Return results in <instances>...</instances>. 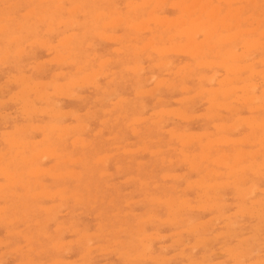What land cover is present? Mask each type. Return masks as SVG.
<instances>
[{
  "label": "rangeland",
  "instance_id": "374dc122",
  "mask_svg": "<svg viewBox=\"0 0 264 264\" xmlns=\"http://www.w3.org/2000/svg\"><path fill=\"white\" fill-rule=\"evenodd\" d=\"M27 1V2H24ZM0 0V59H1V63H0V86H2V88L0 87V115L4 117V119H2L3 117L0 116V156L4 155V153L6 155H4L3 157H0V163L4 161H7L5 163L9 164L11 163L10 160L13 159L12 161V165H14L13 163L15 162L16 164L14 166L9 164V168L8 165H6L5 163H1V167L2 164L4 165V168H7L8 170L11 169V175H10V171H7V169H0V191L2 189L5 190L3 191L2 197H0V208L3 207L4 205L7 207H5V209H1L0 210V218H5V219H0V264H19L22 260L23 264H32L35 262V264H62V263H67V264H192L195 261V264H197V262L199 261V264L204 263L203 264H216L217 262H219V264H235V263H243V264H264V240H262L260 242L261 239H263L264 237V224H262L264 222V211L262 212V210L264 209V173H262V171L264 170V111L262 112V110H264V77H262L264 75V63L261 60L262 58L264 59V44L261 45V42H264V0H226L227 2L229 1V3H227L224 0H195V4L193 2V0H160L162 3H160L159 0H60V2L63 4H61L59 2V0ZM48 1V2H47ZM71 1V2H70ZM154 1V2H153ZM159 3H156L158 2ZM166 1V2H165ZM179 1V3H178ZM182 1V5L181 2ZM185 1V5L184 4ZM201 1V3H200ZM203 1V2H202ZM208 1V2H206ZM212 1V2H211ZM232 1V2H231ZM252 1V2H251ZM16 2V3H15ZM18 2V3H17ZM23 2V3H22ZM47 2V3H46ZM130 2V3H129ZM135 2V3H134ZM143 2V3H142ZM146 2V4L144 3ZM172 2H175L176 4L174 5ZM205 2V3H204ZM211 2V3H210ZM214 2V3H213ZM221 2V4H220ZM242 2V3H241ZM248 2V4H247ZM256 2V3H255ZM13 3V5H12ZM16 5H15V4ZM21 3V4H20ZM58 3V4H57ZM143 5H141V4ZM153 5H152V4ZM194 5H193V4ZM21 6H18V5ZM64 7H60L61 5ZM140 4V5H139ZM163 4V5H162ZM187 4V5H186ZM201 4H203V6H201ZM205 4V5H204ZM208 6H207V5ZM231 4V5H230ZM260 4V5H259ZM73 5V7H71ZM149 5V6H148ZM174 5V6H173ZM191 6V8L189 9V7ZM193 5V6H192ZM211 5V7H209ZM221 5V6H220ZM253 5V6H252ZM256 5V7H255ZM259 5V6H258ZM10 6L12 8H10ZM58 6V8H57ZM79 8H78V7ZM144 6V8L142 7ZM159 6V7H158ZM171 6V7H170ZM176 6V7H175ZM179 6V7H178ZM185 6V10L182 9ZM189 6V7H188ZM205 6V7H204ZM215 6V7H214ZM245 6V7H243ZM258 6V7H257ZM52 7V8H51ZM56 7V8H55ZM134 7V8H133ZM158 7V8H157ZM188 7V8H187ZM194 7V8H193ZM197 7V8H196ZM207 8V10L203 9ZM216 9H214V8ZM231 7V8H230ZM238 8L235 10V8ZM244 11H243V8ZM61 8V9H60ZM70 8V10L68 9ZM73 8V9H72ZM95 8V11H94ZM99 8V9H97ZM153 8V10H152ZM196 8V9H195ZM220 10H218V9ZM224 8V9H223ZM242 8V10H241ZM11 9V12L9 13ZM16 9V12L13 13ZM30 9V10H29ZM34 9V11H33ZM40 9V10H39ZM44 9V10H43ZM46 9V11H45ZM64 9V10H63ZM72 9V10H71ZM93 9V10H92ZM129 9V11H128ZM176 9V10H175ZM188 9V10H187ZM226 9V10H225ZM228 9H233V10H228ZM241 11H240V10ZM247 9L249 11H247ZM21 10V11H20ZM29 10V13L27 12ZM43 10V11H42ZM60 10V11H59ZM75 10V13H73L72 11ZM92 10V11H91ZM104 10V11H103ZM154 11V13L152 11ZM162 10V12H161ZM188 12H187V11ZM203 10V11H202ZM215 10L217 12L220 13L218 15V17L216 18V16L213 18L211 16H214L213 14L210 15L212 13V11ZM18 11V12H17ZM69 11V12H68ZM115 11V12H114ZM136 11V13H135ZM146 11V12H145ZM151 11V12H150ZM182 11V12H181ZM193 11V13H192ZM197 11V12H196ZM206 11V12H205ZM211 11V12H210ZM240 11L241 15H240ZM253 11V12H252ZM263 11V12H262ZM6 12V13H5ZM35 12V13H32ZM101 12V14L99 13ZM102 12H103V16L106 13L105 18L102 16ZM111 12V13H110ZM114 12V13H113ZM118 12H120V14H118ZM145 12V13H144ZM150 12V14H149ZM161 12V13H159ZM196 12V13H195ZM227 12V14H226ZM233 12V13H232ZM234 12L238 14L237 17H235ZM32 13V14H31ZM71 13V14H70ZM99 13V14H98ZM111 15H110V14ZM134 13V14H133ZM138 13V14H137ZM157 13V14H156ZM192 13V14H191ZM232 13V15L230 14ZM252 13V15H251ZM260 13V14H259ZM6 14V15H5ZM26 14V15H23ZM31 14V16L29 17V15ZM85 14V15H83ZM98 14V15H97ZM113 14V15H112ZM142 14V15H141ZM153 14V15H152ZM156 14V15H155ZM209 14V15H208ZM259 14V15H258ZM40 15V16H39ZM42 15V16H41ZM52 15V16H51ZM71 15V16H70ZM149 15V16H148ZM152 15V17H151ZM165 15V16H164ZM199 15V16H197ZM229 15V16H228ZM240 15V16H239ZM6 17L5 19L1 18V17ZM27 16V17H24ZM54 16V17H53ZM90 16V17H89ZM99 18L97 19L96 17ZM110 16V18H109ZM166 17L167 19H169L171 22H169V20L167 21V19L165 18V20H163L162 18ZM181 16V17H180ZM185 16V17H184ZM188 16V17H187ZM192 16V17H191ZM209 16V17H208ZM227 16V20L225 21L226 23L224 24V20L225 17ZM250 16V17H249ZM258 16V17H257ZM8 17V18H7ZM14 17V19H13ZM29 17V18H28ZM42 19H41V18ZM52 17L55 19H52ZM63 19L61 20L60 19ZM127 17V18H126ZM150 17V18H148ZM155 17V18H153ZM159 17V21L157 18ZM196 17V18H195ZM198 17V19H197ZM202 17V18H201ZM222 17V18H221ZM249 17V18H248ZM44 18V19H43ZM68 18V19H67ZM118 18V19H117ZM136 18V19H135ZM138 18V19H137ZM153 18V20H151ZM172 18V19H171ZM175 18V19H173ZM180 18V20H179ZM182 18V19H181ZM196 21H194L195 19ZM204 18V19H203ZM210 18V19H209ZM230 18V19H229ZM241 18V19H240ZM8 19V20H7ZM12 19V20H11ZM69 19H72L71 22ZM103 19V20H102ZM115 19V21H114ZM150 19V20H149ZM156 19V20H155ZM178 19V20H177ZM224 19V20H223ZM233 19V20H232ZM255 19V21L253 20ZM40 20V21H39ZM44 20V21H43ZM60 20V21H59ZM111 20H113L112 22H110ZM117 20V21H116ZM122 20V22H121ZM143 20V21H142ZM148 20V21H147ZM161 20L162 23H161ZM207 20V21H206ZM215 21V23L213 21ZM221 20V21H219ZM223 20V21H222ZM242 20V21H241ZM63 21V22H62ZM66 21V22H65ZM131 21V23H130ZM158 21V22H156ZM166 21V22H165ZM176 21V22H175ZM182 23V25H179ZM191 21V22H190ZM195 24H193V22ZM205 21V22H202ZM219 21V23H218ZM240 21V22H239ZM246 21V22H245ZM18 22V24H17ZM52 22L53 24H50ZM63 24H62V23ZM105 22V23H104ZM109 22V23H108ZM115 22V23H114ZM143 24H142V23ZM146 22L148 23V27L147 26H142V25H147ZM160 22V23H159ZM209 22V23H207ZM237 24H236V23ZM58 23H61L60 25ZM67 23H69L67 25ZM114 23V25L112 24ZM130 25H128V24ZM140 23V24H137ZM156 23V24H155ZM177 23V24H174ZM185 23V25H184ZM216 23H218V25H215ZM238 23H240V27L237 26ZM251 23V24H250ZM253 23V25H252ZM256 23H260L259 25H257ZM4 24V25H2ZM50 24V25H49ZM72 24V25H71ZM92 24V25H91ZM96 24H98L96 26ZM133 24V25H132ZM136 24V25H134ZM162 24V25H161ZM173 24V26H172ZM191 24V25H190ZM205 24V25H204ZM212 24V25H210ZM225 26H224V25ZM53 25V26H52ZM133 28H132V26ZM138 25V26H137ZM170 25V26H169ZM179 25V26H178ZM190 25V26H189ZM215 27H214V26ZM223 25V27H222ZM229 25L230 26V30L229 31ZM7 26V28H6ZM20 26V27H19ZM23 26V27H21ZM104 26V27H103ZM106 26V27H105ZM110 28H109V27ZM115 26V27H114ZM136 26V28H135ZM141 26V27H140ZM180 26H184L183 28ZM201 27L203 26V30L207 29L209 31V33H202L203 30H193L194 33H192V30L190 29H194V27ZM211 26V27H208ZM213 26V27H212ZM217 26V28H216ZM234 26V27H232ZM238 28H237V27ZM18 29H17V28ZM51 27V29L49 30V28ZM56 27V28H54ZM69 27V29H68ZM72 27V28H70ZM95 27V28H94ZM126 27V28H125ZM131 27V28H130ZM141 29H140V28ZM147 27V28H146ZM180 27V29H179ZM219 27V28H218ZM226 27V29H225ZM228 27V28H227ZM255 27V28H254ZM1 28H2V32H1ZM48 28V29H47ZM67 28V29H66ZM106 28V29H105ZM134 28L137 30H135L134 32ZM143 28V29H142ZM144 28L145 31H144ZM150 28V29H149ZM166 28V29H165ZM3 29H5L3 31ZM9 29V30H8ZM20 29V30H19ZM149 29V30H147ZM164 29V30H163ZM188 29V30H187ZM198 29V28H197ZM216 29V30H215ZM259 29V30H258ZM19 30V31H18ZM55 31V33L53 31ZM62 30V31H61ZM105 30V32H104ZM184 30V31H183ZM225 30V31H223ZM233 30V31H232ZM240 30V32L238 31ZM243 30V31H241ZM248 30V31H246ZM253 30V31H251ZM263 30V31H262ZM37 31V32H36ZM49 33V34H47ZM140 31V32H139ZM143 33H142V32ZM150 31V32H149ZM154 31V32H153ZM158 31V32H157ZM191 32V34H194V36L192 37V35L190 33L187 34V32ZM199 31V34H198ZM234 31L236 33H234ZM244 31L246 32V34L244 33ZM250 31V32H249ZM257 31V32H256ZM36 32V33H35ZM52 32V33H50ZM59 32V33H58ZM74 32V33H73ZM97 32V33H96ZM104 32V33H102ZM110 32V33H109ZM134 32V33H132ZM182 32V36H180L179 33ZM183 32L187 35H183ZM201 32V33H200ZM218 32V33H217ZM222 32V33H221ZM224 32V33H223ZM228 32V33H227ZM252 32V33H251ZM261 32V33H259ZM263 32V33H262ZM42 33V34H41ZM45 33V34H44ZM73 33V34H72ZM77 33V34H76ZM84 33V34H83ZM100 33V34H99ZM137 33V34H136ZM142 33V34H141ZM234 33V34H233ZM243 33V34H242ZM247 33L249 34L247 36ZM251 33V34H250ZM254 33V34H253ZM23 34V36H21ZM28 34V36H27ZM37 34V35H36ZM41 34V35H40ZM73 35V37L67 36V35ZM99 34V35H98ZM103 34V35H101ZM106 34V35H105ZM130 34V35H129ZM191 37H189L190 35ZM204 34L207 36V38H205ZM208 34V35H207ZM226 34V35H225ZM232 34V35H231ZM236 34V35H235ZM240 34V35H239ZM39 35V37H38ZM54 35V36H53ZM94 35V36H93ZM102 37H101V36ZM121 35V36H120ZM139 35V36H138ZM157 35V36H156ZM189 35V36H188ZM197 35V36H196ZM210 35V36H209ZM213 35V36H212ZM221 35V37L219 36ZM262 35V36H261ZM16 36V37H15ZM18 36V37H17ZM25 36V37H24ZM37 36V37H35ZM42 36V38H41ZM45 36V37H44ZM66 36V37H65ZM105 36H108L105 37ZM111 36V37H110ZM116 36V37H114ZM121 37L122 41L118 38ZM156 36V37H155ZM162 36H164L162 38ZM199 36V37H198ZM242 36V37H241ZM23 37V38H22ZM70 37V38H69ZM124 37V38H123ZM127 37V39H126ZM133 37V38H132ZM135 37V38H134ZM152 37L154 39H152ZM169 37V38H168ZM172 37V39L170 38ZM183 37V38H182ZM212 37V38H210ZM214 37V39H213ZM20 40V42L18 43V39ZM22 38V39H21ZM46 43H44L43 41ZM69 38V39H68ZM71 38H73V40H71ZM79 38V39H78ZM86 38V39H85ZM106 38V39H104ZM118 38V41H117ZM132 38V39H131ZM139 38V39H138ZM168 38V39H167ZM176 38V39H175ZM220 38V39H218ZM243 40H242V39ZM13 41H12V40ZM17 39V40H16ZM28 39V40H26ZM39 40V41H34V40ZM41 39V40H40ZM47 39V40H46ZM50 39V40H49ZM63 39H68L66 42H63ZM104 39V40H101ZM113 39V40H112ZM152 39V40H151ZM191 40V41H187V40ZM196 39V41L194 40ZM212 39V40H210ZM228 39V40H227ZM253 39H255V42L253 41ZM31 42H30V41ZM59 40V41H58ZM82 40H84L82 42ZM111 40V41H110ZM142 40V42L140 41ZM151 40V41H149ZM171 40V41H169ZM201 40V42H200ZM206 40V41H205ZM210 40V41H209ZM226 40V43L223 42ZM242 40V41H241ZM248 40V41H247ZM17 41V42H16ZM23 43H22V42ZM42 41V42H41ZM64 43H62V42ZM90 41V42H89ZM110 41V42H109ZM113 41V42H112ZM139 41V42H138ZM181 41V43H179ZM187 41V42H185ZM192 41H194L192 43ZM199 41V42H198ZM202 41H205L204 43H202ZM218 41L220 42V44H218ZM232 41V42H229ZM40 44H39V43ZM49 42V43H48ZM51 42V43H50ZM68 42V43H67ZM76 42V43H75ZM82 42V43H81ZM151 44H150V43ZM171 42V43H170ZM215 42V43H214ZM238 42V43H237ZM241 42V43H240ZM247 42V43H246ZM248 42H251L250 44H248ZM6 43V44H5ZM18 43V44H17ZM53 46L50 47V49H48V44ZM117 43V44H116ZM133 43V44H132ZM155 43V44H154ZM170 43V44H169ZM175 43V44H174ZM194 44L192 47L191 45ZM198 43V44H197ZM207 43V44H206ZM209 43V45H208ZM236 43V44H234ZM246 43V47L244 46ZM258 43V44H256ZM29 44V45H28ZM33 44V45H32ZM44 44V45H43ZM61 44V46H59ZM130 44V45H129ZM146 44V45H145ZM164 44V45H163ZM185 44H187V46L190 44V47H185ZM206 44V45H205ZM212 44V46H211ZM222 44V45H221ZM232 44V46H231ZM18 45V47H16ZM26 45V46H25ZM35 45V46H34ZM40 45V46H39ZM42 45V48H41ZM47 45V46H45ZM88 45V46H87ZM90 45V47H89ZM137 45V46H136ZM139 45V46H138ZM179 46L178 47V51H177V47L175 46ZM182 45V46H181ZM203 45V46H201ZM217 45V46H216ZM243 47H241V46ZM249 45V46H248ZM255 45V46H254ZM44 46V47H43ZM75 46V47H74ZM127 46V47H126ZM132 46V47H131ZM137 48H136V47ZM145 46V47H144ZM168 46V48H166ZM195 46V48H193ZM198 46H200L198 49H196ZM209 46V49H208ZM216 46V48L214 47ZM230 46V47H229ZM233 46L236 48H233ZM241 48H240V47ZM259 46V48L257 47ZM5 47H8L7 49H5ZM47 47V48H46ZM56 47V48H55ZM69 49H66V48ZM72 47V48H71ZM152 47H154L152 49ZM164 47V48H163ZM175 47V48H172ZM184 47V48H183ZM202 47V48H201ZM206 47V48H205ZM222 47V48H221ZM224 47V48H223ZM232 47V49H231ZM250 47V48H249ZM24 48V51H20L21 54L24 55L22 56L20 54V52L18 50H22ZM45 48V49H44ZM121 48V50H120ZM135 48V49H134ZM144 48V49H143ZM162 48V49H161ZM180 48V50H179ZM187 48V49H186ZM205 48V49H204ZM214 48V50H213ZM219 48V49H218ZM230 52H228L229 50ZM263 48V49H262ZM17 49V50H16ZM80 49V50H79ZM147 49V50H145ZM155 49H159L158 51ZM169 49V50H168ZM182 49V50H181ZM186 49V50H185ZM193 50L192 52H189V50ZM204 49V51H203ZM220 49L222 51H220ZM228 51H227V50ZM233 49L235 50V52L233 51ZM244 49V50H243ZM254 49V50H253ZM15 52H14V51ZM58 52H56V51ZM60 50V51H59ZM71 50V51H70ZM128 50V51H127ZM163 50V52L161 51ZM188 50V51H187ZM199 51L196 53V51ZM201 50V51H200ZM212 50V51H211ZM238 50V51H237ZM246 50V51H245ZM253 50V51H252ZM256 50V51H255ZM36 51V52H35ZM122 53H121V52ZM156 51V53L154 52ZM170 51V52H167ZM175 51V53H174ZM177 51V52H176ZM186 51V52H184ZM195 51V52H194ZM207 51V52H205ZM232 51V52H231ZM237 51V53H236ZM262 51V53H261ZM8 52H10V54H8ZM13 52V54H12ZM19 52V53H18ZM56 52V53H55ZM74 52V53H73ZM135 52V53H134ZM140 52V53H139ZM183 54H182V53ZM217 52V53H216ZM218 52H221L218 53ZM226 52V53H225ZM241 52V53H239ZM244 52V53H242ZM249 52V53H248ZM4 53V54H3ZM7 55V58L6 55ZM18 53V55H16ZM48 53V54H47ZM69 53V54H68ZM71 53V55H70ZM85 53V54H84ZM118 53V54H117ZM139 53V55L137 54ZM159 53V56H158ZM162 53V54H161ZM166 53V54H165ZM187 53H191L192 56L190 54ZM201 53H203L202 55H200ZM231 53V54H229ZM235 53V54H234ZM245 53L247 54H253L251 56L249 55H245ZM12 54V55H11ZM27 54V55H26ZM58 54V55H56ZM65 56L63 57L62 56ZM80 54L82 56H80ZM135 54V55H134ZM165 54V55H164ZM178 54V55H177ZM182 54V55H181ZM195 56H194V55ZM206 54V55H205ZM208 54V57H207ZM220 54V57H218V55ZM224 54V55H223ZM229 54V55H228ZM243 54V55H242ZM11 57H10V56ZM14 55V56H13ZM60 55V56H59ZM177 55V57H176ZM189 55V56H188ZM223 55V56H221ZM237 55V56H235ZM256 55V56H255ZM21 56V57H20ZM69 56V58H68ZM90 56V57H89ZM96 56V57H95ZM203 56V57H202ZM210 56V57H209ZM217 56V57H215ZM226 56V58H225ZM233 56V57H232ZM244 56V57H243ZM248 56V57H247ZM253 56V57H252ZM2 57V58H1ZM60 57V58H58ZM63 57V58H61ZM197 57V58H196ZM221 57L223 59H221ZM236 59H235V58ZM246 57V58H245ZM252 57V58H250ZM35 58V59H34ZM52 58V60H51ZM55 60H54V59ZM67 58V59H66ZM96 58V59H95ZM108 58V60L106 59ZM173 58V59H172ZM176 58V59H175ZM195 58V59H194ZM215 58V59H214ZM6 59V60H5ZM95 59V60H94ZM130 61H129V60ZM151 59V60H149ZM219 59V60H218ZM229 59V61L227 60ZM236 61H235V60ZM239 59V61H237ZM247 59V60H246ZM250 59V60H248ZM41 60V62L39 61ZM43 60V61H42ZM52 61V63L50 61ZM64 60V61H63ZM77 62H76V61ZM104 60V61H102ZM112 60V61H111ZM138 60V61H136ZM202 64V61H205ZM223 60V62H222ZM226 60V61H224ZM242 60V61H241ZM5 61V62H4ZM32 61V62H31ZM63 61V63H61ZM73 61L74 64L72 63ZM111 61V62H110ZM114 61V62H113ZM124 61V62H123ZM142 61V63H141ZM201 61V63L199 62ZM211 61V62H210ZM245 61V62H244ZM258 61V63H257ZM3 62V63H2ZM16 62V63H15ZM37 62V63H36ZM48 62V63H47ZM50 62V63H49ZM57 62V63H56ZM67 62V63H66ZM100 62V64H99ZM107 62V63H106ZM139 62V65H138ZM164 62V63H162ZM170 62L169 64L166 63ZM214 62V63H212ZM217 62H222L220 63V65ZM242 62V63H241ZM254 64H253V63ZM46 63V64H44ZM137 63V64H136ZM207 63H211L209 64V68L207 66ZM216 63V64H215ZM231 63V64H230ZM23 64V65H22ZM39 64V65H38ZM59 64V65H58ZM106 64V65H104ZM108 64V65H107ZM142 64V66H141ZM164 64V65H163ZM190 64V65H188ZM213 64V65H212ZM225 64V65H224ZM232 66H230V65ZM240 64L242 66H240ZM248 64V65H247ZM89 65V66H88ZM163 65V66H161ZM169 65V66H168ZM201 68H199V66ZM224 65V67H223ZM246 65V66H245ZM35 66H39V67H35ZM42 66V68L40 67ZM44 66L45 70H44ZM134 68H132V67ZM136 66V67H134ZM141 66V67H139ZM152 66V67H151ZM157 66V67H156ZM167 66L169 68H167ZM197 66V67H196ZM207 66V67H206ZM216 66V67H214ZM228 66V68L226 67ZM240 66V67H239ZM249 66V67H248ZM35 67V68H34ZM92 67H94L92 69ZM151 67V69H150ZM159 67V68H158ZM161 67V68H160ZM185 69H184V68ZM212 67V68H211ZM223 67V68H221ZM242 67V68H241ZM254 67V68H253ZM28 68V69H27ZM31 68V69H30ZM39 69V71L37 69ZM58 68V69H57ZM102 68V69H101ZM124 68V69H123ZM165 68V69H164ZM196 68V69H195ZM211 68V70H210ZM233 68V70H232ZM237 68V69H236ZM244 68V69H243ZM249 68V69H248ZM252 68V72L251 71ZM35 69V70H34ZM42 69V70H41ZM51 69V71L49 70ZM83 69V70H82ZM101 69V71H100ZM133 69V70H131ZM142 69V70H141ZM181 69V70H179ZM235 69V71H234ZM260 69V70H259ZM24 70V71H22ZM41 70V71H40ZM83 73H81V71ZM94 70V71H93ZM147 72H146V71ZM192 70V71H190ZM194 70V71H193ZM197 72H196V71ZM226 70V71H225ZM242 70V71H241ZM245 70V71H244ZM249 70V71H247ZM43 71V72H42ZM79 71V73L77 72ZM97 71V72H96ZM137 73H136V72ZM140 71V72H139ZM142 71H144L142 73ZM181 71V72H180ZM201 71V72H200ZM261 71V72H260ZM66 72V74H65ZM69 72V73H67ZM92 72V73H91ZM100 72V75H99ZM112 72V73H111ZM114 72V73H113ZM166 72V73H165ZM175 72V73H174ZM178 72V73H177ZM185 72V73H184ZM193 72V73H192ZM242 72V73H241ZM247 72V73H246ZM64 73V75H62ZM75 73V74H74ZM91 73V74H90ZM95 73V74H94ZM136 73V74H135ZM139 73V74H138ZM141 73V74H140ZM192 73V74H191ZM198 73V74H197ZM201 75H200V74ZM214 73H215V78L213 80L214 77ZM228 73V74H226ZM231 73V74H229ZM234 73V74H233ZM239 73V78L235 79L234 76H237ZM241 73V75H240ZM253 75H251V74ZM90 74V75H88ZM98 74V77H97ZM106 74V76H105ZM177 76H176V75ZM213 74V75H212ZM220 74V75H218ZM236 74V75H235ZM259 74V75H258ZM24 75V76H23ZM55 75V76H53ZM67 75V76H66ZM88 75V77L86 76ZM104 75V77H103ZM203 75V77H202ZM212 75V76H211ZM251 75V77H250ZM255 75V76H254ZM262 75V76H261ZM13 76V77H12ZM15 76V79H14ZM30 76V77H27ZM64 76V77H63ZM71 76V77H70ZM93 76L94 80L93 85L91 78ZM185 76V77H184ZM217 76V77H216ZM241 76V77H240ZM247 76V77H246ZM257 76V77H256ZM260 76V77H259ZM84 77V78H83ZM91 77V78H90ZM146 77L149 79V81L146 80ZM151 77V78H150ZM174 77V78H173ZM195 77V78H194ZM197 77V78H196ZM202 77V78H201ZM248 78L245 80V78ZM9 78V79H8ZM13 78V79H12ZM17 78V79H16ZM28 78H31L30 80ZM51 78L55 79V80H51ZM57 78V79H56ZM80 79V81H76L77 79ZM90 78V79H89ZM114 78V79H112ZM167 78V80H166ZM200 80H199V79ZM205 78V79H203ZM208 78L211 81L214 82H210L208 81ZM217 78V79H216ZM228 78V79H227ZM243 78V79H242ZM254 78V79H253ZM6 79V80H5ZM12 79V80H11ZM26 79V80H25ZM38 79V80H37ZM71 79H76L74 81H72ZM83 81H82V80ZM92 79V80H93ZM157 79V80H156ZM183 79V80H182ZM222 79V80H221ZM258 79V80H257ZM12 81L9 82V81ZM16 80V81H15ZM29 80V81H28ZM108 80H112L113 82H108ZM139 80V81H138ZM220 80V81H219ZM225 80V81H224ZM237 80V81H236ZM245 82H243V81ZM249 80V81H248ZM250 80L252 82H250ZM27 81V83H25ZM41 81V82H39ZM53 81V82H52ZM55 81V82H54ZM57 81V82H56ZM81 81L84 83L82 84ZM91 81V83L88 84V82ZM156 81V82H155ZM164 81V82H163ZM166 81V82H165ZM184 81V82H183ZM202 81V82H201ZM233 81V82H232ZM241 81V82H240ZM30 82V84H29ZM35 82V83H34ZM37 82V83H36ZM40 84H39V83ZM65 82L66 85H65ZM72 82V83H70ZM74 82V83H73ZM151 82V83H150ZM162 84H161V83ZM171 82V83H170ZM214 83V84H210V83ZM217 84H216V83ZM226 82V84H225ZM232 82V83H229ZM25 83V84H24ZM34 83V84H33ZM44 83H46L44 85ZM49 83L52 85L49 86ZM54 83V84H53ZM69 83V85H68ZM109 83V84H108ZM150 83V84H149ZM209 83V85H208ZM224 83V84H223ZM229 83V84H228ZM251 85H249V84ZM254 83V84H253ZM258 83V84H257ZM60 84V86H59ZM74 84V85H72ZM78 84V85H77ZM82 84V85H81ZM92 84V85H91ZM99 88H98V85ZM170 84L174 85L170 86ZM179 84V85H178ZM201 84V85H199ZM203 84V85H202ZM223 84V85H222ZM228 84V85H227ZM247 87H245V85H247ZM254 86H253V85ZM263 84V85H262ZM20 85V87H19ZM30 85V86H29ZM36 85V86H34ZM47 85V86H46ZM57 85V86H56ZM65 85V86H63ZM87 85V86H86ZM141 85V86H140ZM157 85V86H155ZM59 87V88H55ZM68 86V87H67ZM78 86V87H77ZM80 86V87H79ZM81 86H86L81 88ZM91 86V87H90ZM94 86V87H92ZM97 86V87H96ZM139 86V87H137ZM160 86V87H159ZM201 86V87H199ZM223 86H225L223 88ZM227 86V87H226ZM229 86V87H228ZM230 86H238L237 87H230ZM241 87V91L240 88ZM251 89H250V87ZM263 86V87H262ZM24 87V88H23ZM55 89H54V88ZM66 87V89H61L60 88H64ZM70 87V89H69ZM75 87V88H73ZM152 87V89H151ZM159 87V88H158ZM169 87V88H167ZM171 87V88H170ZM182 87L187 88L185 90V88L182 89ZM244 87V88H243ZM8 88V89H7ZM42 88H46V91H43V93L41 92ZM50 88V89H49ZM80 88V89H79ZM155 88L154 91H152ZM158 91H157V89ZM191 88V89H190ZM201 88V89H200ZM208 90H206V89ZM228 90H227V89ZM237 88V89H236ZM246 88V89H245ZM249 88V89H248ZM38 89V90H37ZM57 89V90H56ZM114 90V95H113V90ZM147 89V90H146ZM190 89V90H189ZM193 89V90H192ZM212 89V90H211ZM223 89V90H220ZM226 89V90H225ZM27 90V91H26ZM62 93V90L65 92L66 91H71L70 94L75 95L77 97L74 98V96H70L68 94V92H63V94L60 93V91ZM84 90V91H83ZM106 90V91H104ZM140 90V91H139ZM146 90V91H145ZM168 90V91H167ZM188 90V93H187ZM200 90V92H199ZM251 90V91H250ZM256 90V91H255ZM15 91V92H13ZM21 91V92H19ZM35 91V92H34ZM41 92L42 95H39L38 92ZM59 91V94L56 92ZM104 91V92H102ZM111 91V92H110ZM140 93H139V92ZM144 91V92H141ZM151 91V92H150ZM226 91H230V93H226ZM254 91V92H253ZM260 91V92H259ZM263 91V94L261 93ZM23 92V93H22ZM32 92V93H31ZM46 94H45V93ZM48 92V93H47ZM55 92V93H54ZM138 92L140 97L142 95V99L139 98V95H137ZM149 92V93H148ZM154 92H156L157 94L154 95ZM205 92V93H204ZM209 94H208V93ZM216 92V93H214ZM250 92V93H249ZM256 92V93H255ZM3 93V94H2ZM14 93V94H13ZM50 93V94H49ZM77 95H76V94ZM108 93V94H107ZM111 93V94H110ZM142 93V94H141ZM146 93V94H145ZM153 93V94H151ZM196 93V94H195ZM200 93V94H199ZM203 93V94H202ZM213 93V94H212ZM224 93V94H223ZM234 93V94H233ZM16 94V95H15ZM18 94V96H17ZM20 94V95H19ZM57 94V95H56ZM68 94V95H66ZM110 94V95H109ZM218 94V95H215ZM220 94L221 95V99H220ZM241 94V95H239ZM6 95V96H5ZM29 95V97H28ZM37 95V96H35ZM61 95V96H59ZM112 95V97H111ZM155 96V97H151V96ZM195 95V96H194ZM199 95V96H198ZM263 95V96H262ZM35 96V97H34ZM45 96V97H44ZM48 96V97H47ZM59 96V97H58ZM67 96V97H66ZM70 96V98L68 97ZM116 96V97H115ZM146 96V97H145ZM189 96H194V98H189ZM206 96V97H205ZM223 96V97H222ZM225 96V97H224ZM231 96V97H230ZM234 96V97H233ZM238 96V97H237ZM260 96V97H259ZM262 96V97H261ZM28 97V98H27ZM62 97V98H61ZM78 97H80L79 99H77ZM133 97V98H132ZM188 97V98H187ZM199 97V98H198ZM212 97V98H211ZM217 97V98H215ZM229 97V98H228ZM241 97V98H240ZM247 97V98H245ZM258 97V99L256 98ZM9 98H11L9 100ZM28 99L27 101L25 100ZM37 98V99H36ZM41 98H50L48 100H43ZM84 98V99H83ZM103 98V99H102ZM106 98V100H105ZM111 98V99H110ZM116 98V99H115ZM122 98V100H121ZM164 98V100H163ZM210 99L208 101V99ZM225 98V99H222ZM235 98V99H233ZM240 98V99H239ZM254 98V99H252ZM26 101H24V100ZM39 99V100H38ZM101 99V100H99ZM110 99V100H109ZM120 99V100H119ZM126 100L124 102V100ZM129 99H132L130 101ZM158 99H160L158 101ZM180 99V100H179ZM193 99V100H191ZM204 99V100H203ZM243 99H250V100H243ZM257 99V101H255ZM2 100V101H1ZM5 100V102H3ZM13 100H15V102H13ZM22 102H20V101ZM31 102L33 103H30ZM58 100V101H57ZM97 100V101H95ZM144 100V101H143ZM175 100H177L175 102ZM213 100V101H212ZM226 100V101H225ZM228 100V101H227ZM232 100V101H231ZM234 100V101H233ZM241 100V102H240ZM35 105H34V102ZM109 101V102H108ZM113 101V102H112ZM121 101V102H120ZM123 101V102H122ZM138 101V102H137ZM166 101V102H165ZM190 101V103H188ZM206 101V102H204ZM216 101V103H215ZM255 101V102H254ZM263 101V102H262ZM7 102V103H6ZM43 102V103H42ZM51 102V103H50ZM128 102V104H127ZM132 102V104H130ZM161 102V103H160ZM164 102V104L162 103ZM179 102V103H178ZM182 102V103H181ZM194 102V104H193ZM196 102V103H195ZM218 102V103H217ZM220 102V103H219ZM221 102H225L224 104H222ZM234 106L233 105V103ZM236 102V103H235ZM259 102V103H258ZM6 103V104H5ZM48 103V104H47ZM58 103V104H55ZM86 103V104H85ZM138 103V104H137ZM166 103V104H165ZM199 103V104H198ZM201 103V104H200ZM214 105H213V104ZM244 103V104H242ZM247 103V104H246ZM249 103V104H248ZM262 103V105H261ZM5 104V105H3ZM8 104V105H7ZM25 104V105H24ZM61 104V105H60ZM118 104V106H117ZM145 104V105H144ZM163 104V105H162ZM184 104V105H183ZM197 104V105H196ZM218 104V105H217ZM228 104V105H227ZM232 104V105H231ZM255 104V105H254ZM259 105L258 106H256ZM24 105V106H23ZM27 105V106H26ZM32 105V107H31ZM35 107H34V106ZM54 105H56L54 107ZM58 105V106H57ZM136 105V106H135ZM144 105V106H142ZM161 105V106H160ZM223 105V106H220ZM225 105L226 108H225ZM251 105V106H250ZM261 105V106H260ZM29 106V107H28ZM39 106V107H38ZM51 106V107H50ZM60 106V107H59ZM116 106V107H115ZM122 106L123 109L120 107ZM220 106V107H219ZM231 106V108H229ZM240 110V106H241V112H239ZM243 106V107H242ZM40 109H37V108ZM54 107V109L52 108ZM113 107H115L116 109H114ZM185 107V108H184ZM187 107H189L187 109ZM211 107V108H209ZM213 107V108H212ZM223 107V108H221ZM235 107V108H234ZM255 107V108H254ZM22 108V109H21ZM25 108V109H23ZM32 108V109H31ZM35 108V110H34ZM44 108V109H42ZM98 108V109H97ZM133 108V109H132ZM146 108V110H145ZM172 108V110H171ZM180 110V114L178 116V114L176 113V111L178 112V109ZM195 108V109H194ZM217 108V109H216ZM219 108V109H218ZM243 108V109H242ZM249 108V110H248ZM255 110H254V109ZM263 108V109H262ZM47 109V111H46ZM51 109V110H50ZM54 113H52L53 111ZM114 111H113V110ZM119 109V110H118ZM165 109V110H164ZM170 109V110H169ZM187 109V111L185 110ZM209 109V110H208ZM246 109V110H245ZM251 109V110H250ZM262 109V110H261ZM27 110V111H26ZM31 110V111H29ZM40 110V111H39ZM44 110V111H42ZM56 110V111H55ZM57 110H60L58 114ZM67 110V111H66ZM70 110V111H68ZM97 110V112H96ZM107 110H111L110 113ZM128 110V111H127ZM140 110V114L139 111ZM144 110V111H141ZM160 110V111H159ZM170 114H168V112ZM174 110H176L175 112H173ZM193 112H191V111ZM214 114H216L215 116L213 114H211L212 112ZM215 110V112H214ZM229 110H231L230 112H228ZM11 111V112H10ZM42 111V112H41ZM50 111V114H49ZM64 111V112H63ZM105 111V112H104ZM122 111V112H121ZM146 111V112H145ZM157 111V112H156ZM159 111V112H158ZM182 111H185L183 114ZM228 113H227V112ZM238 111V112H237ZM2 112V113H1ZM24 112V113H23ZM31 114H30V113ZM70 112V113H68ZM75 113V114H72ZM90 112V113H89ZM95 112V113H94ZM107 112V113H106ZM121 112V114H120ZM131 112V113H130ZM141 112H144L143 115ZM172 112V113H171ZM235 112V113H234ZM253 112V113H252ZM256 112V113H255ZM261 112V115L259 113ZM48 113V115H47ZM63 113V114H62ZM86 114V115H83ZM126 113V114H125ZM137 113V114H136ZM152 113V114H151ZM164 113V114H163ZM175 113V114H174ZM179 113V112H178ZM198 113V114H197ZM207 113V114H205ZM230 113H234L231 114ZM25 114V115H24ZM35 114V115H33ZM88 114V115H87ZM120 114V115H119ZM139 114V115H138ZM150 114V115H149ZM159 114H161V119ZM168 114V116H167ZM184 116H183V115ZM211 114V115H210ZM218 114V116H217ZM236 114V115H235ZM257 114V115H256ZM55 115V116H54ZM61 115V116H60ZM76 115H78L77 117H75ZM171 115V116H170ZM176 115V116H175ZM195 115V116H194ZM206 117H202V116H206ZM222 115V116H220ZM241 117H240V116ZM11 116V117H8ZM54 116V117H51ZM66 118H65V117ZM73 116V117H72ZM126 116V118L124 119V117ZM175 116V117H174ZM186 116V118H184ZM188 116V117H187ZM194 116V117H193ZM201 116V117H200ZM211 116V117H210ZM214 116V117H213ZM220 116V117H219ZM227 118H226V117ZM236 116V117H235ZM243 116V117H242ZM252 116V117H251ZM16 117V118H15ZM28 119H25L27 118ZM58 117H62L64 119H60ZM75 117V118H74ZM142 117V118H141ZM148 117V118H146ZM183 117V118H182ZM199 117V118H198ZM210 117V118H209ZM219 117V118H217ZM240 117V118H239ZM245 117V120H244ZM12 118V119H11ZM23 118L25 120H23ZM34 118V119H33ZM38 118V119H37ZM79 118V119H77ZM86 118H87V122H86ZM92 118V120H91ZM119 118V119H118ZM137 118V119H135ZM140 118V119H138ZM163 118V119H162ZM170 118V119H169ZM192 118V119H191ZM223 120H222V119ZM225 118L229 121L225 120ZM237 118L240 120H237ZM254 118V119H252ZM9 119V120H8ZM56 119V120H54ZM84 119V120H83ZM148 119V121H147ZM167 119H169V121H167ZM182 119V120H181ZM231 119V120H230ZM250 121H248V120ZM251 119V120H250ZM3 120V121H2ZM5 120V121H4ZM31 120V121H30ZM34 120V121H33ZM61 120V121H60ZM103 120V121H102ZM109 120V121H108ZM158 120V121H157ZM261 122V124L259 123V121ZM263 120V121H262ZM28 121V122H27ZM50 121V122H49ZM56 121H58V124L56 123ZM63 121V122H62ZM91 121V122H90ZM145 121V122H144ZM156 121V122H153ZM172 121H174L172 123ZM186 121V122H185ZM189 121V122H188ZM237 121V122H236ZM242 121V122H241ZM248 121V123H247ZM254 121H257L254 123ZM47 122V125H46ZM62 122V123H61ZM81 122V123H80ZM104 122V123H103ZM135 122V123H134ZM155 124H152V123ZM169 122V123H168ZM208 122V123H207ZM212 122V123H211ZM222 122L224 123L223 125H218V124H222ZM229 122V123H228ZM28 123H30L28 126ZM56 123V124H55ZM68 123V124H67ZM80 123V124H79ZM116 123V124H115ZM131 123V124H130ZM147 123V124H146ZM207 123V125H206ZM231 123H233V125L235 124V126H233ZM237 123V124H236ZM253 123V124H252ZM5 124V125H4ZM33 124V125H32ZM37 124V125H35ZM55 124V125H53ZM129 124V125H128ZM163 124V125H162ZM165 124V125H164ZM211 124V125H209ZM255 124V126H254ZM18 125V126H17ZM24 125H27L24 127ZM58 128H57V126ZM66 125V126H65ZM68 125V126H67ZM75 126L74 128L71 126ZM83 125V126H82ZM128 125V127H127ZM217 125V126H216ZM226 125H228V128L226 127ZM236 125H239L236 126ZM253 125V126H252ZM258 125V126H257ZM260 125V126H259ZM6 126V127H5ZM15 126H17V129L15 128ZM23 126V127H21ZM34 126V127H33ZM35 126H37L38 128H36ZM44 127L42 129V127ZM49 126V129L48 127ZM64 126V127H63ZM70 126V127H69ZM81 126V127H80ZM85 126V127H84ZM89 126V127H86ZM162 126V127H161ZM208 126V127H206ZM216 126V127H215ZM220 126V127H219ZM18 127H20L18 129ZM31 127V128H30ZM41 127V128H40ZM63 129H62V128ZM68 127V128H67ZM78 127V128H77ZM136 127V128H134ZM160 130H159V128ZM172 127V128H171ZM215 127V128H214ZM226 127V129H224ZM233 127L236 129L234 130ZM238 127V128H237ZM259 127V128H258ZM25 128V129H23ZM86 128V129H85ZM172 130V135H174L173 137L170 136L171 135V131ZM209 128V129H208ZM218 128V130H217ZM232 128V129H231ZM240 128V129H239ZM251 128V129H250ZM22 131H19V130ZM30 129H34L32 131V135H30L29 133H24V132H31ZM39 129V130H38ZM42 129V131H40ZM46 129V130H45ZM67 129L68 131H65ZM78 129V131H76ZM83 129V130H82ZM85 129V132H84ZM100 131L102 132H99ZM134 129H135V133H134ZM166 129V130H165ZM168 129V130H167ZM229 129V131H227ZM37 130V131H36ZM54 131L52 133V131ZM57 130V132H56ZM71 130V132L69 131ZM130 130V131H129ZM138 130V131H137ZM151 130V132H150ZM153 130V132H152ZM159 130V131H158ZM165 132H164V131ZM177 130V131H176ZM234 132H232V131ZM238 130V131H237ZM10 133H8V132ZM12 131V132H11ZM24 131V132H23ZM45 131V132H44ZM119 131V132H118ZM170 131V132H169ZM176 131V132H175ZM210 132L212 134H208V133H204V132ZM231 133H227V132ZM242 131V132H241ZM261 131V132H260ZM4 132V133H3ZM6 132V133H5ZM16 132V133H15ZM61 132V133H60ZM66 132V137H68L67 139L65 138V133ZM77 132V133H76ZM80 132V134H79ZM82 132V133H81ZM159 132V134H158ZM168 132V133H167ZM185 132V133H184ZM201 132V133H200ZM226 132V133H225ZM261 135H260V133ZM20 133V134H19ZM49 133V135H48ZM55 133V135H54ZM76 133V134H75ZM136 133L138 135H136ZM174 133V134H173ZM176 133V134H175ZM180 133V134H178ZM182 133V134H181ZM184 133V135H183ZM190 135H188V134ZM217 133L219 135H217ZM223 133V134H221ZM249 133V134H248ZM251 133V134H250ZM259 135H257V134ZM6 136H5V135ZM13 136H12V135ZM18 134V135H17ZM45 134V136H44ZM58 134H60L59 137ZM61 134H64L61 135ZM71 136H70V135ZM124 134V135H123ZM154 134V135H153ZM186 134V135H185ZM214 134V135H213ZM223 136V138L220 136ZM21 135V136H20ZM48 135V136H46ZM98 135V136H97ZM156 135V136H155ZM158 135V136H157ZM179 135V137H178ZM182 135V136H181ZM198 135V137L201 139L200 142H198V137L196 138V136ZM206 135V136H205ZM214 137H213V136ZM224 135L226 137H224ZM229 135V137H228ZM11 136V137H10ZM19 136V138H18ZM23 136V137H22ZM53 136V137H52ZM70 136V137H69ZM115 136V137H114ZM125 138H124V137ZM176 136V137H175ZM185 136V137H184ZM203 136V137H202ZM205 136V137H204ZM218 136V137H217ZM246 138H245V137ZM15 137V138H14ZM21 137V138H20ZM28 137V138H27ZM52 137V138H50ZM65 138V140H62L63 138ZM77 137V138H76ZM171 137V139L169 138ZM175 137V138H174ZM221 137V138H220ZM237 138V137H241L240 140H242L245 138V143H242L244 140L240 141L239 138L238 139H231V138ZM249 137H250V141H249ZM6 138V139H5ZM8 138V139H7ZM14 138V139H12ZM17 138L18 142L20 141H24L22 144L19 142V145H17V141L15 140ZM24 138V139H23ZM49 142H48V139ZM54 138H56L54 140ZM59 138V139H58ZM79 138V139H78ZM99 138V139H98ZM107 138V139H106ZM109 138V139H108ZM114 138V139H113ZM116 138V139H115ZM120 140L121 138L123 140H121L122 142H117L118 139ZM140 138H142L140 140ZM160 138V140H159ZM162 138V139H161ZM181 138V140L179 139ZM188 138V139H187ZM196 140H195V139ZM209 138V140L207 141V139ZM224 138H226L225 140H223ZM228 138V139H227ZM259 138V139H258ZM261 138V139H260ZM22 139V140H21ZM47 139V140H45ZM58 139V140H57ZM76 139V140H75ZM78 139V140H77ZM84 141H83V140ZM94 139V140H93ZM139 139V140H138ZM150 139V140H149ZM170 139V140H169ZM178 139V144L176 142V140ZM195 140L197 143H194L193 141ZM214 139V140H211ZM6 142H4V141ZM9 140V141H7ZM42 140V141H40ZM47 141V143H44L45 141ZM83 142H82V141ZM149 140V141H147ZM159 140V141H158ZM173 140H175L173 142ZM236 140V141H235ZM261 140V142H260ZM263 140V141H262ZM13 141V142H12ZM36 143H35V142ZM80 141V142H78ZM141 141V142H140ZM152 143H151V142ZM170 143H169V142ZM172 141V142H171ZM184 141V142H183ZM207 143H206V142ZM218 141V142H217ZM232 141V142H231ZM248 141V142H247ZM256 141V142H253ZM9 142V143H7ZM16 142V143H15ZM29 142H34L35 146L33 145V143L29 144ZM38 142V143H37ZM68 142V143H66ZM91 142V143H90ZM135 142V143H134ZM159 142V143H158ZM164 142V143H163ZM166 142V144H165ZM183 142V143H182ZM214 142V144H213ZM231 142V143H230ZM247 142V143H246ZM250 142H252L253 144H251ZM40 143V144H39ZM53 143V144H51ZM57 143V144H56ZM63 143V144H62ZM79 143V144H78ZM84 143V144H83ZM126 143V144H125ZM139 143V144H138ZM181 143V144H180ZM185 143V144H184ZM188 143V144H187ZM191 143L194 145L192 146ZM204 143V144H203ZM213 145H212V144ZM227 143V144H226ZM233 143V144H232ZM245 144V145H239V144ZM250 143V144H249ZM38 144V145H36ZM44 144V145H43ZM50 144V145H49ZM67 144V146H65ZM88 144V145H86ZM91 144V145H90ZM203 144V145H202ZM207 144V145H206ZM216 144V145H215ZM248 144V145H247ZM10 148H8L9 146ZM11 145L14 147L11 148ZM17 145V146H16ZM28 145V146H27ZM32 145V146H31ZM53 145V146H51ZM56 145V146H55ZM85 145V146H84ZM156 145L155 147L152 146ZM160 147H159V146ZM182 145V146H181ZM188 146L189 148H186L185 146ZM201 145V146H200ZM219 148L215 147L218 146ZM234 145V147H233ZM250 145V146H249ZM255 145V146H254ZM259 145V148H258ZM17 148H16V147ZM34 146V147H33ZM48 146L50 147V149L48 148ZM58 146V147H57ZM61 146V147H59ZM84 146V147H83ZM94 146V147H93ZM205 148H204V147ZM207 146L209 147L211 153H209L210 151L208 150ZM214 146V147H213ZM240 146V147H239ZM254 147L253 150L252 147ZM2 147V148H1ZM25 151H24V149ZM29 147L30 150L28 151V149L26 150V148ZM40 147V148H39ZM45 147V148H44ZM78 147V148H77ZM83 147V148H82ZM114 147V148H113ZM119 149H118V148ZM138 147V148H137ZM139 147H144L139 148ZM148 147V148H147ZM213 151H212V149ZM232 147V148H231ZM20 148V149H19ZM34 148V150H33ZM39 148V152L38 149ZM92 148V149H91ZM112 148V149H111ZM137 148V149H136ZM153 148V149H152ZM203 148V150H202ZM237 149V151L240 150V152L236 151L233 153L234 149ZM246 150L245 152H243V150ZM14 149V150H13ZM42 149V150H40ZM46 149V150H45ZM50 151H49V150ZM57 149V150H56ZM74 149V151H72ZM135 149V150H133ZM215 149V150H214ZM252 149V150H251ZM258 149V150H257ZM262 149V150H261ZM36 150V151H35ZM56 150V151H55ZM61 153H60V151ZM68 153H66L67 151ZM87 150V151H86ZM163 150V152L161 151ZM201 150V153H200ZM225 150V151H224ZM231 150V151H229ZM248 150V151H247ZM257 150V152H255ZM7 151H11L10 153ZM19 151V152H18ZM33 151V152H32ZM46 151V152H44ZM47 151H49L47 153ZM131 151V152H130ZM137 151V152H136ZM148 151V152H145ZM150 151H153L152 154ZM169 151V152H168ZM183 153V155L185 154V156L181 155V152ZM192 151V152H191ZM220 153H219V152ZM224 151V154H222ZM242 151V152H241ZM263 151V152H262ZM17 152V153H16ZM20 152L22 153V155L20 154ZM25 154H24V153ZM37 152V153H36ZM39 152V153H38ZM70 152H73V154L75 156H73V154H69ZM97 152V153H96ZM122 152V153H121ZM135 152V153H134ZM143 152V153H142ZM161 154H159V153ZM167 152V153H166ZM3 153V154H2ZM30 153H32L31 157L28 156ZM36 153V154H35ZM54 154L51 155V154ZM60 153V155H59ZM96 153V154H95ZM126 153V154H125ZM129 153V154H128ZM133 153V154H132ZM139 153V154H138ZM150 153V155H149ZM155 153V154H154ZM171 153V154H170ZM233 153V154H232ZM236 153V154H235ZM247 153V154H246ZM12 154H13V158H12ZM27 154V156H26ZM33 154H35L33 156ZM56 154V155H55ZM105 154V155H104ZM116 154V155H115ZM159 154V155H158ZM170 154V155H169ZM173 154V155H172ZM200 154V156H199ZM209 156V158L207 157V155ZM219 154V155H218ZM227 154V155H225ZM230 156H229V155ZM254 154V155H253ZM21 155V156H20ZM26 156V157H22V156ZM42 155V156H41ZM58 155V156H57ZM64 155V156H63ZM69 155V158H68ZM103 155V156H102ZM113 157H112V156ZM156 155V156H155ZM177 155V156H176ZM188 155V156H187ZM196 155V156H194ZM202 155V156H201ZM206 155V156H205ZM214 155V157H212ZM240 155V157H239ZM257 155V156H256ZM262 155V157H261ZM19 156V157H18ZM46 156V157H45ZM50 156V158L48 157ZM57 156V157H56ZM62 159H60V157ZM73 156V157H72ZM101 156V158H100ZM179 156V157H178ZM195 158H194V157ZM205 156V157H204ZM222 156V157H221ZM246 158H245V157ZM252 156V157H251ZM16 157V160H15ZM36 157L37 160L40 159L41 161H37L36 162ZM43 157V158H42ZM79 157V158H78ZM84 157H86V159H84ZM112 157V158H110ZM163 157V158H162ZM185 157V159H184ZM193 157V158H192ZM197 157V158H196ZM208 159H207V158ZM222 159H221V158ZM225 159H224V158ZM228 159H227V158ZM231 157V159H230ZM234 157V158H232ZM243 157L245 159H243ZM257 157V158H256ZM259 157V158H258ZM8 158V159H7ZM11 158V159H10ZM18 158V159H17ZM27 158V159H25ZM31 158V159H30ZM50 160H49V159ZM73 158V159H72ZM78 158V160L76 161V159ZM83 158V159H82ZM107 158L109 161H107ZM125 158V159H123ZM133 158V159H132ZM162 158V159H161ZM199 158V159H198ZM203 158V159H202ZM205 158V159H204ZM218 158V159H216ZM220 158V159H219ZM262 158V159H261ZM7 159V160H6ZM25 159V162L23 161ZM66 159V160H65ZM68 159V161H67ZM75 159V160H74ZM105 159V160H104ZM182 159L185 161H182ZM192 159V160H191ZM194 159V160H193ZM201 159V160H200ZM216 159V160H215ZM236 159V160H235ZM246 159L248 161H246ZM251 159V160H250ZM253 159V160H252ZM261 159V160H260ZM24 162H22V161ZM32 160V163H30ZM34 160V161H33ZM43 160V161H42ZM72 160V161H71ZM83 160V162L81 161ZM160 160V161H159ZM171 162H170V161ZM187 160H190L188 162H186ZM210 160V162H209ZM224 160L226 161L224 163ZM228 160V161H227ZM230 160V163H229ZM234 160V161H233ZM259 160V161H258ZM263 160V161H262ZM19 161V162H18ZM71 161V162H70ZM98 161V162H97ZM102 161V162H100ZM103 161L105 162V164L103 163ZM131 161V162H130ZM143 161V164H142ZM182 161V162H181ZM213 161H218V163L216 164ZM241 161V162H240ZM252 161V162H251ZM263 163H262V162ZM44 162V163H43ZM46 162V163H45ZM58 162V165L56 164ZM65 162V163H64ZM68 162V163H67ZM71 164H70V163ZM140 162V163H139ZM144 162H146L144 164ZM164 162V164H163ZM233 162V164H232ZM240 162V164H239ZM251 162V163H249ZM20 163L22 166H20ZM43 163V164H42ZM64 163V164H63ZM75 163V164H74ZM77 163V164H76ZM81 165H80V164ZM95 163V164H94ZM172 163V164H170ZM183 163V164H181ZM191 166H194L191 167ZM197 163V164H196ZM201 163V164H200ZM261 163L263 165H261ZM25 164V166H23ZM32 164V165H31ZM42 164V165H41ZM69 164V166H68ZM86 164V165H85ZM98 164H100L99 166H97ZM198 165V169H196V166L194 165ZM216 164V165H215ZM219 164V165H218ZM222 164V165H221ZM231 167H228L227 165H230ZM252 164V165H251ZM29 165V166H28ZM35 165H37L35 167ZM39 165V166H38ZM55 165V166H54ZM144 165V166H143ZM173 167H172V166ZM181 165V166H180ZM219 167H218V166ZM235 165V166H234ZM241 165V166H240ZM6 166V167H5ZM19 166V167H18ZM31 166V167H30ZM52 166V167H51ZM63 167V169L61 167ZM68 166V167H67ZM76 166V167H75ZM79 166V167H78ZM85 166V167H84ZM140 166V168H139ZM224 166V167H223ZM0 167V168H1ZM11 167V168H10ZM22 167V168H21ZM34 167V168H33ZM37 167H43L44 170H41V168H37ZM55 167V168H54ZM59 167H60V171H59ZM84 167V168H83ZM93 167V168H92ZM100 167V168H99ZM130 167V168H129ZM179 167V168H178ZM210 167V168H209ZM227 167V168H226ZM240 167V168H239ZM243 167V170L242 168ZM247 167V168H246ZM262 167V169H261ZM13 168V169H12ZM14 168H16L14 170ZM18 168V171L20 169V171L24 172V175L22 174V172H18L16 171ZM24 168L27 170V172H30L31 170H33V173H27L25 172ZM33 168V169H32ZM90 170H89V169ZM119 170H118V169ZM123 168V169H122ZM171 168V169H170ZM229 168V169H228ZM233 170H232V169ZM236 168V169H234ZM246 168V169H245ZM250 168V169H249ZM30 169V170H29ZM36 169V170H35ZM40 169V170H39ZM52 169V170H51ZM58 169V170H57ZM71 170H75L76 172L70 171ZM174 169V170H173ZM176 169V170H175ZM191 169L193 170V172L191 171ZM196 169V171H194ZM203 169V170H201ZM210 169H212V171L215 173H213ZM228 169V170H227ZM232 171H229V170ZM256 169V170H255ZM35 170V171H34ZM47 170V171H46ZM50 170V171H49ZM55 170V171H54ZM63 170V171H62ZM65 170V171H64ZM66 170H69L66 171ZM93 170V171H92ZM97 170V171H95ZM121 170V171H120ZM236 170V171H234ZM241 170V171H240ZM250 173H248L249 171ZM258 170H261L258 171ZM9 173H7V172ZM16 171V172H15ZM53 171V172H52ZM189 171L192 172L189 173ZM216 171H220L219 173ZM229 173H227V172ZM233 171L235 172L233 174ZM254 171V173L252 172ZM259 172V173H255V172ZM2 172V175H1ZM32 172V171H31ZM51 172V173H50ZM81 172V176L77 175L78 173L80 174ZM85 172V173H84ZM89 172V173H88ZM103 172V173H102ZM107 172V173H105ZM110 172V173H109ZM124 172V174H123ZM167 173V178H166V174ZM197 172V174H196ZM206 172V173H205ZM209 172V173H208ZM240 172V173H239ZM247 172V173H245ZM264 172V171H263ZM5 173V174H4ZM62 175H61V174ZM88 173V174H87ZM91 173V174H90ZM102 173V174H101ZM128 173V174H126ZM185 173V174H184ZM216 173L218 174L216 175ZM232 173V174H231ZM242 173H245V177ZM252 173V174H251ZM261 173V175H260ZM10 175V176H7ZM25 174L28 176H26L28 179L25 177ZM43 174V175H42ZM53 174V175H51ZM60 177H59V175ZM68 174V175H67ZM108 174V175H107ZM111 176H110V175ZM139 174V175H137ZM165 174V175H164ZM170 174V176H169ZM175 174H179L178 176H175ZM201 176H200V175ZM203 174V175H202ZM206 174V175H205ZM208 174V176H207ZM211 174V175H210ZM215 174V175H214ZM230 174V175H229ZM238 174H242V176L240 177ZM248 174V175H247ZM259 174V175H258ZM18 175V176H15ZM23 175V177H22ZM42 175V176H41ZM46 175H50L49 177ZM57 175V176H56ZM71 177H70V176ZM83 175V176H82ZM105 175V176H104ZM155 177H153V176ZM190 175V176H189ZM227 175V176H226ZM233 175V176H232ZM247 175V176H246ZM40 176V177H39ZM45 178H44V177ZM55 176V177H54ZM67 176V177H66ZM69 176V177H68ZM73 176V178H72ZM77 176V177H76ZM80 176V177H78ZM113 176V178H112ZM134 178L132 179L131 178ZM152 176V177H151ZM164 176V178L162 179L161 177ZM185 176H187L185 178ZM189 176V177H188ZM213 180H212V178ZM229 176V177H228ZM253 176V178H252ZM257 176V177H256ZM258 176L261 179V176L263 177L261 180H259ZM16 177V178H15ZM31 177H33L32 179H30ZM52 177V178H51ZM59 179H57V178ZM63 179H60V178ZM84 177V180H82ZM88 177V178H87ZM93 177V178H92ZM110 177V178H109ZM138 177V178H137ZM172 177V178H171ZM177 177V178H176ZM204 179H202V178ZM216 177V179H214ZM219 177V178H218ZM221 177V178H220ZM245 179H244V178ZM250 177V178H248ZM6 180V182L4 181V179ZM9 181H8V179ZM15 178V179H14ZM21 178V180L19 179ZM37 178L38 182H37ZM55 178V179H53ZM72 180H71V179ZM102 178V180H101ZM129 178V179H127ZM131 178V179H130ZM185 178V179H182ZM201 178V179H200ZM206 178V179H205ZM208 178V179H207ZM248 178V179H247ZM17 179V180H16ZM20 181H19V180ZM46 179V180H45ZM54 182H52L53 180ZM91 179V180H90ZM113 179V180H112ZM137 179V180H135ZM165 179V180H164ZM176 179V180H175ZM180 181H178V180ZM182 179V180H181ZM197 179L200 181H197ZM235 179V181H234ZM253 179V182H252ZM258 179V180H257ZM13 180H15L14 182H12ZM32 180V181H31ZM36 182H35V181ZM42 180V181H41ZM56 180V182H55ZM59 180V181H57ZM61 180V181H60ZM68 180V182H66ZM98 180V181H97ZM129 180V181H127ZM133 180V181H132ZM197 181V183L199 182V184L193 185L191 186V183H193L194 181ZM208 180V181H207ZM210 180V181H209ZM229 180V181H228ZM231 180H233L234 182H232ZM251 180V181H250ZM255 180V181H254ZM11 181V182H10ZM23 181V184H22ZM34 181V182H33ZM70 181V182H69ZM77 181V182H76ZM82 181V182H81ZM89 181V182H88ZM177 181V182H176ZM192 181V182H191ZM203 183H202V182ZM214 181L216 182V184L220 185V188L215 186ZM224 181V182H223ZM238 181V182H237ZM243 181V182H242ZM246 181V182H244ZM260 181V183L257 182ZM9 182V183H8ZM21 183V184H18ZM27 184L25 185L24 184ZM33 182V184H32ZM84 182V183H83ZM122 182V183H121ZM127 182V183H124ZM129 182V183H128ZM150 182V183H149ZM188 182V183H187ZM191 182V183H189ZM218 182V183H217ZM220 182V183H219ZM226 182V183H225ZM248 182V183H247ZM252 182V183H251ZM2 183V184H1ZM4 183V184H3ZM11 183V184H10ZM16 185H15V184ZM42 183V186L41 184ZM50 185H49V184ZM53 183V184H51ZM60 183V185H59ZM65 183V184H64ZM79 183V184H78ZM82 185H81V184ZM103 183V184H102ZM145 183V184H144ZM149 184L148 186L146 184ZM206 183V184H205ZM223 183V184H222ZM228 183V187L226 186ZM230 183V184H229ZM233 183V184H232ZM8 184V186L6 187V185ZM10 184V185H9ZM14 184V185H12ZM40 184V186H39ZM47 184V187H46ZM64 186H62V185ZM122 186H121V185ZM142 186H141V185ZM174 185V187L176 188V190H174L175 188L172 186ZM195 184V182H194ZM205 184V185H204ZM210 184V185H208ZM212 184V185H211ZM246 184V186H245ZM254 185L253 187H249V185ZM255 184H259V186H256ZM4 185V186H1ZM12 185V187H11ZM19 185V186H18ZM54 185V186H53ZM75 185V186H74ZM78 185V186H77ZM84 185V186H83ZM88 185V186H87ZM91 185V186H89ZM126 185V186H125ZM157 185V186H156ZM166 186V188H164V186ZM202 185V186H201ZM206 185H208L207 187L210 188V190H206L207 187H205ZM223 185V186H221ZM232 187H231V186ZM235 185V186H234ZM242 187H240V186ZM23 186V187H22ZM25 188H27L25 191H23ZM39 186V187H38ZM53 186V188H51ZM66 186V187H65ZM70 186V187H69ZM102 186V187H101ZM163 186V187H162ZM189 186V187H188ZM195 186V187H194ZM199 186H201L199 188ZM215 186V187H214ZM261 186V187H260ZM3 187L5 189H3ZM11 187V188H10ZM22 188L23 190L19 189ZM34 187V188H33ZM46 189H45V188ZM56 187H60V188H56ZM69 187V188H68ZM80 187V188H79ZM84 189H83V188ZM92 187V188H91ZM101 187V188H100ZM145 187V188H144ZM154 187V188H153ZM157 187V188H156ZM160 187V188H159ZM179 187V188H178ZM195 188V189H192ZM212 187V188H211ZM213 187L216 189L215 191L217 192V198H216V192H213ZM223 187V188H221ZM225 187V188H224ZM10 188V190L8 189ZM14 188V189H13ZM43 188V189H42ZM50 188V189H49ZM67 188V189H65ZM82 189L80 193V191L78 192V189ZM96 188L98 190H96ZM100 188V189H99ZM114 188H116L114 190ZM164 188V189H162ZM191 188V189H190ZM205 190H204V189ZM238 190H237V189ZM245 188V189H244ZM249 188H251L248 192ZM263 188V189H262ZM19 189V190H18ZM49 189V190H48ZM63 189V190H61ZM70 189V190H69ZM77 191H76V190ZM136 189V191H135ZM190 189V190H189ZM200 189V190H199ZM225 189V190H224ZM234 189V190H233ZM253 189V191H252ZM256 191H255V190ZM260 189H262L260 191ZM14 190L15 193L14 194L13 191ZM18 190V193L20 194V196L18 195V193L16 192ZM30 190V191H29ZM37 190V191H36ZM41 190V191H40ZM46 192H44V191ZM55 190V191H53ZM60 190V192L58 191ZM91 190V191H90ZM123 190V191H122ZM129 190V192H127ZM133 190V192H132ZM140 190V192L138 191ZM149 190V191H148ZM180 190V191H179ZM187 190V191H186ZM193 190V191H192ZM199 190V191H197ZM204 190V191H202ZM218 190H220V192H218ZM223 190V191H222ZM236 190V191H235ZM244 190V191H243ZM247 190V192L245 191ZM1 191V192H2ZM11 191V192H10ZM40 191V193H39ZM52 191L50 193L48 192ZM68 191V192H67ZM71 191V192H69ZM76 191V192H74ZM90 191V192H89ZM100 191V192H99ZM106 191V192H105ZM109 191V192H108ZM120 191V192H119ZM144 194H142L143 192ZM146 191V192H145ZM183 191V192H182ZM186 191V192H184ZM233 191V192H232ZM239 191V192H238ZM243 191V192H242ZM23 192V193H22ZM27 192V193H26ZM34 193V195H31L30 193ZM44 192V193H43ZM56 192V193H55ZM67 192V193H65ZM99 192V193H98ZM127 192V193H126ZM138 192V193H137ZM161 192V193H160ZM182 192V193H181ZM208 192V193H206ZM235 192V193H234ZM247 195L249 193V196L246 197V193ZM254 192V193H253ZM32 193V194H33ZM39 193V194H38ZM62 193V194H61ZM72 193V194H70ZM74 193V194H73ZM119 193V194H118ZM140 193V194H139ZM147 193V194H146ZM150 193L152 195H150ZM159 193V194H157ZM199 193V194H198ZM243 193V197L241 194ZM262 193V194H261ZM8 194V195H7ZM10 194V195H9ZM24 194H27V196L24 197ZM49 194L51 195V199L49 198ZM55 194V195H54ZM78 194V195H77ZM89 194V195H88ZM92 194V195H91ZM112 194V195H111ZM130 194V195H129ZM132 194V195H131ZM169 194V195H167ZM170 194L174 197H170ZM208 195V196H204V195ZM235 194V195H234ZM238 194V195H236ZM254 194H256L254 196ZM12 195V197H11ZM31 195V196H30ZM47 198H46V196ZM77 195V196H76ZM104 196V197H100V196ZM111 195V196H110ZM121 195V197H120ZM158 195V196H156ZM165 195V196H164ZM167 195V196H166ZM181 197H180V196ZM200 195V198L198 197ZM251 195V196H250ZM263 195V196H262ZM1 196V195H0ZM17 196V197H16ZM43 196V197H42ZM53 196V197H52ZM57 196V197H56ZM62 196V197H61ZM64 196V197H63ZM95 196L97 198H95ZM132 196V198H130ZM157 200H155L156 198ZM197 196V197H196ZM203 196V198H202ZM212 196H215L214 198ZM220 198H219V197ZM236 196V198H235ZM11 197V198H10ZM27 197V200L25 201L24 198ZM34 197V198H32ZM39 197V198H37ZM45 197V198H44ZM78 197H80L78 199ZM86 197V198H85ZM119 197V198H118ZM128 197V198H125ZM176 197V198H175ZM210 197V198H209ZM223 197H225L223 199ZM228 197V198H227ZM7 198V201H6ZM10 198V199H9ZM16 198V199H15ZM19 198V199H18ZM55 198V199H53ZM99 198V199H98ZM143 198V199H142ZM146 200L148 201H145ZM162 198L163 202L160 200ZM171 198V199H170ZM211 199V200H220V201H216L217 205H213L215 204V202H212L211 200H206V199ZM3 199V201L1 200ZM22 201H19V200ZM54 201H53V200ZM76 199V200H75ZM86 199V202L84 201ZM96 199V204H95V200ZM117 199V200H116ZM142 199V201H140ZM149 199H151L149 201ZM177 199V200H175ZM184 199V200H183ZM188 199V200H185ZM203 199V200H202ZM223 199V201H221ZM244 199V200H243ZM246 199H248V201H246ZM251 199V200H250ZM259 201H258V200ZM10 200H13L10 201ZM38 200V201H37ZM46 200V201H45ZM51 200V201H49ZM114 200V201H112ZM152 200L155 202L152 203ZM160 200V201H159ZM167 200V201H166ZM171 200H175L172 201ZM190 200V201H189ZM206 202H205V201ZM261 200V201H260ZM263 200V202H262ZM18 201V202H16ZM34 201V203H33ZM42 201V202H40ZM65 201V202H64ZM83 201V202H82ZM100 201V203L98 202ZM112 201V202H111ZM116 201H120L119 203ZM128 201V202H127ZM133 201V202H132ZM138 201V202H137ZM189 204V206L187 205L186 202ZM203 201V202H202ZM6 202V204H5ZM41 204H40V203ZM91 202V203H89ZM98 202V203H97ZM116 202V203H115ZM130 202V203H129ZM136 202V203H134ZM141 202V203H140ZM157 202V203H156ZM180 202V203H179ZM184 202V203H183ZM191 202V203H190ZM220 202V203H219ZM237 202L238 206H237ZM241 202V203H240ZM247 202V203H246ZM255 202V203H253ZM10 203V204H8ZM15 203V204H14ZM19 203V204H18ZM25 203V204H24ZM29 203V204H28ZM32 203V204H31ZM68 203V204H67ZM82 205H81V204ZM85 203V205H84ZM110 203V205H109ZM114 203V204H113ZM129 203V204H128ZM132 203V204H131ZM152 205H151V204ZM162 203V204H161ZM170 203V204H169ZM207 203V204H206ZM213 203V204H212ZM220 205H219V204ZM244 203V204H243ZM260 203V204H259ZM13 204V205H12ZM17 204V205H16ZM59 204H62L61 206ZM66 204V205H65ZM113 204V206H112ZM122 204V205H120ZM140 206H139V205ZM150 204V205H149ZM156 204V205H155ZM169 204V205H168ZM179 204V205H178ZM182 204L183 205L182 207ZM206 204V205H205ZM211 204V206L209 205ZM226 204V206L224 207V205ZM229 204V205H228ZM231 204V205H230ZM235 204V205H234ZM241 204V205H240ZM12 205V206H10ZM19 205V207H17ZM40 205V206H39ZM43 205V206H42ZM51 205H55L54 207ZM60 207H59V206ZM78 207H77V206ZM129 205V206H127ZM149 205V207H148ZM155 205V206H154ZM161 205V206H159ZM187 205V206H186ZM193 205V206H192ZM223 205V206H222ZM241 206V209L239 208ZM253 205V207L251 206ZM258 205V207L256 206ZM30 206V208H28V210L26 208ZM48 206L46 209L45 207ZM57 206V207H56ZM66 206V207H65ZM103 206V207H102ZM126 206V207H125ZM134 206V207H132ZM142 206V207H141ZM175 206V208H174ZM206 206V207H205ZM210 206V208H209ZM215 206V208H214ZM220 206V207H219ZM230 206V207H229ZM243 206V207H242ZM246 206V207H245ZM255 206V207H254ZM261 206V208L259 209V207ZM39 207V208H38ZM55 207L57 209H55ZM59 207V208H58ZM63 207V208H61ZM82 207V208H81ZM86 207V209H85ZM103 209H102V208ZM107 207V208H106ZM116 207V208H115ZM132 207L131 211L130 208ZM145 207V208H144ZM151 207V208H150ZM154 210H153V208ZM168 207V208H167ZM183 208L182 211L179 208ZM191 207L193 211L190 210ZM193 207H195L193 209ZM213 207V208H211ZM224 207V208H223ZM229 207V208H228ZM249 207V208H247ZM11 208L12 211H9ZM14 208V209H13ZM32 208V209H31ZM37 211H35V209ZM38 208V209H37ZM49 208V209H48ZM61 208V209H60ZM93 208V209H92ZM105 208V210H104ZM111 208V209H110ZM134 208V209H133ZM161 208V209H160ZM200 208V209H199ZM205 208H209L207 210H205ZM219 208H222L220 210H223L224 212V216L225 218H228V220H226L225 218H222L223 216V212H219ZM244 208V209H243ZM247 208V209H246ZM257 208V209H256ZM20 209V210H19ZM24 209V210H23ZM48 209V210H47ZM60 209V210H59ZM118 209V210H117ZM122 209V210H120ZM148 209V210H147ZM168 209V210H166ZM198 209V210H197ZM205 211H202V210ZM213 209V210H211ZM227 209V210H226ZM237 209V210H236ZM239 209L241 211V213L239 212ZM248 209H253V210H248ZM16 210H18L16 212ZM21 210L23 212H21ZM40 210V211H39ZM43 210V211H42ZM54 210V211H52ZM57 210V211H56ZM147 210V211H145ZM150 210H152L150 212ZM159 211L157 213V211ZM187 212H186V211ZM213 211V213H211V211ZM226 210V211H225ZM244 210V211H243ZM248 210V211H247ZM5 212H11V214H15L17 217H15V215L11 216L10 213H4ZM35 211V213H34ZM53 215H52V213ZM87 211L89 213H87ZM94 211V212H93ZM113 211V212H112ZM125 213H124V212ZM130 211V212H129ZM168 211V212H166ZM171 211V212H170ZM173 211V212H172ZM184 211V212H183ZM235 211H238L235 212ZM259 211V212H258ZM29 212V213H28ZM43 212V213H42ZM44 212H46L47 214H49L48 216H46L44 214ZM56 212H59L60 215H58ZM92 214H91V213ZM101 215H100V213ZM109 212V213H108ZM111 212V213H110ZM118 212V213H117ZM120 212V213H119ZM140 214H139V213ZM180 212V213H179ZM183 212V213H182ZM216 212V213H215ZM219 212V213H217ZM252 212V214L250 215L249 213ZM17 213V214H16ZM20 213V216H19ZM41 213V214H40ZM145 213V216L143 217V215ZM151 215H150V214ZM154 213V214H153ZM157 213V215H156ZM176 213V214H175ZM193 213V214H192ZM199 213V216H198ZM222 213V215L220 214ZM234 213V214H233ZM236 213V215H235ZM247 213V214H246ZM256 213V214H255ZM259 213V214H258ZM6 214V215H5ZM30 214V218L28 217V215ZM33 214V215H32ZM38 216H37V215ZM56 214L58 216H56ZM64 214V215H63ZM71 214V215H70ZM75 214V215H74ZM87 214V216L85 215ZM114 214V215H112ZM117 214H119V216H117ZM132 214V217H131ZM174 214H175V218H174ZM192 214V215H191ZM197 216H196V215ZM233 216H231V215ZM242 214H244L242 216ZM256 216H255V215ZM41 215V216H40ZM100 215V216H99ZM123 215H126L125 217ZM142 215V216H139ZM152 217V219L150 220V217ZM155 215V216H153ZM167 215V216H166ZM189 215V216H187ZM201 215V216H200ZM219 215V216H218ZM230 217H229V216ZM235 215V216H234ZM5 216V217H4ZM37 216V217H36ZM44 216V217H43ZM46 216V217H45ZM54 216V218H53ZM97 216V218L95 219V217ZM99 216V217H98ZM105 216V217H104ZM115 216V217H114ZM138 216L143 219L142 221H140L141 219L138 218ZM157 216V217H156ZM170 216V218H169ZM179 216V217H178ZM188 218H187V217ZM198 220H196V217ZM214 216V217H213ZM216 216V217H215ZM247 216V217H246ZM259 216V218H258ZM10 219H9V218ZM28 217V218H27ZM32 217V218H31ZM49 217V218H48ZM57 217V218H56ZM101 217L103 220H101ZM105 219H104V218ZM117 217V218H116ZM147 217V218H146ZM158 218V219H154V218ZM177 217V218H176ZM195 217V221L194 220ZM200 217V218H199ZM219 217V218H218ZM237 217V218H236ZM243 217V218H242ZM246 217V219H245ZM256 217V218H255ZM261 217V219H260ZM16 218L18 220H16ZM45 218V219H44ZM47 218V219H46ZM79 218V219H78ZM109 218V219H108ZM116 218V219H115ZM167 218V219H165ZM173 218V220H172ZM185 218V219H184ZM190 218V219H189ZM193 218V219H192ZM210 218V219H209ZM216 218V219H215ZM222 218V220H220ZM240 218V219H239ZM25 219V220H24ZM111 219V220H110ZM120 219V220H119ZM128 219V220H127ZM135 219V220H134ZM145 219V220H144ZM165 221H164V220ZM182 219V220H181ZM207 219V221H206ZM208 219L210 221H208ZM224 219V220H223ZM230 219V220H229ZM251 219V220H250ZM255 219V220H254ZM2 220V221H1ZM11 220V221H9ZM16 220V221H15ZM24 222L22 223L21 222ZM156 220V222L154 221ZM174 223V225H176V227L171 223ZM181 220V221H179ZM200 220V221H199ZM240 220L242 221L240 223ZM244 220V221H243ZM8 221V222H7ZM18 221V223H17ZM38 221V222H37ZM102 221V222H101ZM122 221V222H121ZM124 221V222H123ZM139 224H137L136 223ZM153 221V222H152ZM159 221V222H158ZM164 221V222H162ZM191 221V222H189ZM199 221V223H197ZM213 221V222H212ZM229 221V222H228ZM232 223H231V222ZM234 221V222H233ZM5 222V223H4ZM20 222L22 223V225L20 224ZM47 222V223H46ZM56 222V223H54ZM107 222V224H106ZM114 222V223H113ZM142 222V223H141ZM149 222V223H148ZM153 224H152V223ZM162 222V223H161ZM168 222V224H167ZM177 222V224H176ZM179 222V223H178ZM182 222V223H181ZM187 222L190 223L186 224ZM197 223V225L194 224ZM203 222V223H202ZM212 222V223H211ZM215 222L217 224H215ZM238 222V223H237ZM261 222V223H260ZM3 223V225H2ZM17 223V224H16ZM40 223V224H39ZM81 223V224H80ZM97 223V224H96ZM101 223V224H100ZM113 223V226L111 225ZM120 223V224H117ZM122 223L124 225H122ZM128 223V225H127ZM131 223V224H130ZM133 223V224H132ZM161 223V224H160ZM172 225H171V224ZM238 225H236V224ZM258 223V224H257ZM36 224V225H35ZM44 224V225H43ZM45 224L48 226H45ZM72 224V226H71ZM136 224V225H135ZM164 224V225H163ZM181 224V225H179ZM184 224V225H183ZM200 224V225H199ZM211 224V225H210ZM227 224V225H225ZM228 224H230L228 226ZM241 224V225H239ZM15 225V226H13ZM30 225V226H29ZM42 227L40 228L39 227ZM74 225V226H73ZM110 225V226H109ZM118 225V226H117ZM154 225V226H153ZM196 227H193V226ZM225 225V226H223ZM232 225V226H231ZM235 225V226H234ZM253 225V226H252ZM10 226V227H9ZM13 226V228H12ZM28 226V227H27ZM45 226V228L43 227ZM59 226V229H56ZM104 226V227H103ZM107 226V227H105ZM115 226V228H114ZM121 226V227H120ZM132 226V228H131ZM143 226V227H142ZM152 226V227H151ZM179 226V227H178ZM205 226H209V228H205ZM213 228H211V227ZM222 226V227H220ZM228 226V227H227ZM232 228H231V227ZM238 226V227H237ZM17 227V228H16ZM47 227V228H46ZM64 227V228H63ZM69 227V228H68ZM137 230H136V228ZM192 228V230L190 228ZM200 227L202 229H200ZM216 227V228H215ZM230 227V228H229ZM235 227V228H234ZM254 229H253V228ZM31 228V229H30ZM67 230H66V229ZM77 228L79 230H77ZM91 228V229H90ZM98 228H100L98 230ZM117 228V229H116ZM120 228L122 229V231H120ZM143 228L145 230H143ZM179 228V229H178ZM188 228V233L186 232V229ZM214 230V231H210ZM258 228V229H257ZM263 228V229H262ZM57 231H55V230ZM70 229V230H69ZM81 229V230H80ZM86 229V230H85ZM107 229V230H106ZM124 229V230H123ZM195 229V230H194ZM197 229V230H196ZM200 229V230H199ZM243 232H241L240 231ZM252 229V230H251ZM256 229V230H255ZM10 230V231H9ZM15 230V231H14ZM24 230V231H23ZM31 230V233L30 231ZM35 230V231H34ZM45 230V231H44ZM61 230V231H60ZM64 230V231H62ZM77 230V231H76ZM101 230V231H100ZM117 230V231H116ZM128 230V231H127ZM136 230V231H135ZM181 230H183V232H181ZM202 230V231H201ZM258 230V231H257ZM260 230V231H259ZM59 231V232H58ZM76 233L74 234L73 233ZM76 231V232H75ZM86 231V232H85ZM90 231V232H89ZM100 231V232H99ZM109 231V232H108ZM127 231V232H126ZM130 231V232H129ZM180 231V233H179ZM201 233H200V232ZM205 231V233H203ZM210 231V232H208ZM227 231H229L230 233H235V234H229ZM237 231V233H236ZM253 231V232H252ZM8 232V233H7ZM21 232L20 235L18 233ZM43 232V233H41ZM66 232V233H65ZM84 232V233H83ZM89 232V233H88ZM102 232V233H101ZM129 232V234H128ZM143 232V233H142ZM156 232V233H155ZM177 232V233H176ZM191 232V233H189ZM193 232V234H192ZM196 232H198L196 234ZM212 232V233H211ZM221 232V233H220ZM227 232V234H226ZM6 233V234H5ZM10 233V234H9ZM13 236H12V234ZM33 233H34V237H33ZM66 236H64V234ZM71 233V234H70ZM79 233V234H78ZM86 233V234H85ZM88 233V234H87ZM101 233V234H100ZM104 233V234H103ZM109 233V234H108ZM113 233V235L111 234ZM123 233V234H122ZM133 233V234H132ZM136 233V234H135ZM138 233V234H137ZM172 233V234H170ZM176 233V234H175ZM179 233V235H178ZM195 233V234H194ZM204 236H203V234ZM207 233V234H206ZM209 233V234H208ZM225 233V236L222 234ZM256 233V235H255ZM258 233V234H257ZM262 233V234H261ZM8 234V235H7ZM16 234V235H15ZM30 234V235H28ZM63 234V235H60ZM85 234V236H84ZM90 234V235H89ZM98 234V235H97ZM118 236H117V235ZM121 236H120V235ZM143 234V235H142ZM151 234V235H150ZM156 234V235H155ZM158 234V236H157ZM165 234V235H164ZM200 234V236H199ZM221 234V235H219ZM240 234V235H239ZM244 234V235H243ZM254 234V235H253ZM15 235V236H14ZM20 236V238L18 236ZM80 237H79V236ZM97 235V236H96ZM102 235V236H101ZM107 235V236H106ZM114 235L116 237H114ZM148 235V236H147ZM154 235V237H158V238H152V236ZM180 235H182L181 237H179ZM194 237H193V236ZM209 235V236H208ZM216 237H215V236ZM230 235V238H229ZM236 235V237H234ZM259 235V236H258ZM29 236V237H28ZM49 236V238H48ZM57 236V237H56ZM58 236H62L58 237ZM101 236V237H100ZM134 236V237H132ZM151 236V237H150ZM174 236H176V240L174 238ZM198 236V239H196ZM205 239H203L202 238ZM250 236H255L254 239H252L253 237H249ZM8 237V238H7ZM32 237V238H31ZM47 237V238H46ZM96 237V241L95 238ZM116 240H113L114 238ZM129 237V238H128ZM137 237V239H136ZM141 237V238H139ZM146 237V238H145ZM150 237V240H149ZM171 237V238H170ZM200 237V239H199ZM210 237V238H209ZM213 237V238H212ZM222 239H220V238ZM245 237V238H244ZM248 237V239H247ZM260 239H259V238ZM263 237V238H262ZM7 238V239H6ZM15 238V239H14ZM19 238V239H18ZM28 238V239H27ZM58 238H60L61 240H59ZM88 238V239H87ZM89 238H91L89 240ZM105 238V239H104ZM111 241H110V239ZM113 238V239H112ZM121 238L123 239V243L121 240ZM125 238V239H124ZM128 238V239H127ZM134 238V239H133ZM139 238V239H138ZM164 240H162V239ZM172 238H174V242L175 244H173V240ZM180 238L182 240H180ZM212 238V239H211ZM216 238V239H215ZM219 238V239H218ZM226 238H228L226 240ZM6 239V240H5ZM32 239V240H31ZM35 239V241H34ZM38 239V240H37ZM54 239V240H52ZM80 239H84L83 241ZM87 239V241H86ZM189 239V240H187ZM208 239V240H207ZM210 239V240H209ZM230 239V240H229ZM243 239V240H241ZM251 239V240H250ZM257 239V240H255ZM10 240V241H9ZM26 240V241H24ZM28 240V241H27ZM31 240V241H30ZM51 240V241H50ZM68 240V241H67ZM69 240H71L69 242ZM80 240V241H79ZM89 240V241H88ZM101 240V241H100ZM131 240V241H130ZM152 240H154L153 242H151ZM156 240V241H155ZM172 240V242H171ZM178 240V241H177ZM181 244H180V242ZM187 240V241H186ZM198 242H196V241ZM200 240V241H199ZM201 240H203L201 242ZM207 240V241H206ZM245 240H248L247 243L243 242ZM4 243H3V242ZM7 241V242H6ZM12 241L14 243H12ZM17 241V243L15 242ZM21 241V242H20ZM57 241V242H56ZM91 241V243H90ZM95 241V242H94ZM108 241V242H107ZM117 241V242H115ZM120 241V243L118 242ZM146 241V242H145ZM178 243H177V242ZM184 241V242H183ZM186 241V242H185ZM206 241V242H204ZM215 241H217L215 243ZM225 241V242H224ZM230 241L231 244L228 242ZM241 241V242H240ZM250 241V242H249ZM253 241V242H251ZM10 242V243H9ZM28 242V244H27ZM56 242V243H55ZM82 242V243H81ZM84 242V243H83ZM86 242H89V245ZM98 242V243H97ZM113 242V243H112ZM145 242V244H144ZM183 242V243H182ZM48 243V244H47ZM60 243H62L60 245ZM138 243V244H137ZM149 243H151L150 245H148ZM187 243V244H186ZM201 243V244H200ZM242 245H240V244ZM244 246H243V244ZM252 243V245H251ZM258 245H257V244ZM263 243V244H262ZM4 244V245H3ZM18 244V245H17ZM20 244V245H19ZM26 244V246H24ZM32 244V245H31ZM56 244V245H55ZM58 244V245H57ZM68 244V245H67ZM73 244V245H72ZM79 244V245H78ZM84 244V245H83ZM122 244V245H121ZM128 244V245H127ZM134 244V245H133ZM137 244V245H136ZM174 248H169L168 245H170ZM173 244V245H172ZM209 245L207 248H205V246ZM239 246H238V245ZM248 246H246V245ZM6 245V247H5ZM17 245V246H16ZM43 245V246H42ZM82 245V246H81ZM91 245V246H90ZM99 245V246H98ZM106 245V247H105ZM131 245V246H130ZM164 247H163V246ZM192 245L194 247H192ZM212 245V246H211ZM254 245V246H253ZM262 245V246H261ZM23 246V247H22ZM32 246V247H31ZM37 248H36V247ZM64 246V247H63ZM66 246V247H65ZM69 246V247H67ZM72 246V247H71ZM79 246V247H78ZM112 246V247H110ZM134 248H133V247ZM161 248H159V247ZM170 246V247H171ZM192 248H189V247ZM234 246H237L234 247ZM251 248H250V247ZM254 248H253V247ZM261 246V247H260ZM17 247V248H16ZM21 247V248H19ZM51 247V248H50ZM63 247V248H62ZM102 247V248H100ZM127 247V248H126ZM132 247V248H131ZM145 247V248H143ZM151 247V248H150ZM178 247V248H177ZM186 247V248H185ZM204 247V249H203ZM242 247V248H240ZM53 248H56L53 249ZM60 248V249H59ZM67 248V249H66ZM79 248V250H78ZM82 248V249H81ZM86 248V249H85ZM90 248V249H89ZM92 248V249H91ZM120 248V249H119ZM136 253H134V251L136 250ZM139 248V249H138ZM183 248V249H182ZM212 248V249H211ZM228 248V249H226ZM230 248V250H229ZM233 248V249H232ZM243 249V250H239L238 249ZM248 248L250 249L249 253H242V252H248ZM258 249L257 251L255 249ZM261 248V249H260ZM20 249V250H19ZM22 249V250H21ZM29 249V250H27ZM33 249V250H31ZM41 249V250H39ZM59 249V250H58ZM63 249V250H62ZM89 249V251L87 250ZM95 249V250H94ZM98 249V250H96ZM99 249L101 250V252L99 251ZM114 249H118V251ZM124 249V250H123ZM131 249V250H130ZM135 249V250H133ZM148 251H147V250ZM162 249H166V251L162 250ZM182 249V250H180ZM193 249V251H192ZM196 249V250H195ZM211 249V250H210ZM235 249V253L233 256L232 250ZM254 249V251H253ZM7 251L6 253L4 252ZM14 250V251H13ZM19 250V252H18ZM35 250V251H34ZM61 250V252H60ZM64 250H66L65 252H63ZM105 250V251H104ZM122 250V251H121ZM141 250V251H140ZM145 250V251H144ZM151 250V251H150ZM185 250V251H183ZM196 252H195V251ZM224 250V251H223ZM237 250V251H236ZM4 253H3V252ZM12 251V252H10ZM15 251H17L19 253V255L17 254V252L15 253ZM20 251L22 254H20ZM29 251V252H28ZM33 251V252H32ZM42 251V253H41ZM44 251V252H43ZM49 251V252H48ZM56 251V252H55ZM59 251V252H57ZM87 251V252H86ZM92 251V252H91ZM99 251V252H98ZM110 251V252H109ZM112 251V253H111ZM130 252L129 254L127 253ZM153 251V253H151ZM163 251V252H162ZM181 251H183L181 253ZM241 251V253H240ZM262 251V252H261ZM14 252V253H13ZM38 254H37V253ZM69 252V253H68ZM104 252V253H103ZM123 252V253H120ZM139 252V253H138ZM141 252V254H140ZM166 252V253H165ZM179 252V253H178ZM191 252V253H190ZM221 252V253H220ZM228 252L230 254H228ZM251 252L253 254H251ZM258 254H257V253ZM3 254H7V258L6 255H2ZM41 254V257L38 255ZM49 253V254H48ZM88 253V254H86ZM98 253V254H97ZM100 253V254H99ZM103 253V254H101ZM112 255H111V254ZM116 253V254H115ZM134 253V254H132ZM150 253V254H148ZM162 253V254H161ZM190 253V254H189ZM220 253V254H219ZM227 255H226V254ZM256 253V254H255ZM11 256H10V255ZM119 254L121 255L119 257ZM140 254V255H139ZM158 254V255H157ZM173 254V255H172ZM174 254H178L176 257L174 256ZM185 254V255H184ZM214 254V256H213ZM217 254V256H215ZM224 254V255H223ZM249 254V256L251 258H249L247 255ZM13 255V256H12ZM30 255V256H29ZM45 257H44V256ZM64 255V256H63ZM85 255V256H84ZM87 255V256H86ZM90 255V256H89ZM111 255V256H110ZM125 257L123 259V257ZM131 255V256H129ZM137 255L139 256V258L135 259L137 257ZM144 255V256H143ZM151 255V256H150ZM190 257H189V256ZM211 255V256H210ZM221 255V256H220ZM232 255V256H231ZM239 257H237V256ZM255 255H257V257H255ZM259 255V257H258ZM3 256V257H2ZM5 256V257H4ZM24 256V257H23ZM27 256V257H26ZM55 256V257H54ZM60 256V257H58ZM63 256V257H62ZM107 256V257H106ZM143 256V257H142ZM145 256L147 258H145ZM155 258H153V257ZM160 256V257H159ZM174 258H173V257ZM182 256L184 258H182ZM192 256V257H191ZM205 256V257H203ZM210 256V257H208ZM231 256V257H228ZM248 258H247V257ZM14 257V258H13ZM24 261H23V258ZM57 257V258H56ZM80 257V258H79ZM92 259H91V258ZM106 257V258H105ZM150 257V258H149ZM165 257V259H164ZM172 257V258H171ZM187 257V258H186ZM216 257V258H215ZM244 259H236V258H240ZM247 258V260H245V258ZM2 258V260H1ZM5 260H4V259ZM16 258V260H15ZM75 258V259H74ZM101 258V259H100ZM122 260H120V259ZM131 258V259H130ZM144 258V259H141ZM159 258V261H157ZM171 258V260H170ZM177 258V259H176ZM190 258V259H188ZM204 258V260H203ZM209 260H207V259ZM214 260H212V259ZM18 259V260H17ZM82 259V260H81ZM135 259V260H134ZM146 259V261H144ZM149 259V260H148ZM157 259V260H154ZM194 259V260H193ZM231 259V260H229ZM236 259V261H235ZM253 259V260H251ZM261 259V260H260ZM263 259V260H262ZM30 260L31 263H29L28 261ZM34 260V261H33ZM58 260V261H56ZM68 260H73V262L70 263V261ZM86 260V261H85ZM126 260H128L126 262ZM131 260L132 263H129ZM139 260V262H137ZM153 260V261H152ZM169 260V261H168ZM177 260V261H176ZM194 262H191V261ZM203 260V261H202ZM214 261L213 263L211 261ZM250 260V261H249ZM257 262H256V261ZM259 260V261H258ZM65 261V262H63ZM78 261V262H77ZM92 261V262H91ZM97 261V262H96ZM123 261V262H122ZM142 261V262H141ZM152 261V262H149ZM157 261V262H156ZM207 261V262H206ZM210 261V263H209ZM220 261H222L220 263ZM225 261V262H224ZM241 261V262H240ZM243 261V262H242ZM263 261V262H260ZM54 262V263H53ZM56 262V263H55ZM107 262V263H106ZM136 262V263H135ZM156 262V263H155ZM238 263V264H239Z\"/></svg>",
  "mask_w": 264,
  "mask_h": 264
},
{
  "label": "bare ground",
  "instance_id": "6f19581e",
  "mask_svg": "<svg viewBox=\"0 0 264 264\" xmlns=\"http://www.w3.org/2000/svg\"><path fill=\"white\" fill-rule=\"evenodd\" d=\"M43 1H44V0H43ZM43 1H42V2H43ZM49 1H50V0H49ZM55 1H56V0H55ZM62 1H63V0H62ZM67 1H68V0H67ZM159 1H160V0H159ZM159 1L156 2V3H159ZM197 1H198V0H197ZM224 1H226V0H224ZM245 1H246V0H245ZM248 1H249V0H248ZM253 1H256V0H253ZM24 2H27V1H24ZM44 2H45V1H44ZM47 2H48V1H47ZM47 2H46V3H47ZM59 2H60V0H59ZM63 2H64V1H63ZM70 2H71V1H70ZM110 2H111V0H110ZM131 2H132V0H131ZM153 2H154V1H153ZM165 2H166V1H165ZM193 2H194V4H195V0H193ZM202 2H203V1H202ZM206 2H208V1H206ZM211 2H212V1H211ZM211 2H210V3H211ZM226 2H227V1H226ZM231 2H232V1H231ZM233 2H234V0H233ZM251 2H252V1H251ZM256 2H257V1H256ZM256 2H255V3H256ZM15 3H16V2H15ZM15 3H14V4H15ZM17 3H18V2H17ZM22 3H23V2H22ZM60 3H61V2H60ZM129 3H130V2H129ZM134 3H135V2H134ZM142 3H143V2H142ZM144 3L146 4V2H144ZM160 3H162V2L160 1ZM172 3H173L174 5L176 4L175 2H172ZM178 3H179V1H178ZM180 3H181V5H182V1H181ZM200 3H201V1H200ZM204 3H205V2H204ZM213 3H214V2H213ZM227 3H229V1H228ZM241 3H242V2H241ZM263 3H264V2H263ZM20 4H21V3H20ZM20 4H19L18 6H21ZM57 4H58V3H57ZM61 4H62V3H61ZM61 4H60V5H61ZM140 4H141V3H140ZM140 4H139V5H140ZM151 4H152V3H151ZM192 4H193V3H192ZM194 4H193V5H194ZM220 4H221V2H220ZM247 4H248V2H247ZM12 5H13V3H12ZM15 5H16V4H15ZM62 5H63V4H62ZM62 5H61L60 7H64V6H62ZM141 5H143V4H141ZM152 5H153V4H152ZM162 5H163V4H162ZM174 5H173V6H174ZM183 5H185V1H184V4H183ZM186 5H187V4H186ZM193 5H192V6H193ZM204 5H205V4H204ZM206 5H207V4H206ZM230 5H231V4H230ZM259 5H260V4H259ZM259 5H258V6H259ZM148 6H149V5H148ZM189 6H190V5H189ZM189 6H188V7H189ZM201 6H203V4H201ZM207 6H208V5H207ZM220 6H221V5H220ZM252 6H253V5H252ZM258 6H257V7H258ZM71 7H73V5H72ZM77 7H78V6H77ZM142 7L144 8V6H142ZM158 7H159V6H158ZM158 7H157V8H158ZM170 7H171V6H170ZM175 7H176V6H175ZM178 7H179V6H178ZM182 7H184V8H182V9H184V10L186 9L185 6H182ZM188 7H187V8H188ZM204 7H205V6H204ZM204 7H203V9H204ZM209 7H211V5H210ZM214 7H215V6H214ZM214 7H213V8H214ZM243 7H245V6H243ZM243 7H242V8H243ZM255 7H256V5H255ZM10 8H12V7L10 6ZM51 8H52V7H51ZM55 8H56V7H55ZM57 8H58V6H57ZM78 8H79V7H78ZM133 8H134V7H133ZM190 8H191V6L189 7V9H190ZM193 8H194V7H193ZM196 8H197V7H196ZM196 8H195V9H196ZM230 8H231V7H230ZM242 8H241V10H242ZM60 9H61V8H60ZM68 9L70 10V8H68ZM72 9H73V8H72ZM72 9H71V10H72ZM97 9H99V8H97ZM214 9H216V8H214ZM217 9H218V8H217ZM223 9H224V8H223ZM236 9H238V8L236 7L235 10H236ZM29 10H30V9H29ZM29 10L27 11L28 13H29ZM39 10H40V9H39ZM43 10H44V9H43ZM43 10H42V11H43ZM63 10H64V9H63ZM92 10H93V9H92ZM92 10H91V11H92ZM99 10H100V9H99ZM152 10H153V8H152ZM152 10H151V11H152ZM175 10H176V9H175ZM187 10H188V9H187ZM187 10H186V11H187ZM204 10H207V8H205ZM218 10H220V9H218ZM218 10H217V12H218ZM225 10H226V9H225ZM228 10L230 11V10H233V9H228ZM235 10H233V11H235ZM239 10H240V9H239ZM241 10H240V11H241ZM20 11H21V10H20ZM33 11H34V9H33ZM45 11H46V9H45ZM59 11H60V10H59ZM94 11H95V8H94ZM103 11H104V10H103ZM128 11H129V9H128ZM151 11H150V12H151ZM202 11H203V10H202ZM211 11H212V10H211ZM211 11H210V12H211ZM240 11H238V12H240ZM243 11H244V8H243ZM247 11H249V10L247 9ZM10 12H11V9H10L9 13H10ZM15 12H16V9H15V11H14L13 13H15ZM17 12H18V11H17ZM68 12H69V11H68ZM72 12L75 13V10H73ZM114 12H115V11H114ZM114 12H113V13H114ZM145 12H146V11H145ZM145 12H144V13H145ZM150 12H149V14H150ZM152 12L154 13V11H152ZM161 12H162V10H161ZM161 12H159V13H161ZM181 12H182V11H181ZM187 12H188V11H187ZM196 12H197V11H196ZM196 12H195V13H196ZM205 12H206V11H205ZM217 12H216L215 10H213L212 13H211L210 15L213 14L214 16H211V17L214 18V17L216 16V18H217L218 15L220 14L219 12H218V13H217ZM235 12H236V11H235ZM235 12H234V14H235L234 16L237 17L239 13L237 12V13H238V14H237V13H235ZM252 12H253V11H252ZM262 12H263V11H262ZM5 13H6V12H5ZM32 13H35V12H32ZM32 13H31V14H32ZM99 13L101 14V12H99ZM99 13H98V14H99ZM110 13H111V12H110ZM110 13H109V14H110ZM135 13H136V11H135ZM192 13H193V11H192ZM192 13H191V14H192ZM216 13H217L218 15H217ZM232 13H233V12H232ZM232 13H230V14L232 15ZM31 14L29 15V17L31 16ZM70 14H71V13H70ZM98 14H97V15H98ZM118 14H120V12H118ZM133 14H134V13H133ZM137 14H138V13H137ZM156 14H157V13H156ZM156 14H155V15H156ZM226 14H227V12H226ZM259 14H260V13H259ZM259 14H258V15H259ZM5 15H6V14H5ZM23 15H26V14H23ZM83 15H85V14H83ZM110 15H111V14H110ZM112 15H113V14H112ZM141 15H142V14H141ZM152 15H153V14H152ZM152 15H151V17H152ZM208 15H209V14H208ZM240 15H241V12H240ZM240 15H239V16H240ZM251 15H252V13H251ZM39 16H40V15H39ZM41 16H42V15H41ZM51 16H52V15H51ZM70 16H71V15H70ZM102 16H103V12H102ZM105 16H106V13H105V15H104L103 17L105 18ZM148 16H149V15H148ZM164 16H165V15H164ZM164 16H163V17H164ZM197 16H199V15H197ZM228 16H229V15H228ZM24 17H27V16H24ZM29 17H28V18H29ZM53 17H54V16H53ZM53 17H52V19H54ZM89 17H90V16H89ZM180 17H181V16H180ZM184 17H185V16H184ZM187 17H188V16H187ZM191 17H192V16H191ZM208 17H209V16H208ZM249 17H250V16H249ZM249 17H248V18H249ZM257 17H258V16H257ZM1 18L5 19L6 17L4 18V17L2 16ZM7 18H8V17H7ZM40 18H41V17H40ZM96 18L98 19L99 16L96 17ZM109 18H110V16H109ZM126 18H127V17H126ZM148 18H150V17H148ZM153 18H155V17H153ZM153 18H152L151 20H153ZM156 18H157V17H156ZM165 18H166V17H164V18H162V19L165 20ZM195 18H196V17H195ZM195 18H193V19H195ZM201 18H202V17H201ZM221 18H222V17H221ZM226 18H227V16L225 17V20L223 19V20H224V24L226 23L225 21L228 19V18H227V19H226ZM13 19H14V17H13ZM41 19H42V18H41ZM43 19H44V18H43ZM60 19H61V17H60ZM67 19H68V18H67ZM117 19H118V18H117ZM135 19H136V18H135ZM137 19H138V18H137ZM157 19H158V21H159V17H158ZM166 19H167V18H166ZM171 19H172V18H171ZM173 19H175V18H173ZM181 19H182V18H181ZM197 19H198V17H197ZM203 19H204V18H203ZM209 19H210V18H209ZM229 19H230V18H229ZM240 19H241V18H240ZM7 20H8V19H7ZM11 20H12V19H11ZM61 20H63V19H61ZM69 20L71 21L72 19H69ZM102 20H103V19H102ZM149 20H150V19H149ZM155 20H156V19H155ZM163 20H161V23H162ZM168 20H169V19H167V21H168ZM177 20H178V19H177ZM179 20H180V18H179ZM223 20H222V21H223ZM232 20H233V19H232ZM253 20L255 21V19H253ZM0 21H1V20H0ZM39 21H40V20H39ZM43 21H44V20H43ZM54 21H55V19H54ZM59 21H60V20H59ZM112 21H113V20H111L110 22H112ZM114 21H115V19H114ZM116 21H117V20H116ZM142 21H143V20H142ZM147 21H148V20H147ZM158 21H156V22H158ZM194 21H196V19H195ZM206 21H207V20H206ZM212 21H213V20H212ZM219 21H221V20H219ZM219 21H218V23H219ZM241 21H242V20H241ZM62 22H63V21H62ZM62 22H61V23H62ZM65 22H66V21H65ZM71 22H72V21H71ZM121 22H122V20H121ZM165 22H166V21H165ZM169 22H171V21L169 20ZM175 22H176V21H175ZM190 22H191V21H190ZM192 22H193V21H192ZM202 22H205V21H202ZM213 22L215 23V21H213ZM239 22H240V21H239ZM245 22H246V21H245ZM49 23H50V22H49ZM61 23H58V24L60 25ZM72 23H73V22H72ZM104 23H105V22H104ZM108 23H109V22H108ZM114 23H115V22H114ZM114 23H112V24L114 25ZM130 23H131V21H130ZM141 23H142V22H141ZM148 23H149V22H146L147 25H142V26H147V27H148ZM159 23H160V22H159ZM180 23H181V21H180ZM207 23H209V22H207ZM218 23H216L215 25H218ZM235 23H236V22H235ZM17 24H18V22H17ZM50 24H53V23L51 22ZM50 24H49V25H50ZM62 24H63V23H62ZM68 24H69V23H67V25H68ZM126 24H128V23H126ZM137 24H140V23H137ZM142 24H143V23H142ZM149 24H150V23H149ZM155 24H156V23H155ZM174 24H177V23H174ZM193 24H195V23L193 22ZM224 24H223V25H224ZM236 24H237V23H236ZM250 24H251V23H250ZM256 24L259 25L260 23H259V24L256 23ZM2 25H4V24H2ZM71 25H72V24H71ZM91 25H92V24H91ZM97 25H98V24H96V26H97ZM128 25H130V24H128ZM132 25H133V24H132ZM132 25H131V26H132ZM134 25H136V24H134ZM140 25H141V24H140ZM161 25H162V24H161ZM179 25H182V23L179 24ZM179 25H178V26H179ZM184 25H185V23H184ZM190 25H191V24H190ZM190 25H189V26H190ZM204 25H205V24H204ZM210 25H212V24H210ZM223 25H222V27H223ZM239 25H240V23H238L237 26H239ZM252 25H253V23H252ZM52 26H53V25H52ZM137 26H138V25H137ZM169 26H170V25H169ZM172 26H173V24H172ZM213 26H214V25H213ZM213 26H212V27H213ZM224 26H225V25H224ZM230 26H231V25H229V31H231V30H230ZM237 26H236V27H237ZM19 27H20V26H19ZM21 27H23V26H21ZM103 27H104V26H103ZM105 27H106V26H105ZM108 27H109V26H108ZM114 27H115V26H114ZM140 27H141V26H140ZM140 27H139V28H140ZM147 27H146V28H147ZM180 27H182V26H180ZM180 27H179V29H180ZM183 27H184V26H183ZM183 27H182V28H183ZM208 27H211V26H208ZM214 27H215V26H214ZM232 27H234V26H232ZM239 27H240V26H239ZM6 28H7V26H6ZM16 28H17V27H16ZM48 28H49V27H48ZM48 28H47V29H48ZM54 28H56V27H54ZM70 28H72V27H70ZM94 28H95V27H94ZM109 28H110V27H109ZM125 28H126V27H125ZM130 28H131V27H130ZM132 28H133V26H132ZM135 28H136V26H135ZM135 28H134V32H135V30H136ZM146 28H144V31H145ZM182 28H181V29H182ZM197 28H198V29H197ZM200 28H201L200 26H199V27L196 26V27H194V29H190V28H189V30H192V33H194V32H193V30H194L195 33H196V30H199V31L203 30V29H202L203 26H202L201 30H200ZM216 28H217V26H216ZM218 28H219V27H218ZM227 28H228V27H227ZM234 28H235V27H234ZM237 28H238V27H237ZM254 28H255V27H254ZM17 29H18V28H17ZM50 29H51V27L49 28V30H50ZM66 29H67V28H66ZM68 29H69V27H68ZM105 29H106V28H105ZM140 29H141V28H140ZM142 29H143V28H142ZM149 29H150V28H149ZM149 29H147V30H149ZM165 29H166V28H165ZM181 29H180V30H181ZM225 29H226V27H225ZM4 30H5V29H3V31H4ZM8 30H9V29H8ZM19 30H20V29H19ZM19 30H18V31H19ZM137 30H138V29H137ZM137 30H136V31H137ZM163 30H164V29H163ZM187 30H188V29H187ZM215 30H216V29H215ZM258 30H259V29H258ZM52 31H53V30H52ZM61 31H62V30H61ZM144 31H143V32H144ZM183 31H184V30H183ZM199 31H198V34H199ZM207 31H209V30L205 29V30L202 31V33H203V32H204V33H205V32H206V33H209V32H207ZM223 31H225V30H223ZM232 31H233V30H232ZM238 31L240 32V30H238ZM241 31H243V30H241ZM246 31H248V30H246ZM251 31H253V30H251ZM262 31H263V30H262ZM1 32H2V28H1ZM36 32H37V31H36ZM36 32H35V33H36ZM45 32H46V31H45ZM47 32H48V31H47ZM47 32H46V33H47ZM53 32L55 33V31H53ZM104 32H105V30H104ZM104 32H102V33H104ZM134 32H132V33H134ZM139 32H140V31H139ZM141 32H142V31H141ZM143 32H142V33H143ZM149 32H150V31H149ZM153 32H154V31H153ZM157 32H158V31H157ZM186 32H187V34H188V33L191 34V32H188V31H186ZM186 32H185V33H186ZM236 32H237V31H236ZM236 32L234 31V33H236ZM249 32H250V31H249ZM256 32H257V31H256ZM50 33H52V32H50ZM58 33H59V32H58ZM73 33H74V32H73ZM73 33H72V34H73ZM96 33H97V32H96ZM109 33H110V32H109ZM142 33H141V34H142ZM178 33H179V32H178ZM185 33L183 32V35L187 36ZM200 33H201V32H200ZM206 33H205V34H206ZM217 33H218V32H217ZM221 33H222V32H221ZM223 33H224V32H223ZM227 33H228V32H227ZM234 33H233V34H234ZM244 33L246 34L245 31H244ZM251 33H252V32H251ZM251 33H250V34H251ZM259 33H261V32H259ZM262 33H263V32H262ZM41 34H42V33H41ZM41 34H40V35H41ZM44 34H45V33H44ZM47 34H49V33H47ZM52 34H53V33H52ZM76 34H77V33H76ZM83 34H84V33H83ZM99 34H100V33H99ZM99 34H98V35H99ZM136 34H137V33H136ZM179 34H180V36H182V32L179 33ZM190 34H189V35H190ZM205 34H204V36H205V38H207V36H206ZM242 34H243V33H242ZM253 34H254V33H253ZM36 35H37V34H36ZM101 35H103V34H101ZM101 35H100V36H101ZM105 35H106V34H105ZM129 35H130V34H129ZM189 35H188V36H189ZM191 35H192V37L194 36V34H191ZM191 35H190L189 37H191ZM207 35H208V34H207ZM225 35H226V34H225ZM231 35H232V34H231ZM235 35H236V34H235ZM239 35H240V34H239ZM248 35H249V34L247 33V36H248ZM263 35H264V34H263ZM21 36H23V34H22ZM27 36H28V34H27ZM53 36H54V35H53ZM67 36H70V34L67 35ZM93 36H94V35H93ZM103 36H104V35H103ZM120 36H121V35H120ZM138 36H139V35H138ZM156 36H157V35H156ZM156 36H155V37H156ZM196 36H197V35H196ZM209 36H210V35H209ZM212 36H213V35H212ZM219 36L221 37V35H219ZM261 36H262V35H261ZM15 37H16V36H15ZM17 37H18V36H17ZM24 37H25V36H24ZM35 37H37V36H35ZM38 37H39V35H38ZM44 37H45V36H44ZM65 37H66V36H65ZM70 37H73V35H71ZM70 37H69V38H70ZM101 37H102V36H101ZM105 37L108 38V36H105ZM110 37H111V36H110ZM114 37H116V36H114ZM163 37H164V36H162V38H163ZM198 37H199V36H198ZM241 37H242V36H241ZM22 38H23V37H22ZM22 38H21V39H22ZM39 38H40V37H39ZM41 38H42V36H41ZM69 38H68V39H69ZM118 38H119V36H118ZM118 38H117V41H118ZM123 38H124V37H123ZM132 38H133V37H132ZM132 38H131V39H132ZM134 38H135V37H134ZM168 38H169V37H168ZM168 38H167V39H168ZM170 38L172 39V37H170ZM182 38H183V37H182ZM210 38H212V37H210ZM17 39L19 40V38H17ZM17 39H16V40H17ZM68 39H63V42H66ZM78 39H79V38H78ZM85 39H86V38H85ZM104 39H106V38H104ZM104 39H101V40H104ZM119 39L122 41L121 37H120ZM126 39H127V37H126ZM138 39H139V38H138ZM152 39H154V38L152 37ZM152 39H151V40H152ZM175 39H176V38H175ZM207 39H209V38H207ZM213 39H214V37H213ZM218 39H220V38H218ZM241 39H242V38H241ZM11 40H12V39H11ZM26 40H28V39H26ZM40 40H41V39H40ZM46 40H47V39H46ZM49 40H50V39H49ZM71 40H73V38H71ZM112 40H113V39H112ZM151 40H149V41H151ZM191 40H192V39H191ZM191 40L188 39L187 41L189 42V41H191ZM193 40H194V39H193ZM210 40H212V39H210ZM210 40H209V41H210ZM227 40H228V39H227ZM242 40H243V39H242ZM242 40H241V41H242ZM12 41H13V40H12ZM29 41H30V40H29ZM34 41H39V40L37 39V40H34ZM43 41H44V38H43ZM58 41H59V40H58ZM83 41H84V40H82V42H83ZM110 41H111V40H110ZM110 41H109V42H110ZM139 41H140V40H139ZM139 41H138V42H139ZM169 41H171V40H169ZM187 41H185V42H187ZM194 41H196V39H195ZM194 41H192V43H193ZM205 41H206V40H205ZM205 41H202V43H204ZM247 41H248V40H247ZM253 41L255 42V39H253ZM16 42H17V41H16ZM19 42H20V40L18 41V43H19ZM21 42H22V41H21ZM23 42H24V41H23ZM23 42H22V43H23ZM30 42H31V41H30ZM41 42H42V41H41ZM61 42H62V41H61ZM63 42H62V43H63ZM82 42H81V43H82ZM89 42H90V41H89ZM112 42H113V41H112ZM140 42H142V40H141ZM151 42H152V41H151ZM188 42H187V43H188ZM196 42H197V41H196ZM198 42H199V41H198ZM200 42H201V40H200ZM223 42L226 43V40L223 41ZM229 42H232V41H229ZM18 43H17V44H18ZM38 43H39V42H38ZM44 43H46V42L44 41ZM48 43H49V42H48ZM48 43H47V44H48ZM50 43H51V42H50ZM67 43H68V42H67ZM75 43H76V42H75ZM149 43H150V42H149ZM170 43H171V42H170ZM170 43H169V44H170ZM179 43H181V41H180ZM192 43H191V44H192ZM214 43H215V42H214ZM227 43H228V42H227ZM227 43H226V44H227ZM232 43H233V42H232ZM237 43H238V42H237ZM240 43H241V42H240ZM246 43H247V42H246ZM246 43H245V45H244L245 47H246ZM250 43H251V42H248V44H250ZM262 43L264 44V42H261V45H263ZM5 44H6V43H5ZM39 44H40V43H39ZM63 44H64V43H63ZM116 44H117V43H116ZM132 44H133V43H132ZM150 44H151V43H150ZM154 44H155V43H154ZM174 44H175V43H174ZM197 44H198V43H197ZM206 44H207V43H206ZM206 44H205V45H206ZM218 44H220L219 41H218ZM234 44H236V43H234ZM256 44H258V43H256ZM28 45H29V44H28ZM32 45H33V44H32ZM43 45H44V44H43ZM129 45H130V44H129ZM145 45H146V44H145ZM163 45H164V44H163ZM193 45H194V44H192L191 47H192ZM208 45H209V43H208ZM221 45H222V44H221ZM236 45H237V44H236ZM25 46H26V45H25ZM34 46H35V45H34ZM39 46H40V45H39ZM45 46H47V45H45ZM49 46H50V47H53V46H51V45L48 44V49H50ZM59 46H61V44H60ZM87 46H88V45H87ZM136 46H137V45H136ZM136 46H135V47H136ZM138 46H139V45H138ZM174 46H175V45H174ZM179 46H180V45H179ZM179 46H178V47H179ZM181 46H182V45H181ZM186 46H187V44H185V47H186ZM201 46H203V45H201ZM211 46H212V44H211ZM216 46H217V45H216ZM216 46H215V47L213 46V47L216 48ZM231 46H232V44H231ZM240 46H241V45H240ZM240 46H239V47H240ZM248 46H249V45H248ZM254 46H255V45H254ZM16 47H18V45H17ZM43 47H44V46H43ZM74 47H75V46H74ZM89 47H90V45H89ZM126 47H127V46H126ZM131 47H132V46H131ZM144 47H145V46H144ZM175 47H177V46H175ZM175 47H172V48H175ZM178 47L176 48L177 51H178ZM187 47H190V44H189ZM199 47H200V46H198L196 49H198ZM229 47H230V46H229ZM241 47H243V46H241ZM241 47H240V48H241ZM256 47H257V46H256ZM7 48H8V47H5V49H7ZM41 48H42V45H41ZM46 48H47V47H46ZM55 48H56V47H55ZM65 48H66V47H65ZM71 48H72V47H71ZM136 48H137V47H136ZM153 48H154V47H152V49H153ZM163 48H164V47H163ZM166 48H168V46H167ZM183 48H184V47H183ZM193 48H195V46H194ZM201 48H202V47H201ZM205 48H206V47H205ZM205 48H204V49H205ZM214 48H213V50H214ZM221 48H222V47H221ZM223 48H224V47H223ZM233 48H235V47L233 46ZM243 48H244V47H243ZM246 48H247V47H246ZM249 48H250V47H249ZM257 48H259V46H258ZM263 48H264V47H263ZM263 48H262V49H263ZM44 49H45V48H44ZM66 49H69V48H66ZM134 49H135V48H134ZM143 49H144V48H143ZM161 49H162V48H161ZM186 49H187V48H186ZM186 49H185V50H186ZM204 49H203V51H204ZM208 49H209V46H208ZM218 49H219V48H218ZM231 49H232V47H231ZM235 49H236V48H235ZM16 50H17V49H16ZM79 50H80V49H79ZM120 50H121V48H120ZM145 50H147V49H145ZM155 50H157V49H155ZM158 50H159V49H158ZM158 50H157V51H158ZM168 50H169V49H168ZM179 50H180V48H179ZM181 50H182V49H181ZM188 50H189V49H188ZM188 50H187V51H188ZM198 50H199V49H198ZM198 50L196 51V53L199 52ZM226 50H227V49H226ZM228 50H229V48H228ZM228 50H227V51H228ZM243 50H244V49H243ZM253 50H254V49H253ZM253 50H252V51H253ZM13 51H14V50H13ZM18 51H19V52H20V51L23 52V51H24V48H23L22 50H18ZM55 51H56V50H55ZM57 51H58V50H57ZM57 51H56V52H57ZM59 51H60V50H59ZM70 51H71V50H70ZM127 51H128V50H127ZM161 51L163 52V50H161ZM177 51H176V52H177ZM192 51H193V50H192ZM192 51L189 50V52H192ZM200 51H201V50H200ZM211 51H212V50H211ZM220 51H222V50L220 49ZM233 51L235 52L234 49H233ZM237 51H238V50H237ZM237 51H236V53H237ZM245 51H246V50H245ZM255 51H256V50H255ZM1 52H2V51H1ZM1 52H0V53H1ZM14 52H15V51H14ZM19 52H18V53H19ZM35 52H36V51H35ZM56 52H55V53H56ZM120 52H121V51H120ZM122 52H123V51H122ZM122 52H121V53H122ZM154 52L156 53V51H154ZM166 52H167V51H166ZM168 52H170V51H168ZM168 52H167V53H168ZM184 52H186V51H184ZM184 52H183V53H184ZM194 52H195V51H194ZM205 52H207V51H205ZM228 52H230V50H229ZM231 52H232V51H231ZM18 53H17L16 55H18ZM57 53H58V52H57ZM73 53H74V52H73ZM134 53H135V52H134ZM139 53H140V52H139ZM139 53H137V54L139 55ZM174 53H175V51H174ZM181 53H182V52H181ZM183 53H182V54H183ZM199 53H200V52H199ZM216 53H217V52H216ZM218 53L221 54V52H218ZM225 53H226V52H225ZM239 53H241V52H239ZM242 53H244V52H242ZM248 53H249V52H248ZM261 53H262V51H261ZM1 54H2V53H1ZM3 54H4V53H3ZM8 54H10V52H8ZM12 54H13V52H12ZM12 54H11V55H12ZM20 54H21V52H20ZM24 54H25V53H24ZM24 54H23V55H24ZM47 54H48V53H47ZM68 54H69V53H68ZM84 54H85V53H84ZM117 54H118V53H117ZM161 54H162V53H161ZM165 54H166V53H165ZM165 54H164V55H165ZM175 54H176V53H175ZM182 54H181V55H182ZM187 54H190V55L192 56L191 53H187ZM202 54H203V53H201L200 55H202ZM220 54L218 55V57H220ZM229 54H231V53H229ZM229 54H228V55H229ZM234 54H235V53H234ZM246 54H247V53H245V55H246ZM5 55H6V53H5ZM21 55H22V54H21ZM23 55H22V56H23ZM26 55H27V54H26ZM56 55H58V54H56ZM70 55H71V53H70ZM134 55H135V54H134ZM177 55H178V54H177ZM177 55H176V57H177ZM193 55H194V54H193ZM205 55H206V54H205ZM223 55H224V54H223ZM223 55H221V56H223ZM242 55H243V54H242ZM247 55L251 56V55H253V54H251V55H250V54H247ZM9 56H10V55H9ZM13 56H14V55H13ZM24 56H25V55H24ZM59 56H60V55H59ZM62 56H63V54H62ZM80 56H82V55L80 54ZM158 56H159V53H158ZM188 56H189V55H188ZM194 56H195V55H194ZM235 56H237V55H235ZM255 56H256V55H255ZM10 57H11V56H10ZM18 57H19V55H18ZM20 57H21V56H20ZM63 57H65V56H63ZM63 57H61V58H63ZM89 57H90V56H89ZM95 57H96V56H95ZM202 57H203V56H202ZM207 57H208V54H207ZM209 57H210V56H209ZM215 57H217V56H215ZM232 57H233V56H232ZM243 57H244V56H243ZM247 57H248V56H247ZM252 57H253V56H252ZM252 57H250V58H252ZM1 58H2V57H1ZM5 58H7V55H6ZM58 58H60V57H58ZM68 58H69V56H68ZM196 58H197V57H196ZM225 58H226V56H225ZM234 58H235V57H234ZM245 58H246V57H245ZM34 59H35V58H34ZM53 59H54V58H53ZM66 59H67V58H66ZM95 59H96V58H95ZM95 59H94V60H95ZM106 59L108 60V58H106ZM172 59H173V58H172ZM175 59H176V58H175ZM194 59H195V58H194ZM214 59H215V58H214ZM221 59H223V58L221 57ZM235 59H236V58H235ZM235 59H234V60H235ZM5 60H6V59H5ZM51 60H52V58H51ZM54 60H55V59H54ZM128 60H129V59H128ZM149 60H151V59H149ZM218 60H219V59H218ZM226 60H227V59H226ZM226 60H224V61H226ZM246 60H247V59H246ZM248 60H250V59H248ZM261 60H264V59L262 58ZM0 61H1V59H0ZM39 61L41 62V60H39ZM42 61H43V60H42ZM49 61H50V60H49ZM52 61H53V60H52ZM52 61H50V62L52 63ZM63 61H64V60H63ZM63 61H62L61 63H63ZM75 61H76V60H75ZM75 61H73L72 63L74 64ZM102 61H104V60H102ZM111 61H112V60H111ZM111 61H110V62H111ZM129 61H130V60H129ZM136 61H138V60H136ZM227 61H229V59H228ZM235 61H236V60H235ZM237 61H239V59H238ZM241 61H242V60H241ZM4 62H5V61H4ZM31 62H32V61H31ZM50 62H49V63H50ZM76 62H77V61H76ZM113 62H114V61H113ZM123 62H124V61H123ZM199 62L201 63V61H199ZM204 62H206V60H205V61H202V64H203ZM210 62H211V61H210ZM222 62H223V60H222ZM222 62H220V63H222ZM244 62H245V61H244ZM262 62L264 63V61H262ZM0 63H1V62H0ZM2 63H3V62H2ZM15 63H16V62H15ZM36 63H37V62H36ZM47 63H48V62H47ZM56 63H57V62H56ZM66 63H67V62H66ZM106 63H107V62H106ZM141 63H142V61H141ZM162 63H164V62H162ZM165 63H166V62H165ZM167 63H168V62H167ZM167 63H166V64H167ZM169 63H170V62H169ZM169 63H168V64H169ZM212 63H214V62H212ZM217 63L220 65L219 62H217ZM241 63H242V62H241ZM252 63H253V62H252ZM257 63H258V61H257ZM44 64H46V63H44ZM52 64H53V63H52ZM99 64H100V62H99ZM136 64H137V63H136ZM170 64H171V63H170ZM170 64H169V65H170ZM209 64H211V63H209ZM209 64L207 63V66H208ZM215 64H216V63H215ZM230 64H231V63H230ZM230 64H229V65H230ZM253 64H254V63H253ZM22 65H23V64H22ZM38 65H39V64H38ZM58 65H59V64H58ZM104 65H106V64H104ZM107 65H108V64H107ZM138 65H139V62H138ZM163 65H164V64H163ZM163 65H161V66H163ZM169 65H168V66H169ZM188 65H190V64H188ZM212 65H213V64H212ZM224 65H225V64H224ZM224 65H223V67H224ZM232 65H233V64H232ZM232 65H230V66H232ZM247 65H248V64H247ZM88 66H89V65H88ZM141 66H142V64H141ZM141 66H139V67H141ZM168 66H167V68H169ZM198 66H199V65H198ZM207 66H206V67H207ZM220 66H221V65H220ZM240 66H242V65L240 64ZM240 66H239V67H240ZM245 66H246V65H245ZM35 67H39V66H35ZM35 67H34V68H35ZM40 67L42 68V66H40ZM45 67H46V66H44V70H45ZM131 67H132V66H131ZM134 67H136V66H134ZM151 67H152V66H151ZM151 67H150V69H151ZM156 67H157V66H156ZM163 67H164V66H163ZM196 67H197V66H196ZM214 67H216V66H214ZM223 67H221V68H223ZM226 67L228 68V66H226ZM242 67H244V66H242ZM242 67H241V68H242ZM248 67H249V66H248ZM93 68H94V67H92V69H93ZM132 68H133V67H132ZM136 68H137V67H136ZM158 68H159V67H158ZM160 68H161V67H160ZM183 68H184V67H183ZM199 68H201V67L199 66ZM208 68H209V66H208ZM211 68H212V67H211ZM211 68H210V70H211ZM253 68H254V67H253ZM27 69H28V68H27ZM30 69H31V68H30ZM36 69H37V68H36ZM57 69H58V68H57ZM101 69H102V68H101ZM101 69H100V71H101ZM123 69H124V68H123ZM133 69H134V68H133ZM133 69H131V70H133ZM164 69H165V68H164ZM184 69H185V68H184ZM195 69H196V68H195ZM236 69H237V68H236ZM243 69H244V68H243ZM248 69H249V68H248ZM34 70H35V69H34ZM37 70L39 71V69H37ZM41 70H42V69H41ZM41 70H40V71H41ZM49 70L51 71V69H49ZM82 70H83V69H82ZM82 70H80L81 73H83ZM141 70H142V69H141ZM179 70H181V69H179ZM232 70H233V68H232ZM259 70H260V69H259ZM262 70H264V69H262ZM22 71H24V70H22ZM45 71H46V70H45ZM93 71H94V70H93ZM133 71H134V70H133ZM145 71H146V70H145ZM181 71H182V70H181ZM181 71H180V72H181ZM190 71H192V70H190ZM193 71H194V70H193ZM195 71H196V70H195ZM225 71H226V70H225ZM234 71H235V69H234ZM241 71H242V70H241ZM244 71H245V70H244ZM247 71H249V70H247ZM42 72H43V71H42ZM76 72H77V71H76ZM96 72H97V71H96ZM135 72H136V71H135ZM139 72H140V71H139ZM143 72H144V71H142V73H143ZM146 72H147V71H146ZM196 72H197V71H196ZM200 72H201V71H200ZM250 72H252V68H251V71H250ZM260 72H261V71H260ZM67 73H69V72H67ZM77 73H79V71H78ZM91 73H92V72H91ZM91 73H90V74H91ZM111 73H112V72H111ZM113 73H114V72H113ZM136 73H137V72H136ZM136 73H135V74H136ZM165 73H166V72H165ZM174 73H175V72H174ZM177 73H178V72H177ZM184 73H185V72H184ZM192 73H193V72H192ZM192 73H191V74H192ZM241 73H242V72H241ZM241 73H240V75H241ZM246 73H247V72H246ZM263 73H264V72H263ZM65 74H66V72H65ZM69 74H70V73H69ZM74 74H75V73H74ZM90 74H88V75H90ZM94 74H95V73H94ZM138 74H139V73H138ZM140 74H141V73H140ZM197 74H198V73H197ZM199 74H200V73H199ZM201 74H202V73H201ZM201 74H200V75H201ZM226 74H228V73H226ZM229 74H231V73H229ZM233 74H234V73H233ZM250 74H251V73H250ZM62 75H64V73H63ZM88 75H87V76L85 75V76L88 77ZM99 75H100V72H99ZM175 75H176V74H175ZM212 75H213V74H212ZM212 75H211V76H212ZM218 75H220V74H218ZM235 75H236V74H235ZM251 75H253V74H251ZM251 75H250V77H251ZM258 75H259V74H258ZM23 76H24V75H23ZM53 76H55V75H53ZM66 76H67V75H66ZM105 76H106V74H105ZM176 76H177V75H176ZM241 76H242V75H241ZM241 76H240V77H241ZM254 76H255V75H254ZM261 76H262V75H261ZM12 77H13V76H12ZM27 77H30V76H27ZM63 77H64V76H63ZM70 77H71V76H70ZM97 77H98V74H97ZM103 77H104V75H103ZM184 77H185V76H184ZM202 77H203V75H202ZM202 77H201V78H202ZM216 77H217V76H216ZM246 77H247V76H246ZM246 77H244L245 80L248 79V78H246ZM256 77H257V76H256ZM259 77H260V76H259ZM262 77H264V75H263ZM83 78H84V77H83ZM90 78H91V77H90ZM90 78H89V79H90ZM98 78H99V77H98ZM150 78H151V77H150ZM173 78H174V77H173ZM194 78H195V77H194ZM196 78H197V77H196ZM214 78H215V73H214L213 80H214ZM234 78H235V79L239 78V73H238L237 76H234ZM8 79H9V78H8ZM12 79H13V78H12ZM12 79H11V80H12ZM14 79H15V76H14ZM16 79H17V78H16ZM28 79L30 80L31 78H28ZM52 79H53V78H51V80H52ZM56 79H57V78H56ZM92 79H93V76H92V78H91V81H92V84H93V82H94V80L96 79V77H95V79H93V80H92ZM112 79H114V78H112ZM147 79H149V77H148V78L146 77V80H147ZM198 79H199V78H198ZM203 79H205V78H203ZM211 79H212V78H210V80H209V78H208V81H210V82H214V81H211ZM216 79H217V78H216ZM227 79H228V78H227ZM242 79H243V78H242ZM253 79H254V78H253ZM5 80H6V79H5ZM25 80H26V79H25ZM29 80H28V81H29ZM37 80H38V79H37ZM53 80H55V79H53ZM71 80L74 81V80H76V79H74V80L71 79ZM78 80L80 81L79 78H78L76 81H78ZM81 80H82V79H81ZM149 80H151V79H149ZM149 80H147V81H149ZM156 80H157V79H156ZM166 80H167V78H166ZM182 80H183V79H182ZM199 80H200V79H199ZM221 80H222V79H221ZM237 80H238V79H237ZM237 80H236V81H237ZM239 80H241V79H239ZM239 80H238V82H239ZM257 80H258V79H257ZM8 81H9V80H8ZM15 81H16V80H15ZM76 81H74V82H76ZM82 81H83V80H82ZM82 81H81V83L84 84ZM91 81H90V82L87 81L88 84L91 83ZM138 81H139V80H138ZM219 81H220V80H219ZM224 81H225V80H224ZM242 81H243V80H242ZM248 81H249V80H248ZM262 81H264V80H262ZM9 82L12 83V81H9ZM39 82H41V81H39ZM39 82H38V83H39ZM52 82H53V81H52ZM54 82H55V81H54ZM56 82H57V81H56ZM74 82H73V83H74ZM108 82H113V81H112V80H110V81L108 80ZM155 82H156V81H155ZM163 82H164V81H163ZM165 82H166V81H165ZM183 82H184V81H183ZM201 82H202V81H201ZM210 82H209V83H210ZM232 82H233V81H232ZM232 82H229V83H232ZM240 82H241V81H240ZM243 82H244V81H243ZM250 82H252V81L250 80ZM25 83H27V81H26ZM25 83H24V84H25ZM34 83H35V82H34ZM34 83H33V84H34ZM36 83H37V82H36ZM66 83H67V82H65V85H66ZM70 83H72V82H70ZM150 83H151V82H150ZM150 83H149V84H150ZM160 83H161V82H160ZM170 83H171V82H170ZM209 83H208V85H209ZM215 83H216V82H215ZM229 83H228V84H229ZM244 83H245V82H244ZM29 84H30V82H29ZM39 84H40V83H39ZM45 84H46V83H44V85H45ZM53 84H54V83H53ZM82 84H81V85H82ZM92 84H91V85H92ZM108 84H109V83H108ZM161 84H162V83H161ZM210 84H214V83H210ZM216 84H217V83H216ZM223 84H224V83H223ZM223 84H222V85H223ZM225 84H226V82H225ZM228 84H227V85H228ZM248 84H249V83H248ZM248 84L245 85V87H247ZM253 84H254V83H253ZM253 84H252V85H253ZM257 84H258V83H257ZM30 85H31V84H30ZM30 85H29V86H30ZM50 85H52V83H51V84L49 83V86H50ZM65 85H63V86H65ZM68 85H69V83H68ZM72 85H74V84H72ZM77 85H78V84H77ZM93 85H94V84H93ZM97 85H98V84H97ZM178 85H179V84H178ZM199 85H201V84H199ZM202 85H203V84H202ZM249 85H251V84H249ZM262 85H263V84H262ZM34 86H36V85H34ZM46 86H47V85H46ZM56 86H57V85H56ZM56 86H55V88H59V87H56ZM59 86H60V84H59ZM86 86H87V85H86ZM86 86H83V87H86ZM94 86H95V85H94ZM94 86H92V87H94ZM140 86H141V85H140ZM155 86H157V85H155ZM170 86H173V88H174V85L170 84ZM253 86H254V85H253ZM0 87L2 88V86H0ZM19 87H20V85H19ZM67 87H68V86H67ZM77 87H78V86H77ZM79 87H80V86H79ZM83 87L81 86V88H83ZM90 87H91V86H90ZM96 87H97V86H96ZM137 87H139V86H137ZM159 87H160V86H159ZM159 87H158V88H159ZM199 87H201V86H199ZM224 87H225V86H223V88H224ZM226 87H227V86H226ZM228 87H229V86H228ZM230 87H237V88H238V86H230ZM241 87H242V86H241ZM241 87L239 86L240 91H241ZM249 87H250V86H249ZM251 87H252V86H251ZM251 87H250V89H251ZM262 87H263V86H262ZM23 88H24V87H23ZM53 88H54V87H53ZM55 88H54V89H55ZM73 88H75V87H73ZM94 88H95V87H94ZM98 88H99V85H98ZM167 88H169V87H167ZM170 88H171V87H170ZM183 88H185V87H182V89H183ZM237 88H236V89H237ZM243 88H244V87H243ZM7 89H8V88H7ZM49 89H50V88H49ZM61 89H66V87H64V88H60V90H61ZM69 89H70V87H69ZM79 89H80V88H79ZM151 89H152V87H151ZM156 89H157V88H156ZM174 89H175V88H174ZM186 89H187V88H185V90H186ZM190 89H191V88H190ZM190 89H189V90H190ZM200 89H201V88H200ZM205 89H206V88H205ZM226 89H227V88H226ZM226 89H225V90H226ZM245 89H246V88H245ZM248 89H249V88H248ZM37 90H38V89H37ZM40 90H42L41 92L43 93V91H46V88H42V89H40ZM56 90H57V89H56ZM60 90H59V91H60ZM112 90H113V89H112ZM146 90H147V89H146ZM146 90H145V91H146ZM154 90H155V88H154L152 91H154ZM192 90H193V89H192ZM206 90H208V89H206ZM211 90H212V89H211ZM220 90H223V89H220ZM227 90H228V89H227ZM251 90H252V89H251ZM251 90H250V91H251ZM26 91H27V90H26ZM59 91H58V92L55 91V92L59 94ZM83 91H84V90H83ZM104 91H106V90H104ZM104 91H102V92H104ZM139 91H140V90H139ZM139 91H138V92H139ZM157 91H158V89H157ZM167 91H168V90H167ZM208 91H209V90H208ZM255 91H256V90H255ZM13 92H15V91H13ZM19 92H21V91H19ZM34 92H35V91H34ZM37 92H38V91H37ZM41 92H38V94L40 93L39 95H42ZM55 92H54V93H55ZM63 92H64L63 90H62V93H61V91H60L61 94H63ZM65 92H68V94H69L70 96H71L72 94H74V93L70 94L71 91H66V90H65ZM65 92H64V93H65ZM110 92H111V91H110ZM138 92H136V93H138ZM141 92H144V91H141ZM150 92H151V91H150ZM199 92H200V90H199ZM241 92H242V91H241ZM253 92H254V91H253ZM259 92H260V91H259ZM22 93H23V92H22ZM31 93H32V92H31ZM44 93H45V92H44ZM47 93H48V92H47ZM139 93H140V92H139ZM139 93H138L137 95H139ZM148 93H149V92H148ZM187 93H188V90H187ZM204 93H205V92H204ZM207 93H208V92H207ZM214 93H216V92H214ZM226 93H230V91H226ZM249 93H250V92H249ZM255 93H256V92H255ZM261 93L263 94V91H262ZM2 94H3V93H2ZM13 94H14V93H13ZM45 94H46V93H45ZM49 94H50V93H49ZM68 94H66V95H68ZM75 94H76V93H75ZM107 94H108V93H107ZM110 94H111V93H110ZM110 94H109V95H110ZM114 94H115V93H114V90H113V95H114ZM141 94H142V93H141ZM143 94H144V93H143ZM143 94H142V95H143ZM145 94H146V93H145ZM151 94H153V93H151ZM155 94H157V93L154 92V95H155ZM195 94H196V93H195ZM199 94H200V93H199ZM202 94H203V93H202ZM208 94H209V93H208ZM212 94H213V93H212ZM223 94H224V93H223ZM223 94H220V96H219L220 99H221V95H223ZM233 94H234V93H233ZM15 95H16V94H15ZM19 95H20V94H19ZM56 95H57V94H56ZM63 95H64V94H63ZM76 95H77V94H76ZM142 95H141V97H140V95H139V98L142 99ZM215 95H218V94H215ZM239 95H241V94H239ZM263 95H264V94H263ZM263 95H262V96H263ZM5 96H6V95H5ZM17 96H18V94H17ZM35 96H37V95H35ZM35 96H34V97H35ZM59 96H61V95H59ZM59 96H58V97H59ZM70 96H68V97L70 98ZM72 96H74V98L77 97V96H75V95H72ZM72 96H71V97H72ZM150 96H151V95H150ZM194 96H195V95H194ZM194 96H192V97L194 98ZM198 96H199V95H198ZM241 96H242V95H241ZM262 96H261V97H262ZM28 97H29V95H28ZM28 97H27V98H28ZM37 97H38V96H37ZM44 97H45V96H44ZM47 97H48V96H47ZM66 97H67V96H66ZM111 97H112V95H111ZM115 97H116V96H115ZM145 97H146V96H145ZM151 97H155V96H151ZM192 97L189 96V98H192ZM205 97H206V96H205ZM222 97H223V96H222ZM224 97H225V96H224ZM230 97H231V96H230ZM233 97H234V96H233ZM237 97H238V96H237ZM259 97H260V96H259ZM38 98H39V97H38ZM61 98H62V97H61ZM79 98H80V97H78L77 99H79ZM132 98H133V97H132ZM155 98H156V97H155ZM187 98H188V97H187ZM198 98H199V97H198ZM211 98H212V97H211ZM211 98H210V99H211ZM215 98H217V97H215ZM228 98H229V97H228ZM240 98H241V97H240ZM240 98H239V99H240ZM245 98H247V97H245ZM256 98L258 99V97H256ZM10 99H11V98H9V100H10ZM36 99H37V98H36ZM41 99L45 100L46 98H45V99H44V98H41ZM48 99H50V98H47L46 100H48ZM80 99H81V98H80ZM80 99H79V100H80ZM83 99H84V98H83ZM102 99H103V98H102ZM110 99H111V98H110ZM110 99H109V100H110ZM115 99H116V98H115ZM207 99H208V98H207ZM210 99H208V101H209ZM217 99H218V98H217ZM222 99H225V98H222ZM233 99H235V98H233ZM252 99H254V98H252ZM257 99H256L255 101H257ZM23 100H24V99H23ZM25 100L27 101L28 99L25 98ZM25 100H24V101H25ZM38 100H39V99H38ZM99 100H101V99H99ZM105 100H106V98H105ZM119 100H120V99H119ZM121 100H122V98H121ZM123 100H124V99H123ZM129 100L131 101L132 99H129ZM159 100H160V99H158V101H159ZM163 100H164V98H163ZM179 100H180V99H179ZM191 100H193V99H191ZM203 100H204V99H203ZM243 100H246V99H243ZM247 100H250V99H247ZM247 100H246V101H247ZM1 101H2V100H1ZM19 101H20V100H19ZM26 101H25V102H26ZM28 101H29V100H28ZM57 101H58V100H57ZM95 101H97V100H95ZM106 101H107V100H106ZM125 101H126V100H124V102H125ZM143 101H144V100H143ZM176 101H177V100H175V102H176ZM212 101H213V100H212ZM225 101H226V100H225ZM227 101H228V100H227ZM231 101H232V100H231ZM233 101H234V100H233ZM255 101H254V102H255ZM3 102H5V100H4ZM13 102H15V100H13ZM20 102H22V101H20ZM33 102H34V101H33ZM108 102H109V101H108ZM112 102H113V101H112ZM120 102H121V101H120ZM122 102H123V101H122ZM132 102H133V100H132ZM132 102H131L130 104H132ZM137 102H138V101H137ZM165 102H166V101H165ZM204 102H206V101H204ZM240 102H241V100H240ZM262 102H263V101H262ZM6 103H7V102H6ZM6 103H5V104H6ZM30 103H32L31 100H30ZM42 103H43V102H42ZM50 103H51V102H50ZM160 103H161V102H160ZM162 103L164 104V102H162ZM178 103H179V102H178ZM181 103H182V102H181ZM188 103H190V101H189ZM195 103H196V102H195ZM215 103H216V101H215ZM215 103H214V104H215ZM217 103H218V102H217ZM219 103H220V102H219ZM221 103L224 104L225 102H224V103L221 102ZM232 103H233V102H232ZM235 103H236V102H235ZM258 103H259V102H258ZM5 104H3V105H5ZM32 104H33V103H32ZM47 104H48V103H47ZM55 104H58V103H55ZM85 104H86V103H85ZM127 104H128V102H127ZM137 104H138V103H137ZM163 104H162V105H163ZM165 104H166V103H165ZM193 104H194V102H193ZM198 104H199V103H198ZM200 104H201V103H200ZM212 104H213V103H212ZM214 104H213V105H214ZM242 104H244V103H242ZM246 104H247V103H246ZM248 104H249V103H248ZM7 105H8V104H7ZM24 105H25V104H24ZM24 105H23V106H24ZM34 105H35V102H34ZM34 105H33V106H34ZM60 105H61V104H60ZM144 105H145V104H144ZM144 105H142V106H144ZM183 105H184V104H183ZM196 105H197V104H196ZM217 105H218V104H217ZM227 105H228V104H227ZM227 105H225V108H226ZM231 105H232V104H231ZM233 105H234V103H233ZM244 105H245V104H244ZM254 105H255V104H254ZM261 105H262V103H261ZM261 105H260V106H261ZM263 105H264V104H263ZM0 106H1V104H0ZM26 106H27V105H26ZM55 106H56V105H54V107H55ZM57 106H58V105H57ZM117 106H118V104H117ZM135 106H136V105H135ZM160 106H161V105H160ZM220 106H223V105H220ZM220 106H219V107H220ZM234 106H235V105H234ZM245 106H246V105H245ZM250 106H251V105H250ZM256 106L259 107V105H257V104H256ZM28 107H29V106H28ZM31 107H32V105H31ZM34 107H35V106H34ZM38 107H39V106H38ZM50 107H51V106H50ZM54 107H52V108L54 109ZM59 107H60V106H59ZM115 107H116V106H115ZM115 107H113V108L116 109ZM120 107L123 109L122 106H120ZM235 107H236V106H235ZM235 107H234V108H235ZM242 107H243V106H242ZM263 107H264V106H263ZM36 108H37V107H36ZM184 108H185V107H184ZM188 108H189V107H187V109H188ZM209 108H211V107H209ZM212 108H213V107H212ZM221 108H223V107H221ZM229 108H231V106H230ZM254 108H255V107H254ZM254 108H253V109H254ZM21 109H22V108H21ZM23 109H25V108H23ZM31 109H32V108H31ZM37 109H40V108H37ZM42 109H44V108H42ZM53 109H52V111H53ZM97 109H98V108H97ZM132 109H133V108H132ZM187 109H186V110L184 109V110L187 111ZM194 109H195V108H194ZM216 109H217V108H216ZM218 109H219V108H218ZM231 109H232V108H231ZM236 109L239 110V109H238V106H237ZM242 109H243V108H242ZM262 109H263V108H262ZM262 109H261V110H262ZM34 110H35V108H34ZM44 110H45V109H44ZM44 110H42V111H44ZM50 110H51V109H50ZM112 110H113V109H112ZM118 110H119V109H118ZM145 110H146V108H145ZM164 110H165V109H164ZM169 110H170V109H169ZM171 110H172V108H171ZM177 110H178L179 113H178L176 110H174L173 112L176 111V113L178 114V116L181 115V114H180V110H179V108H178ZM208 110H209V109H208ZM240 110H241V106H240ZM240 110H239V112H238V111H237V112L240 113V112L242 111V110H241V111H240ZM245 110H246V109H245ZM248 110H249V108H248ZM250 110H251V109H250ZM254 110H255V109H254ZM26 111H27V110H26ZM29 111H31V110H29ZM39 111H40V110H39ZM42 111H41V112H42ZM46 111H47V109H46ZM55 111H56V110H55ZM59 111H60V110H57V113H56V114H58ZM66 111H67V110H66ZM68 111H70V110H68ZM107 111H109V113H110L111 110H107ZM113 111H114V110H113ZM127 111H128V110H127ZM141 111H144V110H141ZM159 111H160V110H159ZM159 111H158V112H159ZM166 111H167V110H166ZM185 111H182L183 114H186V113H184ZM190 111H191V110H190ZM210 111H211V110H210ZM230 111H231V110H229L228 112H230ZM232 111H233V109H232ZM263 111H264V110H262V112H263ZM10 112H11V111H10ZM44 112H45V111H44ZM63 112H64V111H63ZM96 112H97V110H96ZM104 112H105V111H104ZM121 112H122V111H121ZM121 112H120V114H121ZM138 112H139V114H140V110H139ZM145 112H146V111H145ZM156 112H157V111H156ZM167 112H168V111H167ZM191 112H193V111H191ZM211 112H212V111H211ZM214 112H215V110H214ZM226 112H227V111H226ZM228 112H227V113H228ZM1 113H2V112H1ZM23 113H24V112H23ZM29 113H30V112H29ZM31 113H32V112H31ZM31 113H30V114H31ZM52 113H54V111H53ZM68 113H70V112H68ZM89 113H90V112H89ZM94 113H95V112H94ZM106 113H107V112H106ZM130 113H131V112H130ZM141 113H142V115H143L144 112H141ZM171 113H172V112H171ZM215 113H216V112H215ZM234 113H235V112H234ZM234 113H230V116H231V114H234ZM252 113H253V112H252ZM255 113H256V112H255ZM258 113H259V112H258ZM263 113H264V112H263ZM49 114H50V111H49ZM59 114H60V113H59ZM62 114H63V113H62ZM72 114H75V113L72 112ZM120 114H119V115H120ZM125 114H126V113H125ZM136 114H137V113H136ZM139 114H138V115H139ZM151 114H152V113H151ZM163 114H164V113H163ZM168 114H170V113L168 112ZM168 114H167V116H168ZM174 114H175V113H174ZM183 114H182V115H183ZM197 114H198V113H197ZM205 114H207V113H205ZM211 114H213L214 116L216 115V114H214L213 112H212ZM211 114H210V115H211ZM259 114L261 115V112H260ZM24 115H25V114H24ZM33 115H35V114H33ZM47 115H48V113H47ZM50 115H51V114H50ZM83 115H86V114L83 113ZM87 115H88V114H87ZM140 115H141V114H140ZM149 115H150V114H149ZM160 115H161V114H159V116H160ZM235 115H236V114H235ZM256 115H257V114H256ZM0 116H1V115H0ZM5 116H7V115H4V117L1 116V117H3L2 119H4ZM48 116H49V115H48ZM54 116H55V115H54ZM54 116H51V117H54ZM60 116H61V115H60ZM74 116H75V115H74ZM77 116H78V115H76L75 117H77ZM170 116H171V115H170ZM175 116H176V115H175ZM175 116H174V117H175ZM183 116H184V115H183ZM194 116H195V115H194ZM194 116H193V117H194ZM214 116H213V117H214ZM217 116H218V114H217ZM220 116H222V115H220ZM220 116H219V117H220ZM239 116H240V115H239ZM261 116H262V115H261ZM8 117H11V116H8ZM64 117H65V116H64ZM72 117H73V116H72ZM75 117H74V118H75ZM187 117H188V116H187ZM200 117H201V116H200ZM202 117H206V118H207V115H206V116H202ZM210 117H211V116H210ZM210 117H209V118H210ZM219 117H217V118H219ZM225 117H226V116H225ZM235 117H236V116H235ZM240 117H241V116H240ZM240 117H239V118H240ZM242 117H243V116H242ZM251 117H252V116H251ZM15 118H16V117H15ZM58 118H60V117H58ZM65 118H66V117H65ZM125 118H126V116L124 117V119H125ZM141 118H142V117H141ZM146 118H148V117H146ZM182 118H183V117H182ZM184 118H186V116H185ZM198 118H199V117H198ZM226 118H227V117H226ZM226 118H225V120H227ZM11 119H12V118H11ZM25 119H28V117L25 118ZM25 119L23 118V120H25ZM33 119H34V118H33ZM37 119H38V118H37ZM60 119H64V118L61 117ZM77 119H79V118H77ZM118 119H119V118H118ZM135 119H137V118H135ZM138 119H140V118H138ZM159 119H161V116H160ZM162 119H163V118H162ZM169 119H170V118H169ZM169 119H167V121H169ZM191 119H192V118H191ZM221 119H222V118H221ZM231 119H232V116H231ZM231 119H230V120H231ZM252 119H254V118H252ZM8 120H9V119H8ZM28 120H29V119H28ZM54 120H56V119H54ZM83 120H84V119H83ZM91 120H92V118H91ZM181 120H182V119H181ZM222 120H223V119H222ZM237 120H239V119L237 118ZM244 120H245V117H244ZM247 120H248V119H247ZM250 120H251V119H250ZM0 121H1V120H0ZM2 121H3V120H2ZM4 121H5V120H4ZM30 121H31V120H30ZM33 121H34V120H33ZM60 121H61V120H60ZM102 121H103V120H102ZM108 121H109V120H108ZM147 121H148V119H147ZM157 121H158V120H157ZM227 121H229V118H228ZM239 121H240V120H239ZM248 121H249V120H248ZM248 121H247V123H248ZM258 121H259V120H258ZM262 121H263V120H262ZM27 122H28V121H27ZM49 122H50V121H49ZM62 122H63V121H62ZM62 122H61V123H62ZM86 122H87V118H86ZM90 122H91V121H90ZM144 122H145V121H144ZM153 122H156V121H153ZM173 122H174V121H172V123H173ZM185 122H186V121H185ZM188 122H189V121H188ZM236 122H237V121H236ZM241 122H242V121H241ZM249 122H250V121H249ZM255 122H257V121H254V123H255ZM56 123L58 124V121H56ZM56 123H55V124H56ZM80 123H81V122H80ZM80 123H79V124H80ZM103 123H104V122H103ZM134 123H135V122H134ZM151 123H152V122H151ZM168 123H169V122H168ZM207 123H208V122H207ZM207 123H206V125H207ZM211 123H212V122H211ZM228 123H229V122H228ZM259 123L261 124L260 121H259ZM262 123H264V122H262ZM29 124H30V123H28V126H31V125H29ZM55 124H53V125H55ZM67 124H68V123H67ZM115 124H116V123H115ZM130 124H131V123H130ZM146 124H147V123H146ZM152 124H155V123H152ZM156 124H157V122H156ZM223 124H224V123L222 122V124H218V125H223ZM231 124L233 125V123H231ZM236 124H237V123H236ZM252 124H253V123H252ZM255 124H257V123H255ZM255 124H254V126H255ZM4 125H5V124H4ZM32 125H33V124H32ZM35 125H37V124H35ZM46 125H47V122H46ZM58 125H59V124H58ZM128 125H129V124H128ZM128 125H127V127H128ZM162 125H163V124H162ZM164 125H165V124H164ZM209 125H211V124H209ZM17 126H18V125H17ZM17 126H15L16 129H17ZM25 126H27V125H24V127H25ZM56 126H57V125H56ZM65 126H66V125H65ZM67 126H68V125H67ZM75 126H76V125H75ZM75 126L72 125L71 127L74 128ZM82 126H83V125H82ZM216 126H217V125H216ZM216 126H215V127H216ZM233 126H235V124H234ZM236 126L239 127V125H236ZM252 126H253V125H252ZM257 126H258V125H257ZM259 126H260V125H259ZM5 127H6V126H5ZM21 127H23V126H21ZM33 127H34V126H33ZM35 127L38 128L37 126H35ZM41 127H42V126H41ZM41 127H40V128H41ZM44 127H45V126H44ZM44 127H42V129H43ZM47 127H48V129H49V126H47ZM63 127H64V126H63ZM69 127H70V126H69ZM80 127H81V126H80ZM84 127H85V126H84ZM86 127H89V126H86ZM161 127H162V126H161ZM206 127H208V126H206ZM215 127H214V128H215ZM219 127H220V126H219ZM226 127L228 128V125H226ZM226 127H225L224 129H226ZM238 127H237V128H238ZM19 128H20V127H18V129H19ZM25 128H26V127H25ZM25 128H23V129H25ZM30 128H31V127H30ZM57 128H58V126H57ZM61 128H62V127H61ZM67 128H68V127H67ZM77 128H78V127H77ZM134 128H136V127H134ZM158 128H159V127H158ZM171 128H172V127H171ZM258 128H259V127H258ZM42 129H41L40 131H42ZM62 129H63V128H62ZM85 129H86V128H85ZM85 129H84V132H85ZM208 129H209V128H208ZM231 129H232V128H231ZM233 129L235 130L236 127H235V128L233 127ZM239 129H240V128H239ZM250 129H251V128H250ZM25 130H26V129H25ZM30 130H31V132H29V131H28V132H24V131H23V132H24V133H29V134H30V133H32V131H33L34 129H30ZM38 130H39V129H38ZM43 130H44V129H43ZM45 130H46V129H45ZM64 130H65V129H64ZM82 130H83V129H82ZM159 130H160V128H159ZM159 130H158V131H159ZM165 130H166V129H165ZM167 130H168V129H167ZM169 130L171 131V135H170V136L173 137V136H174V135H172V130H173V129H170V128H169ZM217 130H218V128H217ZM19 131H22V130L20 129ZM36 131H37V130H36ZM50 131H52V130H50ZM65 131H68V130L66 129ZM69 131L71 132V130H69ZM76 131H78V129H77ZM129 131H130V130H129ZM137 131H138V130H137ZM163 131H164V130H163ZM170 131H169V132H170ZM176 131H177V130H176ZM176 131H175V132H176ZM227 131H229V129H228ZM227 131H226V132H227ZM231 131H232V130H231ZM237 131H238V130H237ZM7 132H8V131H7ZM11 132H12V131H11ZM44 132H45V131H44ZM53 132H54V131H52V133H53ZM56 132H57V130H56ZM99 132H102V131H100V129H99ZM118 132H119V131H118ZM150 132H151V130H150ZM152 132H153V130H152ZM164 132H165V131H164ZM226 132H225V133H226ZM229 132H230V131H229ZM229 132H227V133H229ZM232 132H234V131H232ZM241 132H242V131H241ZM260 132H261V131H260ZM260 132H259V133H260ZM3 133H4V132H3ZM5 133H6V132H5ZM8 133H9V132H8ZM15 133H16V132H15ZM60 133H61V132H60ZM64 133H65V138L67 139V138H68V137H66L67 134H66V132H64ZM76 133H77V132H76ZM76 133H75V134H76ZM81 133H82V132H81ZM134 133H135V129H134ZM153 133H154V132H153ZM167 133H168V132H167ZM184 133H185V132H184ZM184 133H183V135H184ZM200 133H201V132H200ZM204 133H208V132L206 131V132H204ZM212 133H213V132H212ZM212 133L209 132L208 134H212ZM9 134H10V133H9ZM19 134H20V133H19ZM32 134H33V133H32ZM32 134H30V135H32ZM79 134H80V132H79ZM158 134H159V132H158ZM173 134H174V133H173ZM175 134H176V133H175ZM178 134H180V133H178ZM181 134H182V133H181ZM186 134H188V133H186ZM186 134H185V135H186ZM190 134H191V133H190ZM190 134H188V135H190ZM221 134H223V133H221ZM221 134H220V136H221ZM229 134H231V133H229ZM248 134H249V133H248ZM250 134H251V133H250ZM256 134H257V133H256ZM4 135H5V134H4ZM11 135H12V134H11ZM17 135H18V134H17ZM48 135H49V133H48ZM48 135H46V136H48ZM54 135H55V133H54ZM59 135H60V134H58V136H59ZM61 135L64 136V134H61ZM69 135H70V134H69ZM123 135H124V134H123ZM136 135H138V134L136 133ZM153 135H154V134H153ZM191 135H192V134H191ZM213 135H214V134H213ZM213 135H212V136H213ZM217 135H219V134L217 133ZM257 135H259V134H257ZM260 135H261V133H260ZM5 136H6V135H5ZM12 136H13V135H12ZM20 136H21V135H20ZM44 136H45V134H44ZM70 136H71V135H70ZM70 136H69V137H70ZM97 136H98V135H97ZM155 136H156V135H155ZM157 136H158V135H157ZM181 136H182V135H181ZM205 136H206V135H205ZM205 136H204V137H205ZM261 136H262V135H261ZM10 137H11V136H10ZM22 137H23V136H22ZM52 137H53V136H52ZM52 137H50V138H52ZM59 137H60V136H59ZM114 137H115V136H114ZM123 137H124V136H123ZM175 137H176V136H175ZM175 137H174V138H175ZM178 137H179V135H178ZM184 137H185V136H184ZM197 137H198V135L196 136V138H197ZM202 137H203V136H202ZM213 137H214V136H213ZM217 137H218V136H217ZM221 137L223 138V136H221ZM221 137H220V138H221ZM224 137H226V136L224 135ZM228 137H229V135H228ZM244 137H245V136H244ZM263 137H264V136H263ZM14 138H15V137H14ZM14 138H12V139H14ZM18 138H19V136H18ZM20 138H21V137H20ZM27 138H28V137H27ZM60 138H61V137H60ZM62 138H63V137H62ZM65 138L61 139V141H62V140H65ZM76 138H77V137H76ZM124 138H125V137H124ZM169 138L171 139V137H169ZM238 138H239V140H240L241 137H237V138L235 137V138H231V139H238ZM245 138H246V137H245ZM245 138L243 139V137H242V140H244L242 143H245ZM5 139H6V138H5ZM7 139H8V138H7ZM23 139H24V138H23ZM47 139H48V138H47ZM47 139H45V140H47ZM55 139H56V138H54V140H55ZM58 139H59V138H58ZM58 139H57V140H58ZM78 139H79V138H78ZM78 139H77V140H78ZM98 139H99V138H98ZM106 139H107V138H106ZM108 139H109V138H108ZM113 139H114V138H113ZM115 139H116V138H115ZM117 139H118V138H117ZM141 139H142V138H140V140H141ZM161 139H162V138H161ZM170 139H169V140H170ZM172 139H173V138H172ZM172 139H171V140H172ZM179 139L181 140V138H179ZM187 139H188V138H187ZM194 139H195V138H194ZM198 139H199L198 142H200L201 139H200L199 137H198ZM225 139H226V138H224L223 140H225ZM227 139H228V138H227ZM258 139H259V138H258ZM260 139H261V138H260ZM15 140L18 142L17 138H16ZM21 140H22V139H21ZM45 140H44V141H45ZM75 140H76V139H75ZM82 140H83V139H82ZM82 140H81V141H82ZM84 140H85V139H84ZM84 140H83V141H84ZM93 140H94V139H93ZM121 140H123V139H122V138H121L120 140L118 139L117 142H119V141L122 142ZM138 140H139V139H138ZM149 140H150V139H149ZM149 140H147V141H149ZM159 140H160V138H159ZM159 140H158V141H159ZM195 140H196V139H195ZM195 140H194V141H195ZM208 140H209V138L207 139V141H208ZM211 140H214V139H211ZM242 140H240V141H242ZM250 140H251V139H250V137H249V141H250ZM3 141H4V140H3ZM7 141H9V140H7ZM40 141H42V140H40ZM83 141H82V142H83ZM174 141H175V140H173V142H174ZM192 141H193V139H192ZM194 141H193V142H194ZM202 141H203V140H202ZM202 141H201V142H202ZM209 141H210V140H209ZM235 141H236V140H235ZM262 141H263V140H262ZM4 142H5V141H4ZM12 142H13V141H12ZM19 142H20V141H19ZM19 142L17 143V145H19ZM23 142H24V141H21L20 143L24 144ZM34 142H35V141H34ZM34 142H29L28 145L31 144V143H33V145L35 146V143H36V142H35V143H34ZM48 142H49V139H48ZM78 142H80V141H78ZM140 142H141V141H140ZM150 142H151V141H150ZM168 142H169V141H168ZM171 142H172V141H171ZM176 142H177V144H178V139L176 140ZM183 142H184V141H183ZM183 142H182V143H183ZM205 142H206V141H205ZM217 142H218V141H217ZM231 142H232V141H231ZM231 142H230V143H231ZM247 142H248V141H247ZM247 142H246V143H247ZM253 142H256V141H253ZM260 142H261V140H260ZM5 143H6V142H5ZM7 143H9V142H7ZM15 143H16V142H15ZM37 143H38V142H37ZM44 143H47V141H45ZM66 143H68V142H66ZM90 143H91V142H90ZM134 143H135V142H134ZM151 143H152V142H151ZM158 143H159V142H158ZM163 143H164V142H163ZM169 143H170V142H169ZM194 143H197V142L195 141ZM206 143H207V142H206ZM250 143L253 144L252 142H250ZM250 143H249V144H250ZM39 144H40V143H39ZM51 144H53V143H51ZM56 144H57V143H56ZM62 144H63V143H62ZM78 144H79V143H78ZM83 144H84V143H83ZM125 144H126V143H125ZM138 144H139V143H138ZM165 144H166V142H165ZM180 144H181V143H180ZM184 144H185V143H184ZM187 144H188V143H187ZM197 144H198V143H197ZM203 144H204V143H203ZM203 144H202V145H203ZM211 144H212V143H211ZM213 144H214V142H213ZM213 144H212V145H213ZM226 144H227V143H226ZM232 144H233V143H232ZM17 145H16V146H17ZM24 145H25V144H24ZM28 145H27V146H28ZM36 145H38V144H36ZM43 145H44V144H43ZM49 145H50V144H49ZM86 145H88V144H86ZM90 145H91V144H90ZM191 145L194 146L195 144L193 145V144L191 143ZM198 145H199V144H198ZM206 145H207V144H206ZM215 145H216V144H215ZM239 145L242 146V145H245V144H241V143H240ZM247 145H248V144H247ZM8 146H9V145H8ZM16 146H15V147H16ZM31 146H32V145H31ZM34 146H33V147H34ZM51 146H53V145H51ZM55 146H56V145H55ZM65 146H67V144H66ZM84 146H85V145H84ZM84 146H83V147H84ZM151 146H152V145H151ZM153 146H154V145H153ZM153 146H152V147H153ZM155 146H156V145H155ZM155 146H154V147H155ZM158 146H159V145H158ZM181 146H182V145H181ZM188 146H190V145H187V146H185V147H186V148H189ZM200 146H201V145H200ZM249 146H250V145H249ZM254 146H255V145H254ZM12 147H13V146L11 145V148H12ZM57 147H58V146H57ZM59 147H61V146H59ZM83 147H82V148H83ZM93 147H94V146H93ZM156 147H157V146H156ZM159 147H160V146H159ZM190 147H191V146H190ZM203 147H204V146H203ZM213 147H214V146H213ZM215 147H216V148H217V147L219 148V145H218V146H215ZM221 147H222V146H221ZM221 147H220V148H221ZM233 147H234V145H233ZM239 147H240V146H239ZM251 147H252V146H251ZM263 147H264V146H263ZM1 148H2V147H1ZM8 148H10V146H9ZM13 148H14V147H13ZM16 148H17V147H16ZM22 148H23V147H22ZM39 148H40V147H39ZM39 148L36 149V150L39 151ZM44 148H45V147H44ZM48 148L50 149L49 146H48ZM77 148H78V147H77ZM113 148H114V147H113ZM117 148H118V147H117ZM137 148H138V147H137ZM137 148H136V149H137ZM139 148H142V147H139ZM143 148H144V147H143ZM143 148H142V149H143ZM147 148H148V147H147ZM204 148H205V147H204ZM207 148H208V150L210 151V149H209L208 146H207ZM220 148H219V149H220ZM231 148H232V147H231ZM253 148H254V147H252V149H253ZM258 148H259V145H258ZM19 149H20V148H19ZM23 149H24V148H23ZM27 149H28V151L30 150L29 147H27L26 150H27ZM49 149H48V150H49ZM91 149H92V148H91ZM111 149H112V148H111ZM118 149H119V148H118ZM144 149H145V148H144ZM144 149H143V150H144ZM152 149H153V148H152ZM211 149H212V147H211ZM233 149H234V148H233ZM241 149H242V148H241ZM252 149H251V150H252ZM13 150H14V149H13ZM33 150H34V148H33ZM36 150H35V151H36ZM40 150H42V149H40ZM45 150H46V149H45ZM56 150H57V149H56ZM56 150H55V151H56ZM133 150H135V149H133ZM202 150H203V148H202ZM214 150H215V149H214ZM242 150H243V149H242ZM253 150H255V149H253ZM257 150H258V149H257ZM257 150H256L255 152H257ZM261 150H262V149H261ZM24 151H25V149H24ZM49 151H50V150H49ZM49 151H47V153H48ZM59 151H60V150H59ZM61 151H62V150H61ZM61 151H60V153H61ZM66 151H67V150H66ZM72 151H74V149H73ZM86 151H87V150H86ZM161 151L163 152V150H161ZM212 151H213V149H212ZM224 151H225V150H224ZM224 151H222V152H223L222 154H224ZM229 151H231V150H229ZM235 151H236V153H237V152H240V150L237 151V149H234L233 153H234ZM245 151H246V150H243V152H245ZM247 151H248V150H247ZM0 152H1V151H0ZM7 152L10 153L11 151H7ZM18 152H19V151H18ZM32 152H33V151H32ZM39 152H41V151H39ZM39 152H38V153H39ZM44 152H46V151H44ZM130 152H131V151H130ZM136 152H137V151H136ZM145 152H148V151H145ZM150 152H151V154H152L153 151H150ZM168 152H169V151H168ZM180 152H181V151H180ZM191 152H192V151H191ZM218 152H219V151H218ZM241 152H242V151H241ZM262 152H263V151H262ZM5 153H6V152H5ZM5 153H4V155H6ZM16 153H17V152H16ZM23 153H24V152H23ZM36 153H37V152H36ZM36 153H35V154H36ZM60 153H59V155H60ZM66 153H68V151H67ZM96 153H97V152H96ZM96 153H95V154H96ZM121 153H122V152H121ZM134 153H135V152H134ZM142 153H143V152H142ZM158 153H159V152H158ZM160 153H161V152H160ZM160 153H159V154H160ZM166 153H167V152H166ZM200 153H201V150H200ZM210 153H211V151H210L209 153H207V154H210ZM219 153H220V152H219ZM233 153H232V154H233ZM236 153H235V154H236ZM2 154H3V153H2ZM10 154H11V153H10ZM20 154L22 155L21 152H20ZM24 154H25V153H24ZM31 154H32V153H30L28 156L31 157V156H32ZM35 154H33V156H34ZM69 154L72 155L73 152H70ZM125 154H126V153H125ZM128 154H129V153H128ZM132 154H133V153H132ZM138 154H139V153H138ZM154 154H155V153H154ZM159 154H158V155H159ZM170 154H171V153H170ZM170 154H169V155H170ZM207 154H206V155H207ZM237 154H238V153H237ZM246 154H247V153H246ZM4 155H3V156L1 155L0 157H3V158H4ZM21 155H20V156H21ZM51 155L54 156L53 153H52ZM55 155H56V154H55ZM104 155H105V154H104ZM115 155H116V154H115ZM149 155H150V153H149ZM160 155H161V154H160ZM172 155H173V154H172ZM181 155H182V156H185V154L183 155L182 152H181ZM206 155H205V156H206ZM218 155H219V154H218ZM225 155H227V154H225ZM228 155H229V154H228ZM253 155H254V154H253ZM26 156H27V154H26ZM26 156L24 155V156H22V157L24 158V157H26ZM28 156H27V157H28ZM41 156H42V155H41ZM57 156H58V155H57ZM57 156H56V157H57ZM60 156H61V155H60ZM60 156H59V157H60ZM63 156H64V155H63ZM73 156H75V155L73 154ZM73 156H72V157H73ZM102 156H103V155H102ZM111 156H112V155H111ZM155 156H156V155H155ZM176 156H177V155H176ZM187 156H188V155H187ZM194 156H196V155H194ZM194 156H193V157H194ZM199 156H200V154H199ZM201 156H202V155H201ZM205 156H204V157H205ZM229 156H230V155H229ZM256 156H257V155H256ZM18 157H19V156H18ZM45 157H46V156H45ZM48 157L50 158V156H48ZM112 157H113V156H112ZM112 157H110V158H112ZM178 157H179V156H178ZM185 157H186V156H185ZM185 157H184V159H185ZM193 157H192V158H193ZM207 157L209 158L208 155H207ZM207 157H206V158H207ZM212 157H214V155H213ZM221 157H222V156H221ZM221 157H220V158H221ZM239 157H240V155H239ZM244 157H245V156H244ZM244 157H243V159L246 158V157H245V158H244ZM251 157H252V156H251ZM261 157H262V155H261ZM12 158H13V154H12ZM31 158H32V157H31ZM31 158H30V159H31ZM42 158H43V157H42ZM49 158H48V159H49ZM68 158H69V155H68ZM78 158H79V157H78ZM78 158L76 159V161L78 160ZM100 158H101V156H100ZM162 158H163V157H162ZM162 158H161V159H162ZM194 158H195V157H194ZM196 158H197V157H196ZM208 158H207V159H208ZM220 158H219V159H220ZM223 158H224V157H223ZM226 158H227V157H226ZM232 158H234V157H232ZM256 158H257V157H256ZM258 158H259V157H258ZM7 159H8V158H7ZM7 159H6V160H7ZM10 159H11V158H10ZM17 159H18V158H17ZM25 159H27V158H25ZM25 159H24L23 161H25ZM40 159H41V158H40ZM40 159H38V160L41 161ZM50 159H51V158H50ZM50 159H49V160H50ZM60 159H62V158L60 157ZM69 159H70V158H69ZM72 159H73V158H72ZM82 159H83V158H82ZM84 159H86V157H84ZM123 159H125V158H123ZM132 159H133V158H132ZM186 159H187V157H186ZM198 159H199V158H198ZM202 159H203V158H202ZM204 159H205V158H204ZM209 159H210V158H209ZM216 159H218V158H216ZM216 159H215V160H216ZM221 159H222V158H221ZM224 159H225V158H224ZM227 159H228V158H227ZM230 159H231V157H230ZM261 159H262V158H261ZM261 159H260V160H261ZM11 160L13 161V159H11ZM11 160H10V162L12 163ZM15 160H16V157H15ZM38 160H37V157H36V162H35V163H37ZM65 160H66V159H65ZM74 160H75V159H74ZM104 160H105V159H104ZM109 160H110V159H109ZM109 160H108V158H107V161H109ZM191 160H192V159H191ZM193 160H194V159H193ZM200 160H201V159H200ZM231 160H232V159H231ZM235 160H236V159H235ZM250 160H251V159H250ZM252 160H253V159H252ZM21 161H22V160H21ZM23 161H22V162H23ZM27 161H28V160H27ZM27 161H25V162H27ZM33 161H34V160H33ZM42 161H43V160H42ZM67 161H68V159H67ZM71 161H72V160H71ZM71 161H70V162H71ZM80 161H81V160H80ZM159 161H160V160H159ZM169 161H170V160H169ZM171 161H172V160H171ZM171 161H170V162H171ZM182 161H184V160L182 159ZM182 161H181V162H182ZM188 161H190V160H187L186 162H188ZM227 161H228V160H227ZM233 161H234V160H233ZM246 161H248V160L246 159ZM258 161H259V160H258ZM262 161H263V160H262ZM262 161H261V162H262ZM2 162H3V159H2ZM2 162H1V163H2ZM5 162H7V161H4L3 163H5ZM15 162H16V161H15ZM15 162L13 163L14 165L16 164ZM18 162H19V161H18ZM70 162H69V163H70ZM81 162H83V160H82ZM97 162H98V161H97ZM100 162H102V161H100ZM105 162H106V161H105ZM105 162L103 161L104 164H105ZM130 162H131V161H130ZM184 162H185V161H184ZM209 162H210V160H209ZM213 162H215V161H213ZM225 162H226V161L224 160V163H225ZM240 162H241V161H240ZM240 162H239V164H240ZM251 162H252V161H251ZM251 162H249V163H251ZM1 163H0V164H1ZM11 163H9V164L12 165ZM23 163H24V162H23ZM28 163H29V161H28ZM30 163H32V160H31ZM43 163H44V162H43ZM43 163H42V164H43ZM45 163H46V162H45ZM64 163H65V162H64ZM64 163H63V164H64ZM67 163H68V162H67ZM139 163H140V162H139ZM145 163H146V162H144V164H145ZM188 163H190V162H188ZM188 163H187V164H188ZM215 163L217 164L218 161H216ZM229 163H230V160H229ZM262 163H263V162H262ZM262 163H261V165L264 164V163H263V164H262ZM5 164L8 165V168H9V164H7V163H5ZM37 164H38V163H37ZM42 164H41V165H42ZM56 164L58 165V162H57ZM70 164H71V163H70ZM74 164H75V163H74ZM76 164H77V163H76ZM79 164H80V163H79ZM94 164H95V163H94ZM142 164H143V161H142ZM163 164H164V162H163ZM170 164H172V163H170ZM181 164H183V163H181ZM196 164H197V163H196ZM196 164H194V165L196 166V169H198V168H197L198 165H196ZM200 164H201V163H200ZM216 164H215V165H216ZM225 164H226V163H225ZM232 164H233V162H232ZM14 165H12V166H14ZM31 165H32V164H31ZM80 165H81V164H80ZM85 165H86V164H85ZM99 165H100V164H98L97 166H99ZM172 165H173V164H172ZM172 165H171V166H172ZM188 165H190V164H188ZM218 165H219V164H218ZM218 165H217V166H218ZM221 165H222V164H221ZM251 165H252V164H251ZM3 166H4L3 164H2V167H1V165H0V167H1L0 169L4 168ZM20 166H22L21 163H20ZM23 166H25V164H24ZM28 166H29V165H28ZM36 166H37V165H35V167H36ZM38 166H39V165H38ZM54 166H55V165H54ZM58 166H59V165H58ZM68 166H69V164H68ZM68 166H67V167H68ZM143 166H144V165H143ZM180 166H181V165H180ZM190 166H191V165H190ZM227 166H228V167H231V164H230V165H227ZM234 166H235V165H234ZM240 166H241V165H240ZM5 167H6V166H5ZM18 167H19V166H18ZM30 167H31V166H30ZM51 167H52V166H51ZM60 167H61V166H60ZM60 167H59V171L61 170ZM75 167H76V166H75ZM78 167H79V166H78ZM84 167H85V166H84ZM84 167H83V168H84ZM172 167H173V166H172ZM191 167L194 168V166H191ZM218 167H219V166H218ZM223 167H224V166H223ZM10 168H11V167H10ZM21 168H22V167H21ZM33 168H34V167H33ZM33 168H32V169H33ZM37 168H41V167H37ZM54 168H55V167H54ZM61 168L63 169V167H61ZM92 168H93V167H92ZM99 168H100V167H99ZM129 168H130V167H129ZM139 168H140V166H139ZM178 168H179V167H178ZM209 168H210V167H209ZM226 168H227V167H226ZM239 168H240V167H239ZM241 168H242V170H243V167H241ZM246 168H247V167H246ZM246 168H245V169H246ZM4 169H7V168H4ZM12 169H13V168H12ZM15 169H16V168H14V170H15ZM88 169H89V168H88ZM117 169H118V168H117ZM122 169H123V168H122ZM170 169H171V168H170ZM196 169H195L194 171H196ZM228 169H229V168H228ZM228 169H227V170H228ZM231 169H232V168H231ZM231 169H230L229 171H232V170H233V169H232V170H231ZM234 169H236V168H234ZM249 169H250V168H249ZM261 169H262V167H261ZM263 169H264V168H263ZM9 170H11V169H9ZM9 170L7 169V171H9ZM20 170H22V169H20ZM20 170H19V171H20ZM24 170H25V172H27L28 169L26 170V169L24 168ZM29 170H30V169H29ZM35 170H36V169H35ZM35 170H34V171H35ZM39 170H40V169H39ZM41 170H44V168L42 167ZM51 170H52V169H51ZM57 170H58V169H57ZM69 170H70V171H73V170H71V169H69ZM69 170H66V171L69 172ZM89 170H90V169H89ZM118 170H119V169H118ZM173 170H174V169H173ZM175 170H176V169H175ZM201 170H203V169H201ZM210 170L212 171V169H210ZM236 170H237V169H236ZM236 170H234V171H236ZM255 170H256V169H255ZM7 171H5V172H7ZM16 171H18V168H17ZM16 171H15V172H16ZM19 171H18V172H19ZM31 171H32V172H31ZM31 171H30V172H27V173H33V170H31ZM46 171H47V170H46ZM49 171H50V170H49ZM54 171H55V170H54ZM62 171H63V170H62ZM64 171H65V170H64ZM92 171H93V170H92ZM95 171H97V170H95ZM120 171H121V170H120ZM191 171L193 172L192 169H191ZM191 171H189V173L192 174ZM234 171H233V174L235 173ZM240 171H241V170H240ZM243 171H244V170H243ZM248 171H249V170H248ZM258 171L261 172V170H258ZM263 171H264V170H263ZM263 171H262V173H264ZM11 172H12V170L10 171V175H11ZM20 172H22V174L24 175V172H23V171H20ZM20 172H19V173H20ZM52 172H53V171H52ZM73 172H76V171L74 170ZM212 172H213V171H212ZM216 172L219 173L220 171H216ZM226 172H227V171H226ZM252 172L254 173V171H252ZM7 173H9V172H7ZM50 173H51V172H50ZM84 173H85V172H84ZM88 173H89V172H88ZM88 173H87V174H88ZM102 173H103V172H102ZM102 173H101V174H102ZM105 173H107V172H105ZM109 173H110V172H109ZM205 173H206V172H205ZM208 173H209V172H208ZM213 173H215V171H214ZM218 173H216V175H217ZM227 173H229V172H227ZM239 173H240V172H239ZM245 173H247V172H245ZM245 173H242V174L244 175ZM248 173H250V171H249ZM255 173H259V172L256 171ZM4 174H5V173H4ZM20 174H21V173H20ZM60 174H61V173H60ZM62 174H63V173H62ZM62 174H61V175H62ZM90 174H91V173H90ZM123 174H124V172H123ZM126 174H128V173H126ZM165 174H166V178H167V177H168V176H167V173L165 172ZM165 174H164V175H165ZM184 174H185V173H184ZM196 174H197V172H196ZM219 174H220V173H219ZM219 174H218V175H219ZM231 174H232V173H231ZM242 174H238V175L241 177ZM251 174H252V173H251ZM1 175H2V172H1ZM10 175L7 174V176H10ZM23 175H22V177H23ZM42 175H43V174H42ZM42 175H41V176H42ZM51 175H53V174H51ZM58 175H59V174H58ZM63 175H64V174H63ZM67 175H68V174H67ZM77 175H80V176H81V172H80V174L78 173ZM107 175H108V174H107ZM109 175H110V174H109ZM124 175H125V174H124ZM137 175H139V174H137ZM178 175H179V174H177V175L175 174V176H178ZM199 175H200V174H199ZM202 175H203V174H202ZM205 175H206V174H205ZM210 175H211V174H210ZM214 175H215V174H214ZM229 175H230V174H229ZM247 175H248V174H247ZM247 175H246V176H247ZM258 175H259V174H258ZM260 175H261V173H260ZM15 176H18V175H15ZM26 176H27V175L25 174L24 179L26 178L27 180H24V181H27V182H28V179H29V178H27L28 176H27V177H26ZM46 176L49 177L50 175H46ZM56 176H57V175H56ZM69 176H70V175H69ZM69 176H68V177H69ZM80 176H78V177H80ZM82 176H83V175H82ZM104 176H105V175H104ZM110 176H111V175H110ZM152 176H153V175H152ZM152 176H151V177H152ZM155 176H156V175H155ZM155 176H153V177H155ZM169 176H170V174H169ZM189 176H190V175H189ZM189 176H188V177H189ZM200 176H201V175H200ZM207 176H208V174H207ZM219 176H221V175H219ZM226 176H227V175H226ZM232 176H233V175H232ZM39 177H40V176H39ZM43 177H44V176H43ZM54 177H55V176H54ZM59 177H60V175H59ZM66 177H67V176H66ZM70 177H71V176H70ZM76 177H77V176H76ZM178 177H179V176H178ZM186 177H187V176H185V178H186ZM208 177H209V176H208ZM228 177H229V176H228ZM244 177H245V175H244ZM244 177H243V178H244ZM256 177H257V176H256ZM15 178H16V177H15ZM15 178H14V179H15ZM32 178H33V177H31L30 179H32ZM44 178H45V177H44ZM51 178H52V177H51ZM56 178H57V177H56ZM72 178H73V176H72ZM87 178H88V177H87ZM92 178H93V177H92ZM109 178H110V177H109ZM112 178H113V176H112ZM131 178H132V176H131ZM131 178H130V179H131ZM137 178H138V177H137ZM161 178L163 179L164 176H162ZM171 178H172V177H171ZM176 178H177V177H176ZM179 178H180V177H179ZM185 178H182V179H185ZM201 178H202V177H201ZM201 178H200V179H201ZM211 178H212V176H211ZM218 178H219V177H218ZM220 178H221V177H220ZM248 178H250V177H248ZM248 178H247V179H248ZM252 178H253V176H252ZM258 178H259V180H261L263 177L261 176V179H260V177L258 176ZM3 179H4V181L6 182L5 178H3ZM7 179H8V178H7ZM19 179L21 180V178H19ZM19 179H18V180H19ZM38 179H39V178H37V182H38ZM53 179H55V178H53ZM53 179H52V180H53ZM57 179H59V178H57ZM60 179H63V178L61 177ZM70 179H71V178H70ZM127 179H129V178H127ZM132 179H134V178H132ZM182 179H181V180H182ZM202 179H204V178H202ZM205 179H206V178H205ZM207 179H208V178H207ZM214 179H216V177H215ZM244 179H245V178H244ZM16 180H17V179H16ZM20 180H19V181H20ZM39 180H40V179H39ZM45 180H46V179H45ZM71 180H72V179H71ZM82 180H84V177H83ZM90 180H91V179H90ZM101 180H102V178H101ZM112 180H113V179H112ZM135 180H137V179H135ZM164 180H165V179H164ZM175 180H176V179H175ZM177 180H178V179H177ZM212 180H213V178H212ZM257 180H258V179H257ZM8 181H9V179H8ZM11 181H12V180H11ZM11 181H10V182H11ZM14 181H15V180H13L12 182H14ZM31 181H32V180H31ZM34 181H35V180H34ZM34 181H33V182H34ZM41 181H42V180H41ZM57 181H59V180H57ZM60 181H61V180H60ZM84 181H85V180H84ZM97 181H98V180H97ZM127 181H129V180H127ZM132 181H133V180H132ZM178 181H180V180H178ZM197 181H199V180L197 179ZM197 181H196V180L194 181L195 184H194V182L191 183L192 181L189 182V183H191V186H192V184H193V185H196V184H199V185H200V183H199L200 181H199L198 183H197ZM207 181H208V180H207ZM209 181H210V180H209ZM228 181H229V180H228ZM231 181L234 182L235 179H234V181H233V180H231ZM250 181H251V180H250ZM254 181H255V180H254ZM27 182H26V184H27ZM29 182H30V181H29ZM29 182H28V183H29ZM33 182H32V184H33ZM35 182H36V181H35ZM52 182H54V180H53ZM55 182H56V180H55ZM66 182H68V180H67ZM69 182H70V181H69ZM76 182H77V181H76ZM81 182H82V181H81ZM88 182H89V181H88ZM176 182H177V181H176ZM180 182H181V181H180ZM201 182H202V181H201ZM223 182H224V181H223ZM237 182H238V181H237ZM242 182H243V181H242ZM244 182H246V181H244ZM252 182H253V179H252ZM252 182H251V183H252ZM256 182H257V181H256ZM8 183H9V182H8ZM30 183H31V182H30ZM83 183H84V182H83ZM121 183H122V182H121ZM124 183H127V182H124ZM128 183H129V182H128ZM149 183H150V182H149ZM187 183H188V182H187ZM202 183H203V182H202ZM217 183H218V182H217ZM219 183H220V182H219ZM225 183H226V182H225ZM247 183H248V182H247ZM257 183H260V181L257 182ZM1 184H2V183H1ZM3 184H4V183H3ZM10 184H11V183H10ZM10 184H9V185H10ZM14 184H15V183H14ZM14 184H12V185H14ZM18 184H21V183L18 182ZM22 184H23V181H22ZM22 184H21V185H22ZM24 184H25V182H24ZM26 184H25V185H26ZM40 184H41V186H42V183H40ZM40 184H39V186H40ZM48 184H49V183H48ZM51 184H53V183H51ZM64 184H65V183H64ZM78 184H79V183H78ZM80 184H81V183H80ZM102 184H103V183H102ZM144 184H145V183H144ZM205 184H206V183H205ZM205 184H204V185H205ZM213 184H215V186L218 185V184H216L215 181H214ZM222 184H223V183H222ZM229 184H230V183H229ZM232 184H233V183H232ZM260 184H261V183H260ZM12 185H11V187H12ZM15 185H16V184H15ZM49 185H50V184H49ZM59 185H60V183H59ZM61 185H62V184H61ZM81 185H82V184H81ZM120 185H121V184H120ZM140 185H141V184H140ZM146 185L148 186L149 184L147 183ZM170 185H172V184H170ZM208 185H210V184H208ZM208 185H206L205 187H207ZM211 185H212V184H211ZM255 185H256V186H259V184H255ZM1 186H4V185H1ZM7 186H8V184L6 185V187H7ZM18 186H19V185H18ZM39 186H38V187H39ZM41 186H40V187H41ZM53 186H54V185H53ZM53 186H52L51 188H53ZM62 186H64V185H62ZM74 186H75V185H74ZM77 186H78V185H77ZM83 186H84V185H83ZM87 186H88V185H87ZM89 186H91V185H89ZM121 186H122V185H121ZM125 186H126V185H125ZM141 186H142V185H141ZM156 186H157V185H156ZM163 186H164V185H163ZM163 186H162V187H163ZM166 186H167V185H166ZM166 186H164V188H166ZM172 186L174 187V185H172ZM201 186H202V185H201ZM201 186H199V188H200ZM215 186H214V187H215ZM221 186H223V185H221ZM226 186L228 187V183H227ZM230 186H231V185H230ZM234 186H235V185H234ZM239 186H240V185H239ZM241 186H242V185H241ZM241 186H240V187H241ZM245 186H246V184H245ZM253 186H254V185H252V184L249 185V187H253ZM11 187H10V188H11ZM22 187H23V186H22ZM46 187H47V184H46ZM65 187H66V186H65ZM69 187H70V186H69ZM69 187H68V188H69ZM101 187H102V186H101ZM101 187H100V188H101ZM188 187H189V186H188ZM194 187H195V186H194ZM208 187H209V186H208ZM208 187L206 188V190H208V189L210 190V188H208ZM214 187H213L212 190H213V192L215 193V192H216V191H215L216 189H215ZM216 187H217V189H218V187L220 188V185H218V186H216ZM231 187H232V186H231ZM260 187H261V186H260ZM10 188H8V189L10 190ZM27 188H28V187H27ZM27 188H25V186H24V188H23L24 190H23L22 188L20 189V187H19V189H20V190H23V191H25ZM33 188H34V187H33ZM44 188H45V187H44ZM56 188H60V187H56ZM79 188H80V187H79ZM79 188H77V189H78V192L80 191ZM82 188H83V187H82ZM91 188H92V187H91ZM100 188H99V189H100ZM144 188H145V187H144ZM153 188H154V187H153ZM156 188H157V187H156ZM159 188H160V187H159ZM164 188H162V189H164ZM174 188H175V187H174ZM176 188H177V187H176ZM176 188H175L174 190H176ZM178 188H179V187H178ZM211 188H212V187H211ZM221 188H223V187H221ZM224 188H225V187H224ZM241 188H242V187H241ZM253 188H255V187H253ZM3 189H5V188L3 187ZM13 189H14V188H13ZM19 189H18V190H19ZM42 189H43V188H42ZM45 189H46V188H45ZM49 189H50V188H49ZM49 189H48V190H49ZM65 189H67V188H65ZM83 189H84V188H83ZM115 189H116V188H114V190H115ZM190 189H191V188H190ZM190 189H189V190H190ZM192 189H195V188L192 187ZM203 189H204V188H203ZM236 189H237V188H236ZM238 189H239V188H238ZM238 189H237V190H238ZM244 189H245V188H244ZM250 189H251V188H249V190H250ZM262 189H263V188H262ZM262 189H260V191H261ZM18 190L16 191L17 193H18ZM61 190H63V189H61ZM67 190H68V189H67ZM69 190H70V189H69ZM75 190H76V189H75ZM96 190H98V189L96 188ZM199 190H200V189H199ZM199 190H197V191H199ZM204 190H205V189H204ZM204 190H202V191H204ZM224 190H225V189H224ZM233 190H234V189H233ZM247 190H248V188H247ZM247 190H245V191L247 192ZM249 190H248V192H249ZM254 190H255V189H254ZM1 191H2V189H1ZM1 191H0V195H1L0 197H1V198H4V197H2L3 194H1V193H3V191H5V190H3L2 192H1ZM11 191H13L14 194H16L14 190H11ZM11 191H10V192H11ZM29 191H30V190H29ZM36 191H37V190H36ZM40 191H41V190H40ZM40 191H39V193H40ZM42 191H44V190H42ZM53 191H55V190H53ZM58 191L60 192V190H58ZM76 191H77V190H76ZM76 191H74V192H76ZM81 191H82V189H81ZM81 191H80V193H83V192H81ZM90 191H91V190H90ZM90 191H89V192H90ZM122 191H123V190H122ZM135 191H136V189H135ZM137 191H138V190H137ZM148 191H149V190H148ZM179 191H180V190H179ZM186 191H187V190H186ZM186 191H184V192H186ZM192 191H193V190H192ZM222 191H223V190H222ZM235 191H236V190H235ZM243 191H244V190H243ZM243 191H242V192H243ZM252 191H253V189H252ZM255 191H256V190H255ZM5 192H6V191H5ZM44 192H46V191H44ZM44 192H43V193H44ZM47 192H48V191H47ZM51 192H52V191H51ZM51 192L49 191L48 193L52 194ZM67 192H68V191H67ZM67 192H65V193H67ZM69 192H71V191H69ZM99 192H100V191H99ZM99 192H98V193H99ZM105 192H106V191H105ZM108 192H109V191H108ZM119 192H120V191H119ZM127 192H129V190H128ZM127 192H126V193H127ZM132 192H133V190H132ZM138 192L141 193L140 190H139ZM138 192H137V193H138ZM142 192H143V191H142ZM145 192H146V191H145ZM182 192H183V191H182ZM182 192H181V193H182ZM218 192H220V190H218ZM232 192H233V191H232ZM238 192H239V191H238ZM246 192H245V193H246ZM22 193H23V192H22ZM26 193H27V192H26ZM32 193H33V192H32ZM32 193H30V194H31V195H34L35 192H34L33 194H32ZM39 193H38V194H39ZM55 193H56V192H55ZM129 193H130V192H129ZM140 193H139V194H140ZM160 193H161V192H160ZM204 193H205V191H204ZM206 193H208V192H206ZM234 193H235V192H234ZM253 193H254V192H253ZM20 194H21V193H20ZM20 194L18 193L19 196H20ZM40 194H41V193H40ZM50 194H49V198L51 199V197H50L51 195H50ZM61 194H62V193H61ZM70 194H72V193H70ZM73 194H74V193H73ZM118 194H119V193H118ZM142 194H144V192H143ZM146 194H147V193H146ZM157 194H159V193H157ZM198 194H199V193H198ZM219 194H220V193H219ZM219 194H217V192H216V194H215V195H216V198H217V195H219ZM249 194H251V193H249ZM249 194L247 195V193H246V197H248ZM261 194H262V193H261ZM263 194H264V193H263ZM7 195H8V194H7ZM9 195H10V194H9ZM16 195H17V194H16ZM21 195H22V194H21ZM31 195H30V196H31ZM54 195H55V194H54ZM77 195H78V194H77ZM77 195H76V196H77ZM88 195H89V194H88ZM91 195H92V194H91ZM111 195H112V194H111ZM111 195H110V196H111ZM129 195H130V194H129ZM131 195H132V194H131ZM150 195H152V194L150 193ZM167 195H169V194H167ZM167 195H166V196H167ZM203 195H204V194H203ZM205 195H206V194H205ZM205 195H204V196H205ZM234 195H235V194H234ZM236 195H238V194H236ZM241 195L243 196V193H242ZM251 195H252V194H251ZM251 195H250V196H251ZM255 195H256V194H254V196H255ZM25 196H27V194H24V197H25ZM45 196H46V195H45ZM47 196H48V195H47ZM47 196H46V198H47ZM156 196H158V195H156ZM156 196L153 197V198H156ZM164 196H165V195H164ZM179 196H180V195H179ZM206 196H208V195H206ZM262 196H263V195H262ZM11 197H12V195H11ZM11 197H10V198H11ZM16 197H17V196H16ZM42 197H43V196H42ZM52 197H53V196H52ZM56 197H57V196H56ZM61 197H62V196H61ZM63 197H64V196H63ZM100 197H104V196L101 195ZM120 197H121V195H120ZM170 197L172 198L173 196L170 194ZM180 197H181V196H180ZM196 197H197V196H196ZM198 197L200 198V195H199ZM212 197L214 198L215 196H212ZM218 197H219V196H218ZM243 197H244V196H243ZM10 198H9V199H10ZM12 198H13V197H12ZM32 198H34V197H32ZM37 198H39V197H37ZM44 198H45V197H44ZM79 198H80V197H78V199H79ZM85 198H86V197H85ZM95 198H97V197L95 196ZM118 198H119V197H118ZM125 198H128V197H125ZM130 198H132V196H131ZM171 198H170V199H171ZM173 198H174V197H173ZM175 198H176V197H175ZM202 198H203V196H202ZM209 198H210V197H209ZM209 198L206 199V200L209 201V200L212 199V198H211V199H209ZM219 198H220V197H219ZM224 198H225V197H223V199H224ZM227 198H228V197H227ZM235 198H236V196H235ZM244 198H245V197H244ZM15 199H16V198H15ZM18 199H19V198H18ZM25 199L27 200V197L24 198V200H25ZM53 199H55V198H53ZM53 199H52V200H53ZM98 199H99V198H98ZM142 199H143V198H142ZM142 199H141L140 201H142ZM217 199H218V198H217ZM223 199H222L221 201H223ZM236 199H237V198H236ZM1 200L3 201V199H1ZM26 200H25V201H26ZM39 200H40V198H39ZM55 200H56V199H55ZM75 200H76V199H75ZM116 200H117V199H116ZM150 200H151V199H149V201H150ZM155 200H157V198H156ZM160 200L163 202L162 198H161ZM160 200H159V201H160ZM175 200H177V199H175ZM175 200H171V202H172V201H175ZM183 200H184V199H183ZM185 200H188V199H185ZM202 200H203V199H202ZM224 200H225V199H224ZM243 200H244V199H243ZM250 200H251V199H250ZM257 200H258V199H257ZM6 201H7V198H6ZM10 201L13 202V200H10ZM19 201H22V200L20 199ZM37 201H38V200H37ZM45 201H46V200H45ZM49 201H51V200H49ZM53 201H54V200H53ZM84 201L86 202V199H85ZM94 201H95V204H96V199H95ZM112 201H114V200H112ZM112 201H111V202H112ZM145 201H148V200H146V198H145ZM157 201H158V200H157ZM166 201H167V200H166ZM189 201H190V200H189ZM204 201H205V200H204ZM211 201H212V202H215V204L212 203L213 205H217V204H216V201H217V200H214V201L211 200ZM218 201H220V200H218ZM218 201H217V202H218ZM246 201H248V199H246ZM258 201H259V200H258ZM260 201H261V200H260ZM0 202H1V201H0ZM16 202H18V201H16ZM40 202H42V201H40ZM40 202H39V203H40ZM64 202H65V201H64ZM82 202H83V201H82ZM98 202L100 203V201H98ZM98 202H97V203H98ZM116 202H118V201H116ZM116 202H115V203H116ZM119 202H120V201H119ZM119 202H118V203H119ZM127 202H128V201H127ZM132 202H133V201H132ZM137 202H138V201H137ZM153 202H154V201L152 200V203H153ZM184 202L187 203V201H184ZM184 202H183V203H184ZM202 202H203V201H202ZM205 202H206V201H205ZM225 202H226V200H225ZM262 202H263V200H262ZM22 203H23V201H22ZM33 203H34V201H33ZM42 203H43V202H42ZM89 203H91V202H89ZM129 203H130V202H129ZM129 203H128V204H129ZM134 203H136V202H134ZM140 203H141V202H140ZM154 203H155V202H154ZM154 203H153V204H154ZM156 203H157V202H156ZM172 203H173V202H172ZM179 203H180V202H179ZM190 203H191V202H190ZM219 203H220V202H219ZM219 203H218V204H219ZM238 203H239V202H237V206H238ZM240 203H241V202H240ZM246 203H247V202H246ZM253 203H255V202H253ZM5 204H6V202H5ZM8 204H10V203H8ZM14 204H15V203H14ZM18 204H19V203H18ZM24 204H25V203H24ZM28 204H29V203H28ZM31 204H32V203H31ZM40 204H41V203H40ZM67 204H68V203H67ZM80 204H81V203H80ZM113 204H114V203H113ZM113 204H112V206H113ZM131 204H132V203H131ZM150 204H151V203H150ZM150 204H149V205H150ZM161 204H162V203H161ZM169 204H170V203H169ZM169 204H168V205H169ZM206 204H207V203H206ZM206 204H205V205H206ZM243 204H244V203H243ZM259 204H260V203H259ZM12 205H13V204H12ZM12 205H10V206H12ZM16 205H17V204H16ZM59 205L61 206L62 204H59ZM59 205H58V206H59ZM65 205H66V204H65ZM81 205H82V204H81ZM84 205H85V203H84ZM109 205H110V203H109ZM120 205H122V204H120ZM138 205H139V204H138ZM149 205H148V207H149ZM151 205H152V204H151ZM155 205H156V204H155ZM155 205H154V206H155ZM178 205H179V204H178ZM183 205H185V204H182V207H183ZM187 205L189 206L188 203H187ZM187 205H186V206H187ZM209 205L211 206V204H209ZM219 205H220V204H219ZM228 205H229V204H228ZM230 205H231V204H230ZM234 205H235V204H234ZM240 205H241V204H240ZM240 205H239V206H240ZM39 206H40V205H39ZM42 206H43V205H42ZM52 206H53V205H51V207H52ZM54 206H55V205H54ZM54 206H53V207H54ZM60 206H59V207H60ZM76 206H77V205H76ZM78 206H79V205H78ZM78 206H77V207H78ZM127 206H129V205H127ZM139 206H140V205H139ZM159 206H161V205H159ZM192 206H193V205H192ZM210 206H209V208H210ZM222 206H223V205H222ZM225 206H226V204L224 205V207H225ZM251 206L253 207V205H251ZM256 206L258 207V205H256ZM3 207H4V208H3ZM3 207H1L0 210H1L2 208L5 209L6 206L4 205ZM17 207H19V205H18ZM47 207H48V206H46L45 209H46ZM56 207H57V206H56ZM56 207H55V209H57ZM59 207H58V208H59ZM65 207H66V206H65ZM102 207H103V206H102ZM102 207H101V208H102ZM125 207H126V206H125ZM132 207H134V206H132ZM132 207L130 208V211H131ZM141 207H142V206H141ZM184 207H185V206H184ZM184 207H183V208H184ZM205 207H206V206H205ZM219 207H220V206H219ZM224 207H223V208H224ZM229 207H230V206H229ZM229 207H228V208H229ZM242 207H243V206H242ZM245 207H246V206H245ZM254 207H255V206H254ZM6 208H7V207H6ZM26 208H27V209H25V210H28V208H30V206H29V207L26 206ZM38 208H39V207H38ZM38 208H37V209H38ZM61 208H63V207H61ZM61 208H60V209H61ZM81 208H82V207H81ZM106 208H107V207H106ZM115 208H116V207H115ZM144 208H145V207H144ZM150 208H151V207H150ZM152 208H153V207H152ZM167 208H168V207H167ZM174 208H175V206H174ZM183 208L180 207L179 209H181V211H182ZM186 208H187V207H186ZM188 208H190V210L193 211L191 207H188ZM188 208H187V209H188ZM194 208H195V207H193V209H194ZM209 208H207V209H209ZM211 208H213V207H211ZM214 208H215V206H214ZM226 208H227V206H226ZM239 208L241 209V206H240ZM247 208H249V207H247ZM247 208H246V209H247ZM260 208H261V206L259 207V209H260ZM8 209H10L9 211H12L11 208H8ZM13 209H14V208H13ZM31 209H32V208H31ZM34 209H35V208H34ZM48 209H49V208H48ZM48 209H47V210H48ZM60 209H59V210H60ZM85 209H86V207H85ZM92 209H93V208H92ZM102 209H103V208H102ZM110 209H111V208H110ZM133 209H134V208H133ZM160 209H161V208H160ZM195 209H196V208H195ZM199 209H200V208H199ZM207 209L205 208V210H207ZM220 209H222V208H219L218 211H219V212H220V211L223 212V210H220ZM240 209H239V212L241 213ZM243 209H244V208H243ZM256 209H257V208H256ZM5 210H7V209H5ZM19 210H20V209H19ZM23 210H24V209H23ZM104 210H105V208H104ZM117 210H118V209H117ZM120 210H122V209H120ZM147 210H148V209H147ZM147 210H145V211H147ZM153 210H154V208H153ZM166 210H168V209H166ZM183 210H184V209H183ZM197 210H198V209H197ZM205 210L203 209L202 211H205ZM211 210H213V209H211ZM211 210H210V211H211ZM226 210H227V209H226ZM226 210H225V211H226ZM236 210H237V209H236ZM241 210H242V209H241ZM248 210H253V209H248ZM248 210H247V211H248ZM17 211H18V210H16V212H17ZM35 211H36V209H35ZM35 211H34V213H35ZM39 211H40V210H39ZM42 211H43V210H42ZM52 211H54V210H52ZM52 211H51V213H52ZM56 211H57V210H56ZM130 211H129V212H130ZM151 211H152V210H150V212H151ZM156 211H157V210H156ZM185 211H186V210H185ZM207 211H208V210H207ZM243 211H244V210H243ZM253 211H254V210H253ZM263 211H264V209L262 210V212H263ZM18 212H19V211H18ZM18 212H17V213H18ZM21 212H23V211L21 210ZM93 212H94V211H93ZM112 212H113V211H112ZM123 212H124V211H123ZM131 212H132V211H131ZM152 212H153V211H152ZM152 212H151V213H152ZM158 212H159V211H157V213H158ZM166 212H168V211H166ZM170 212H171V211H170ZM172 212H173V211H172ZM183 212H184V211H183ZM183 212H182V213H183ZM186 212H187V211H186ZM208 212H209V211H208ZM219 212H217V213H219ZM235 212L238 213V211H235ZM258 212H259V211H258ZM4 213H6V214H7V213H10V214H11V212H5V211H4ZM17 213H16V214H17ZM28 213H29V212H28ZM36 213H37V211H36ZM42 213H43V212H42ZM45 213H46V212H44V214H45ZM53 213H54V212H53ZM53 213H52V215H53ZM56 213H57L58 215H60L59 212H56ZM87 213H89V212L87 211ZM90 213H91V212H90ZM99 213H100V212H99ZM108 213H109V212H108ZM110 213H111V212H110ZM117 213H118V212H117ZM119 213H120V212H119ZM124 213H125V212H124ZM138 213H139V212H138ZM157 213H156V215H157ZM179 213H180V212H179ZM211 213H213V211H211ZM215 213H216V212H215ZM263 213H264V212H263ZM6 214H5V215H6ZM40 214H41V213H40ZM46 214H47V213H46ZM46 214H45V215H46ZM57 214H56V216H58ZM91 214H92V213H91ZM139 214H140V213H139ZM141 214H142V213H141ZM149 214H150V213H149ZM153 214H154V213H153ZM175 214H176V213H175ZM175 214H174V218H175ZM192 214H193V213H192ZM192 214H191V215H192ZM220 214L222 215V213H220ZM233 214H234V213H233ZM246 214H247V213H246ZM249 214H250V215L252 214V216H253V213H252V212H250ZM255 214H256V213H255ZM255 214H254V215H255ZM258 214H259V213H258ZM12 215L14 216L15 214H11V216H12ZM32 215H33V214H32ZM36 215H37V214H36ZM48 215H49V214H47L46 216H48ZM63 215H64V214H63ZM70 215H71V214H70ZM74 215H75V214H74ZM85 215L87 216V214H85ZM100 215H101V213H100ZM100 215H99V216H100ZM112 215H114V214H112ZM142 215H143V214H142ZM142 215H139V216H142ZM150 215H151V214H150ZM195 215H196V214H195ZM230 215H231V214H230ZM235 215H236V213H235ZM235 215H234V216H235ZM243 215H244V214H242V216H243ZM19 216H20V213H19ZM29 216H30V214L28 215V217H29ZM37 216H38V215H37ZM37 216H36V217H37ZM40 216H41V215H40ZM46 216H45V217H46ZM49 216H50V215H49ZM99 216H98V217H99ZM117 216H119V214H117ZM123 216L125 217L126 215H123ZM139 216H138V218H140ZM144 216H145V213H144L143 217H144ZM146 216H147V215H146ZM153 216H155V215H153ZM166 216H167V215H166ZM187 216H189V215H187ZM187 216H186V217H187ZM196 216H197V215H196ZM196 216H195V217H196ZM198 216H199V213H198ZM200 216H201V215H200ZM218 216H219V215H218ZM222 216H223L222 218H225L227 215L225 216V215H224V212H223V215H222ZM224 216H225V217H224ZM228 216H229V215H228ZM231 216H233V215H231ZM236 216H237V215H236ZM244 216H245V215H244ZM244 216H243V217H244ZM255 216H256V215H255ZM4 217H5V216H4ZM15 217H17V216L15 215ZM28 217H27V218H28ZM43 217H44V216H43ZM104 217H105V216H104ZM104 217H103V218H104ZM114 217H115V216H114ZM131 217H132V214H131ZM147 217H150V216H147ZM147 217H146V218H147ZM156 217H157V216H156ZM178 217H179V216H178ZM195 217H194V220H193V221H195ZM213 217H214V216H213ZM215 217H216V216H215ZM229 217H230V216H229ZM243 217H242V218H243ZM246 217H247V216H246ZM246 217H245V219H246ZM2 218H3V217H2ZM2 218H0V219H2ZM5 218H7V217H5ZM5 218H3V219H5ZM8 218H9V217H8ZM10 218H11V217H10ZM10 218H9V219H10ZM29 218H30V217H29ZM31 218H32V217H31ZM48 218H49V217H48ZM53 218H54V216H53ZM56 218H57V217H56ZM96 218H97V216L95 217V219H96ZM116 218H117V217H116ZM116 218H115V219H116ZM153 218H154V217H153ZM169 218H170V216H169ZM176 218H177V217H176ZM187 218H188V217H187ZM199 218H200V217H199ZM218 218H219V217H218ZM222 218H221L220 220H222ZM236 218H237V217H236ZM255 218H256V217H255ZM258 218H259V216H258ZM44 219H45V218H44ZM46 219H47V218H46ZM78 219H79V218H78ZM104 219H105V218H104ZM108 219H109V218H108ZM140 219H141V218H140ZM151 219H152V217H150V220H151ZM154 219H158V218H154ZM165 219H167V218H165ZM184 219H185V218H184ZM189 219H190V218H189ZM192 219H193V218H192ZM209 219H210V218H209ZM209 219H208V221H210ZM215 219H216V218H215ZM225 219L228 220V218H225ZM239 219H240V218H239ZM260 219H261V217H260ZM16 220H18V219L16 218ZM16 220H15V221H16ZM24 220H25V219H24ZM101 220H103L102 217H101ZM110 220H111V219H110ZM119 220H120V219H119ZM127 220H128V219H127ZM134 220H135V219H134ZM142 220H143V219H141L140 221H142ZM144 220H145V219H144ZM163 220H164V219H163ZM172 220H173V218H172ZM172 220H171V223H172ZM181 220H182V219H181ZM181 220H179V221H181ZM196 220H198L197 217H196ZM223 220H224V219H223ZM229 220H230V219H229ZM250 220H251V219H250ZM254 220H255V219H254ZM1 221H2V220H1ZM9 221H11V220H9ZM154 221L156 222V220H154ZM164 221H165V220H164ZM164 221H162V222H164ZM199 221H200V220H199ZM199 221H198L197 223H199ZM206 221H207V219H206ZM243 221H244V220H243ZM7 222H8V221H7ZM11 222H12V221H11ZM21 222H22V220H21ZM21 222H20V224L22 225V223H24V222H22V223H21ZM37 222H38V221H37ZM101 222H102V221H101ZM121 222H122V221H121ZM123 222H124V221H123ZM142 222H143V221H142ZM142 222H141V223H142ZM152 222H153V221H152ZM152 222H151V223H152ZM158 222H159V221H158ZM162 222H161V223H162ZM189 222H191V221H189ZM189 222H187L186 224H189V225H190ZM212 222H213V221H212ZM212 222H211V223H212ZM228 222H229V221H228ZM230 222H231V221H230ZM233 222H234V221H233ZM241 222H242V221L240 220V223H241ZM4 223H5V222H4ZM17 223H18V221H17ZM17 223H16V224H17ZM46 223H47V222H46ZM54 223H56V222H54ZM113 223H114V222H113ZM113 223L111 224L112 226H113ZM136 223H137V221H136ZM148 223H149V222H148ZM161 223H160V224H161ZM164 223H165V222H164ZM171 223H170V224H171ZM178 223H179V222H178ZM181 223H182V222H181ZM197 223L195 224V222H194L195 225H197ZM202 223H203V222H202ZM231 223H232V222H231ZM237 223H238V222H237ZM260 223H261V222H260ZM39 224H40V223H39ZM80 224H81V223H80ZM96 224H97V223H96ZM100 224H101V223H100ZM106 224H107V222H106ZM117 224H120V223H117ZM124 224H125V223H124ZM124 224L122 223V225H124ZM130 224H131V223H130ZM132 224H133V223H132ZM137 224H138V223H137ZM152 224H153V223H152ZM167 224H168V222H167ZM172 224L174 225V223H172ZM172 224H171V225H172ZM176 224H177V222H176ZM215 224H217V223L215 222ZM235 224H236V223H235ZM257 224H258V223H257ZM262 224H264V222H263ZM2 225H3V223H2ZM4 225H5V224H4ZM4 225H3V226H4ZM35 225H36V224H35ZM43 225H44V224H43ZM127 225H128V223H127ZM135 225H136V224H135ZM138 225H139V224H138ZM163 225H164V224H163ZM179 225H181V224H179ZM183 225H184V224H183ZM195 225H194L193 227H196ZM199 225H200V224H199ZM210 225H211V224H210ZM225 225H227V224H225ZM225 225H223V226H225ZM229 225H230V224H228V226H229ZM236 225H238V224H236ZM239 225H241V224H239ZM13 226H15V225H13ZM13 226H12V228H13ZM29 226H30V225H29ZM45 226H47V225L45 224ZM45 226H43V227L45 228ZM71 226H72V224H71ZM73 226H74V225H73ZM109 226H110V225H109ZM117 226H118V225H117ZM153 226H154V225H153ZM174 226L176 227V225H174ZM228 226H227V227H228ZM231 226H232V225H231ZM231 226H230V227H231ZM234 226H235V225H234ZM241 226H242V225H241ZM252 226H253V225H252ZM0 227H1V226H0ZM9 227H10V226H9ZM27 227H28V226H27ZM39 227H40V225H39ZM47 227H48V226H47ZM47 227H46V228H47ZM56 227H57V226H56ZM103 227H104V226H103ZM105 227H107V226H105ZM120 227H121V226H120ZM142 227H143V226H142ZM151 227H152V226H151ZM178 227H179V226H178ZM210 227H211V226H210ZM220 227H222V226H220ZM230 227H229V228H230ZM237 227H238V226H237ZM16 228H17V227H16ZM40 228H42V227H40ZM59 228H60V227L58 226L56 229H59ZM63 228H64V227H63ZM68 228H69V227H68ZM114 228H115V226H114ZM131 228H132V226H131ZM135 228H136V227H135ZM189 228H190V227H189ZM205 228H209V226H205ZM211 228H212V227H211ZM211 228H210V231H214V230H211ZM215 228H216V227H215ZM231 228H232V227H231ZM234 228H235V227H234ZM252 228H253V227H252ZM30 229H31V228H30ZM65 229H66V228H65ZM90 229H91V228H90ZM99 229H100V228H98V230H99ZM116 229H117V228H116ZM178 229H179V228H178ZM190 229L192 230V228H190ZM200 229H202V228L200 227ZM200 229H199V230H200ZM212 229H213V228H212ZM253 229H254V228H253ZM257 229H258V228H257ZM262 229H263V228H262ZM54 230H55V229H54ZM66 230H67V229H66ZM69 230H70V229H69ZM77 230H79V229L77 228ZM77 230H76V231H77ZM80 230H81V229H80ZM85 230H86V229H85ZM106 230H107V229H106ZM123 230H124V229H123ZM136 230H137V228H136ZM136 230H135V231H136ZM143 230H145V229L143 228ZM194 230H195V229H194ZM196 230H197V229H196ZM251 230H252V229H251ZM255 230H256V229H255ZM9 231H10V230H9ZM14 231H15V230H14ZM23 231H24V230H23ZM29 231H30V233H31V230H29ZM34 231H35V230H34ZM44 231H45V230H44ZM55 231H56V230H55ZM60 231H61V230H60ZM62 231H64V230H62ZM76 231H75V232H76ZM100 231H101V230H100ZM100 231H99V232H100ZM116 231H117V230H116ZM120 231H122L121 228H120ZM127 231H128V230H127ZM127 231H126V232H127ZM201 231H202V230H201ZM210 231H208V232H210ZM240 231H241V229H240ZM257 231H258V230H257ZM259 231H260V230H259ZM56 232H57V231H56ZM58 232H59V231H58ZM85 232H86V231H85ZM89 232H90V231H89ZM89 232H88V233H89ZM108 232H109V231H108ZM129 232H130V231H129ZM129 232H128V234H129ZM181 232H183V230H181ZM186 232L188 233V228L186 229ZM199 232H200V231H199ZM227 232H228L229 234H232V233H230L229 231H227ZM227 232H226V234H227ZM241 232H242V231H241ZM252 232H253V231H252ZM7 233H8V232H7ZM17 233H18V232H17ZM41 233H43V232H41ZM65 233H66V232H65ZM73 233H74V231H73ZM76 233H77V232H76ZM76 233H74V234H76ZM83 233H84V232H83ZM88 233H87V234H88ZM101 233H102V232H101ZM101 233H100V234H101ZM142 233H143V232H142ZM155 233H156V232H155ZM176 233H177V232H176ZM176 233H175V234H176ZM179 233H180V231H179ZM179 233H178V235H179ZM183 233H185V232H183ZM189 233H191V232H189ZM197 233H198V232H196V234H197ZM200 233H201V232H200ZM203 233H205V231H204ZM203 233H202V234H203ZM211 233H212V232H211ZM220 233H221V232H220ZM236 233H237V231H236ZM242 233H243V232H242ZM5 234H6V233H5ZM9 234H10V233H9ZM11 234H12V233H11ZM18 234L22 235L21 232L18 233ZM63 234H64V233H63ZM63 234H60V235H63ZM70 234H71V233H70ZM78 234H79V233H78ZM85 234H86V233H85ZM85 234H84V236H85ZM103 234H104V233H103ZM108 234H109V233H108ZM111 234L113 235V233H111ZM122 234H123V233H122ZM132 234H133V233H132ZM135 234H136V233H135ZM137 234H138V233H137ZM170 234H172V233H170ZM192 234H193V232H192ZM194 234H195V233H194ZM206 234H207V233H206ZM208 234H209V233H208ZM222 234L225 236V233H222ZM233 234H235V233H233ZM233 234H232V235H233ZM257 234H258V233H257ZM261 234H262V233H261ZM7 235H8V234H7ZM15 235H16V234H15ZM15 235H14V236H15ZM28 235H30V234H28ZM76 235H77V234H76ZM89 235H90V234H89ZM97 235H98V234H97ZM97 235H96V236H97ZM116 235H117V234H116ZM119 235H120V234H119ZM142 235H143V234H142ZM150 235H151V234H150ZM155 235H156V234H155ZM164 235H165V234H164ZM219 235H221V234H219ZM239 235H240V234H239ZM243 235H244V234H243ZM253 235H254V234H253ZM255 235H256V233H255ZM12 236H13V234H12ZM17 236H18V235H17ZM22 236H23V235H22ZM64 236H66V235L64 234ZM78 236H79V235H78ZM101 236H102V235H101ZM101 236H100V237H101ZM106 236H107V235H106ZM117 236H118V235H117ZM120 236H121V235H120ZM147 236H148V235H147ZM157 236H158V234H157ZM157 236L154 237V235H153L152 238H153V239H154V238L156 239V238H158ZM181 236H182V235H180L179 237H181ZM192 236H193V235H192ZM199 236H200V234H199ZM203 236H204V234H203ZM203 236H202V238H203ZM208 236H209V235H208ZM214 236H215V235H214ZM221 236H222V235H221ZM258 236H259V235H258ZM18 237L20 238V236H18ZM28 237H29V236H28ZM33 237H34V233H33ZM56 237H57V236H56ZM58 237H61V238H62V236H58ZM79 237H80V236H79ZM114 237H116V236L114 235ZM114 237H113V238H114ZM132 237H134V236H132ZM150 237H151V236H150ZM150 237H149V240H150ZM175 237H176V236H174V238H175ZM193 237H194V236H193ZM215 237H216V236H215ZM234 237H236V235H235ZM248 237H249V236H248ZM248 237H247V239H248ZM250 237H253V236H250ZM250 237H249V238H250ZM254 237H255V236H254ZM254 237H253L252 239H254ZM263 237H264V236H263ZM263 237H262V238H263ZM7 238H8V237H7ZM7 238H6V239H7ZM19 238H18V239H19ZM31 238H32V237H31ZM46 238H47V237H46ZM48 238H49V236H48ZM113 238H112V239H113ZM128 238H129V237H128ZM128 238H127V239H128ZM139 238H141V237H139ZM139 238H138V239H139ZM145 238H146V237H145ZM170 238H171V237H170ZM174 238H172V240H173ZM181 238H182V237H181ZM181 238H180V240L183 239V238H182V239H181ZM204 238H205V237H204ZM204 238H203V239H204ZM209 238H210V237H209ZM212 238H213V237H212ZM212 238H211V239H212ZM219 238H220V237H219ZM219 238H218V239H219ZM222 238H223V236H222ZM229 238H230V235H229ZM244 238H245V237H244ZM258 238H259V237H258ZM260 238H261V237H260ZM260 238H259V239H260ZM6 239H5V240H6ZM14 239H15V238H14ZM27 239H28V238H27ZM58 239L61 240L60 238H58ZM87 239H88V238H87ZM87 239H86V241H87ZM90 239H91V238H89V240H90ZM94 239H95V241H96V237H95ZM104 239H105V238H104ZM109 239H110V238H109ZM124 239H125V238H124ZM133 239H134V238H133ZM136 239H137V237H136ZM161 239H162V238H161ZM196 239H198V236H197ZM199 239H200V237H199ZM215 239H216V238H215ZM220 239H221V238H220ZM227 239H228V238H226V240H227ZM0 240H1V239H0ZM31 240H32V239H31ZM31 240H30V241H31ZM37 240H38V239H37ZM52 240H54V239H52ZM80 240L83 241L84 239H80ZM80 240H79V241H80ZM89 240H88V241H89ZM113 240H116V239L114 238ZM122 240H123V239L121 238L120 241H122ZM156 240H157V239H156ZM156 240H155V241H156ZM162 240H163V239H162ZM172 240H171V242H172ZM175 240H176V238H175ZM180 240H179V242H180ZM187 240H189V239H187ZM187 240H186V241H187ZM204 240H205V239H204ZM207 240H208V239H207ZM207 240H206V241H207ZM209 240H210V239H209ZM221 240H222V239H221ZM229 240H230V239H229ZM241 240H243V239H241ZM250 240H251V239H250ZM255 240H257V239H255ZM262 240H264V238L261 239L260 242H261ZM9 241H10V240H9ZM24 241H26V240H24ZM27 241H28V240H27ZM34 241H35V239H34ZM50 241H51V240H50ZM67 241H68V240H67ZM70 241H71V240H69V242H70ZM95 241H94V242H95ZM100 241H101V240H100ZM110 241H111V239H110ZM120 241H118V242L120 243ZM130 241H131V240H130ZM153 241H154V240H152L151 242H153ZM163 241H164V240H163ZM177 241H178V240H177ZM177 241H176V242H177ZM186 241H185V242H186ZM195 241H196V240H195ZM199 241H200V240H199ZM202 241H203V240H201V242H202ZM206 241H204V242H206ZM247 241H248V240H245V241H243V242H246V243H247ZM0 242H1V241H0ZM2 242H3V241H2ZM6 242H7V241H6ZM15 242L17 243V241H15ZM20 242H21V241H20ZM56 242H57V241H56ZM56 242H55V243H56ZM71 242H72V241H71ZM71 242H70V243H71ZM107 242H108V241H107ZM115 242H117V241H115ZM145 242H146V241H145ZM145 242H144V244H145ZM173 242H174V240H173ZM183 242H184V241H183ZM183 242H182V243H183ZM196 242H198V241H196ZM216 242H217V241H215V243H216ZM224 242H225V241H224ZM228 242L231 244L230 241H228ZM240 242H241V241H240ZM249 242H250V241H249ZM251 242H253V241H251ZM262 242H263V241H262ZM3 243H4V242H3ZM9 243H10V242H9ZM12 243H14V242L12 241ZM72 243H73V242H72ZM81 243H82V242H81ZM83 243H84V242H83ZM86 243H87V244H85V246H86V245H89V242H86ZM90 243H91V241H90ZM97 243H98V242H97ZM112 243H113V242H112ZM122 243H123V241H122ZM177 243H178V242H177ZM1 244H2V243H1ZM1 244H0V245H1ZM27 244H28V242H27ZM47 244H48V243H47ZM61 244H62V243H60V245H61ZM73 244H74V243H73ZM73 244H72V245H73ZM123 244H124V243H123ZM137 244H138V243H137ZM137 244H136V245H137ZM147 244H148V243H147ZM150 244H151V243H149L148 245H150ZM173 244H175V242H174ZM173 244H172V245H173ZM180 244H181V242H180ZM186 244H187V243H186ZM200 244H201V243H200ZM239 244H240V243H239ZM242 244H243V243H242ZM256 244H257V243H256ZM262 244H263V243H262ZM3 245H4V244H3ZM17 245H18V244H17ZM17 245H16V246H17ZM19 245H20V244H19ZM31 245H32V244H31ZM55 245H56V244H55ZM57 245H58V244H57ZM67 245H68V244H67ZM78 245H79V244H78ZM83 245H84V244H83ZM121 245H122V244H121ZM127 245H128V244H127ZM133 245H134V244H133ZM145 245H146V244H145ZM151 245H152V244H151ZM151 245H150V246H151ZM181 245H182V244H181ZM205 245H207V244H205ZM237 245H238V244H237ZM240 245H241V244H240ZM245 245H246V244H245ZM251 245H252V243H251ZM257 245H258V244H257ZM24 246H26V244H25ZM42 246H43V245H42ZM81 246H82V245H81ZM90 246H91V245H90ZM98 246H99V245H98ZM130 246H131V245H130ZM162 246H163V245H162ZM168 246H169V248H173V247L171 246V244L168 245ZM170 246H171V247H170ZM208 246H209V245L205 246V248H207ZM211 246H212V245H211ZM238 246H239V245H238ZM241 246H242V245H241ZM243 246H244V244H243ZM246 246H247V245H246ZM253 246H254V245H253ZM253 246H252V247H253ZM261 246H262V245H261ZM261 246H260V247H261ZM5 247H6V245H5ZM22 247H23V246H22ZM31 247H32V246H31ZM35 247H36V246H35ZM63 247H64V246H63ZM63 247H62V248H63ZM65 247H66V246H65ZM67 247H69V246H67ZM71 247H72V246H71ZM78 247H79V246H78ZM105 247H106V245H105ZM110 247H112V246H110ZM132 247H133V246H132ZM132 247H131V248H132ZM151 247H152V246H151ZM151 247H150V248H151ZM158 247H159V246H158ZM163 247H164V246H163ZM188 247H189V246H188ZM192 247H194V246L192 245ZM192 247H189V248H192ZM234 247L237 248V246H234ZM247 247H248V246H247ZM249 247H250V246H249ZM0 248H1V246H0ZM16 248H17V247H16ZM19 248H21V247H19ZM36 248H37V247H36ZM50 248H51V247H50ZM100 248H102V247H100ZM126 248H127V247H126ZM133 248H134V247H133ZM143 248H145V247H143ZM159 248H160V247H159ZM161 248H162V247H161ZM161 248H160V249H161ZM177 248H178V247H177ZM185 248H186V247H185ZM240 248H242V247H240ZM240 248L238 249V251H237V250H236V251L239 252V250H243V249H245V248H243V249H240ZM250 248H251V247H250ZM253 248H254V247H253ZM53 249L56 250V248H53ZM59 249H60V248H59ZM59 249H58V250H59ZM66 249H67V248H66ZM81 249H82V248H81ZM85 249H86V248H85ZM89 249H90V248H89ZM89 249H87V250L89 251ZM91 249H92V248H91ZM119 249H120V248H119ZM135 249H136V248H135ZM135 249H133V250H135ZM138 249H139V248H138ZM173 249H174V248H173ZM182 249H183V248H182ZM182 249H180V250H182ZM203 249H204V247H203ZM207 249H208V248H207ZM211 249H212V248H211ZM211 249H210V250H211ZM226 249H228V248H226ZM232 249H233V248H232ZM232 249H231V250H232ZM258 249H259V248H258ZM258 249L256 248L255 250L257 251ZM260 249H261V248H260ZM19 250H20V249H19ZM19 250H18V252H19ZM21 250H22V249H21ZM27 250H29V249H27ZM31 250H33V249H31ZM39 250H41V249H39ZM62 250H63V249H62ZM78 250H79V248H78ZM94 250H95V249H94ZM96 250H98V249H96ZM114 250H115V252H116V250L118 251V249H114ZM123 250H124V249H123ZM130 250H131V249H130ZM146 250H147V249H146ZM162 250H164V249H162ZM195 250H196V249H195ZM195 250H194V251H195ZM229 250H230V248H229ZM245 250H246V249H245ZM13 251H14V250H13ZM34 251H35V250H34ZM65 251H66V250H64L63 252H65ZM99 251L101 252L100 249H99ZM99 251H98V252H99ZM104 251H105V250H104ZM121 251H122V250H121ZM136 251H139V250L136 249V250L134 251V253H136ZM140 251H141V250H140ZM144 251H145V250H144ZM147 251H148V250H147ZM150 251H151V250H150ZM164 251H166V249H165ZM183 251H185V250H183ZM183 251H181V253H182ZM192 251H193V249H192ZM223 251H224V250H223ZM233 251H234V253H235V249L232 250V253H233ZM249 251H250V249L248 248V252H245V251H244V252H242V253H245V255H246V253H249ZM253 251H254V249H253ZM2 252H3V251H2ZM4 252L6 253L7 251L4 250ZM4 252H3V253H4ZM10 252H12V251H10ZM16 252H17V251H15V253H16ZM18 252H17V254L19 255ZM28 252H29V251H28ZM32 252H33V251H32ZM43 252H44V251H43ZM48 252H49V251H48ZM55 252H56V251H55ZM57 252H59V251H57ZM60 252H61V250H60ZM66 252H67V251H66ZM86 252H87V251H86ZM91 252H92V251H91ZM109 252H110V251H109ZM162 252H163V251H162ZM195 252H196V251H195ZM261 252H262V251H261ZM3 253H1V254H2V255H6V258H7L8 255H7V254H3ZM13 253H14V252H13ZM36 253H37V252H36ZM41 253H42V251H41ZM68 253H69V252H68ZM103 253H104V252H103ZM103 253H101V254H103ZM111 253H112V251H111ZM111 253H110V254H111ZM116 253H117V252H116ZM116 253H115V254H116ZM120 253H123V252H120ZM127 253L129 254L130 252L127 251ZM134 253H132V254H134ZM138 253H139V252H138ZM151 253H153V251H152ZM165 253H166V252H165ZM178 253H179V252H178ZM190 253H191V252H190ZM190 253H189V254H190ZM220 253H221V252H220ZM220 253H219V254H220ZM234 253H233V256H235ZM240 253H241V251H240ZM256 253H257V252H256ZM256 253H255V254H256ZM20 254H22L21 251H20ZM37 254H38V253H37ZM39 254H40V253H39ZM48 254H49V253H48ZM86 254H88V253H86ZM97 254H98V253H97ZM99 254H100V253H99ZM123 254H124V253H123ZM125 254H126V253H125ZM125 254H124V255H125ZM140 254H141V252H140ZM140 254H139V255H140ZM148 254H150V253H148ZM161 254H162V253H161ZM225 254H226V253H225ZM228 254H230V253L228 252ZM251 254H253V253L251 252ZM257 254H258V253H257ZM9 255H10V254H9ZM111 255H112V254H111ZM111 255H110V256H111ZM126 255H127V254H126ZM157 255H158V254H157ZM172 255H173V254H172ZM177 255H178V254H174L175 257H176ZM184 255H185V254H184ZM223 255H224V254H223ZM226 255H227V254H226ZM10 256H11V255H10ZM12 256H13V255H12ZM29 256H30V255H29ZM39 256L41 257V254L38 255V257H39ZM43 256H44V255H43ZM63 256H64V255H63ZM63 256H62V257H63ZM84 256H85V255H84ZM86 256H87V255H86ZM89 256H90V255H89ZM120 256H121V255L119 254V257H120ZM129 256H131V255H129ZM143 256H144V255H143ZM143 256H142V257H143ZM150 256H151V255H150ZM188 256H189V255H188ZM210 256H211V255H210ZM210 256H208V257H210ZM213 256H214V254H213ZM215 256H217V254H216ZM220 256H221V255H220ZM231 256H232V255H231ZM231 256H228V257H231ZM236 256H237V255H236ZM239 256H241V255H239ZM239 256H237V257H239ZM247 256H248L249 258H251V257L249 256V254H248ZM247 256H246V257H247ZM0 257H1V256H0ZM2 257H3V256H2ZM4 257H5V256H4ZM23 257H24V256H23ZM23 257H22V258H23ZM26 257H27V256H26ZM44 257H45V256H44ZM54 257H55V256H54ZM58 257H60V256H58ZM106 257H107V256H106ZM106 257H105V258H106ZM122 257H123V255H122ZM125 257H128V256H125ZM125 257H123V259H124ZM152 257H153V256H152ZM159 257H160V256H159ZM172 257H173V256H172ZM172 257H171V258H172ZM189 257H190V256H189ZM191 257H192V256H191ZM203 257H205V256H203ZM248 257H247V258H248ZM255 257H257V255H255ZM258 257H259V255H258ZM263 257H264V255H263ZM13 258H14V257H13ZM56 258H57V257H56ZM79 258H80V257H79ZM90 258H91V257H90ZM137 258H139L138 255H137V257H136L135 259H137ZM145 258H147V257L145 256ZM149 258H150V257H149ZM153 258H155V257H153ZM171 258H170V260H171ZM173 258H174V257H173ZM182 258H184V257L182 256ZM186 258H187V257H186ZM215 258H216V257H215ZM231 258H232V257H231ZM243 258H245V257H243ZM247 258H245V260H247ZM3 259H4V258H3ZM74 259H75V258H74ZM91 259H92V258H91ZM100 259H101V258H100ZM118 259H120V258H118ZM130 259H131V258H130ZM135 259H134V260H135ZM141 259H144V258H141ZM164 259H165V257H164ZM176 259H177V258H176ZM188 259H190V258H188ZM206 259H207V258H206ZM210 259H212V258H210ZM236 259H237V260H238V259H241V257H240V258H236ZM236 259H235V261H236ZM1 260H2V258H1ZM4 260H5V259H4ZM15 260H16V258H15ZM17 260H18V259H17ZM81 260H82V259H81ZM120 260H122V259H120ZM124 260H125V259H124ZM148 260H149V259H148ZM154 260H157V259H154ZM193 260H194V259H193ZM193 260H192L191 262H194ZM203 260H204V258H203ZM203 260H202V261H203ZM207 260H209V259H207ZM212 260H214V259H212ZM229 260H231V259H229ZM241 260H244V259H241ZM251 260H253V259H251ZM260 260H261V259H260ZM262 260H263V259H262ZM2 261H3V260H2ZM23 261H24V258H23ZM33 261H34V260H33ZM56 261H58V260H56ZM68 261H70V263L73 262V260H68ZM85 261H86V260H85ZM127 261H128V260H126V262H127ZM144 261H146V259H145ZM152 261H153V260H152ZM152 261H149V262H152ZM157 261H159V258H158ZM157 261H156V262H157ZM168 261H169V260H168ZM176 261H177V260H176ZM210 261H211V260H210ZM210 261H209V263H210ZM249 261H250V260H249ZM255 261H256V260H255ZM258 261H259V260H258ZM0 262H1V261H0ZM28 262L31 263L30 260H29ZM63 262H65V261H63ZM77 262H78V261H77ZM91 262H92V261H91ZM96 262H97V261H96ZM122 262H123V261H122ZM137 262H139V260H138ZM141 262H142V261H141ZM146 262H147V261H146ZM156 262H155V263H156ZM195 262H196V261H195ZM195 262L192 263V264H195ZM204 262H205V261H204ZM204 262H203V263H204ZM206 262H207V261H206ZM211 262L213 263L214 261H211ZM221 262H222V261H220V263H221ZM224 262H225V261H224ZM240 262H241V261H240ZM242 262H243V261H242ZM256 262H257V261H256ZM260 262H263V261H260ZM53 263H54V262H53ZM55 263H56V262H55ZM85 263H86V262H85ZM85 263H83V264H85ZM106 263H107V262H106ZM127 263H128V262H127ZM127 263H125V264H127ZM129 263H132L131 260H130ZM135 263H136V262H135ZM166 263H167V262H166ZM166 263H165V264H166ZM203 263H201V264H203ZM222 263H223V262H222ZM222 263H221V264H222ZM238 263H239V262H238ZM238 263H235V264H238ZM2 264H3V263H2ZM19 264H23V263H22V260H21V262H20ZM32 264H35V262L32 263ZM62 264H67V263L65 262V263H62ZM72 264H73V263H72ZM75 264H76V262H75ZM133 264H134V262H133ZM139 264H140V263H139ZM142 264H143V262H142ZM147 264H148V263H147ZM157 264H159V263H157ZM197 264H199V261L197 262ZM214 264H215V263H214ZM216 264H219V262H217ZM239 264H243V263H239ZM258 264H259V262H258Z\"/></svg>",
  "mask_w": 264,
  "mask_h": 264
}]
</instances>
